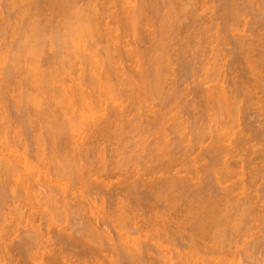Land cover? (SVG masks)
<instances>
[{
	"label": "rangeland",
	"instance_id": "1",
	"mask_svg": "<svg viewBox=\"0 0 264 264\" xmlns=\"http://www.w3.org/2000/svg\"><path fill=\"white\" fill-rule=\"evenodd\" d=\"M12 0H10V1H8V0H0V24H3L0 28V57H1V55L2 54H5V52L7 53V52H9V56H11V53L14 55V50H15V53H18L19 51L18 50H16L17 48H16V46L18 47V45H14V44H18V41L21 39V37L23 38V35L22 34H24V33H22L20 30H22V29H20V30H18V26L17 25H19V28L22 26L21 24H23L24 22H27V21H29V19H27V15H28V12L30 11L31 13H32V15H34V17H35V15H37L36 16V18L38 17V16H40L39 17V19L38 20H46V21H48L49 20V22H47V23H49L50 25L52 24V25H54L55 23L56 24H58L59 23V18H60V16H59V14H60V12H59V14L57 13V12H53V10H50V9H52V8H49L48 6V8H47V10H46V8L45 9H43V15L42 14H40L39 15V13L38 12H32L31 11V9L33 8V5H35V4H33V0H31V1H25L24 2V0L21 2V0H19L20 2H18L17 0V2L16 3H18L17 5H16V8H15V6H14V9H13V11H12V9L10 8L11 6H13L12 4H14L15 3V1H14V3H12L11 2ZM33 1V2H32ZM36 1V0H35ZM45 1V0H44ZM43 0H41V2H43L44 3V5L43 6H46V4H45V2H44ZM107 2H105V0L102 2V4L104 5V6H100L101 7V13H102V15L100 16V18H99V25H100V27L102 28L101 30H104V31H102L103 33H105L104 35L106 36V38H105V36L103 35L102 37H101V41L98 39V37L97 38H94L93 39V41H95L96 43H97V41H98V43L96 44V43H92L89 39H87L86 40V38H84V37H82V38H84V41H87L86 43L85 42H83V39L82 40H79V38L81 39V37H79V38H76V39H78L77 41L79 42H74V43H76V44H73V46L71 47V44H69L70 45V49H66L67 51H70V56H68L65 60L67 61V59H68V61L67 62H69L68 63V65H67V63H66V65H65V63L63 62V64H60V68L58 69L57 67H59V66H56V64H57V61H55V64H52V63H54V60L53 59H51L52 58V56L54 55L51 51H60L61 50V52H62V50H63V47L61 46V45H58V44H54L53 43V45H52V47H54L55 49L54 50H52L51 48V44L49 43H47V40L49 39H46L47 37V35L50 33V30L51 31H53L52 30V28H53V26L51 27L50 25V27H48L47 25L45 26V27H47V28H45L43 25H41V26H43V27H41V26H39V27H41V28H43V31H41V33L42 32H45L44 34H47V35H45V37H43L42 35H41V38H34V37H32L31 35H29V34H31V33H29V32H31L32 30V28L29 30V32H27L25 29H24V31H26L27 33H29V34H27V35H24L25 36V43L27 44V46L31 43V44H33L32 46H34L35 48H36V46H41V48L40 47H37L36 48V50L38 49L39 50V53H38V56H39V60H41L40 61V63L39 64H41L42 65V70H44L45 72H44V76L46 77H48L49 75L48 74H51V76H49L47 79H49V82L51 81V79L52 78H54L55 76L57 77L55 80L57 81H55V80H53L52 79V82H54V84L55 85H53V86H56L57 87V89L59 90V88H58V85H56V84H59L61 87H62V85H65L64 86V88H63V90L65 89V90H68L67 92L68 93H73V91L74 90H76V89H73V91H71V92H69V89H72L73 87H75L78 83H80L81 85L79 86L80 87V89H84V93H87L86 95H89V103H86V104H84V103H81V101H79V100H77V98H72V99H69L68 101H69V104H71L72 105V108L74 109V117H76V115H79V114H82L83 116H88L90 113V110H94L93 111V118L92 117H90V118H88V119H92V120H94V118H95V121L98 123L99 122V120L101 121V119L103 118V119H105L106 118V116L104 115V114H106V112H108V111H110V112H113V111H116V117H117V115H118V117H120V118H116V120H115V118H113L112 117V124L110 123L109 125L107 124V125H105V124H103L104 122H101L103 125H105V126H109V127H105V128H107V129H103L104 131H98L96 134L95 133H89L90 131H88L87 132V130H85L86 132H80V134L79 133H74L73 135L72 134H70L69 135V133H68V131L66 130V132H67V134H65L66 135V138H65V135H63L64 133L62 132V134H60V136L61 137H63V139L62 138H60L59 139V136H57L58 138L56 139L55 138V143L54 144H51V142H50V140H47L48 139V137L46 136V134L43 132V138H44V141L43 142H38L36 139V141H34V138L37 136V135H39L40 133L38 132V129H39V131H40V129H43V127L42 126H44V124L46 123V126H49L50 124H48L47 123V121L49 122V120L51 121V118L48 116L47 118H50V119H48V120H46V116H47V114L45 113V116L42 114L41 115V113L43 112V110H44V108L46 109V107H44L43 109H42V111L41 110H39L40 111V114H38L36 111H35V109H36V107L35 106H33L32 104H31V106H29L28 105V107H27V105L26 106H24V104H23V106H24V109H26L25 111H27V113H25L24 114V111H22L20 108V110L18 111V101H19V104H21L22 105V103H20V99L18 100L17 98L19 97H21L20 96V93H19V95L18 96H16V101L14 100L15 99V94H14V92L15 91H17L18 90V86H21L24 82L23 81H25V76H21V75H24L23 73H20L23 69H27L28 70V68H31V66L32 65H34L35 66V62H31V61H33V59H35L36 61H38L39 62V60L38 59H36L37 58V54L35 55V53H34V57L35 58H33V54H32V56L30 55V53L29 52H31V50L29 51V48H25V49H28V52L27 53H25V51H23L22 53V56L20 57V55H19V53L18 54H15V55H18V56H16L15 57V55L14 56H11V57H14V58H18V60H17V62H16V60L14 59V61H15V65L16 66H18L19 65V67H16L15 65H13V66H15L16 67V69L14 70L15 71V73L17 72L18 74H20V78L21 79H17V77H19V75L18 74H14V76H13V74H11V78L13 79V80H11V78H8L7 76H3L2 74L4 73L3 72V70H2V68H0V74L2 75V77H0V85H1V87H2V89H1V91L3 90V94L0 96V140L1 139H3L4 140V142L5 143H7V145L5 144V145H3L2 144V146H0V160L3 158V157H5L6 159H8V158H12V159H8V160H5L4 161V159H2L1 161H0V164H1V167H0V170L2 171H0V173H3L4 171H6L7 170V166H10L11 167V163L14 165H12V167H13V170H14V167H16V171L14 170V171H12V173H13V177L11 176L12 174H8V175H3V174H0V181H3V184H2V182H1V184L3 185V186H0V187H4V189H5V192L3 191V189L1 188V190H0V194H2V195H0V199L1 200H4V199H6V200H4L3 201V205L2 204H0V250H1V252H0V264H8L10 261H17V262H19L18 264H50L51 263V260H52V252L54 253V251H55V249L54 248H56L57 247V245H56V241H55V237L54 236H50V235H44L43 237H40V238H37L36 240H33L31 237L33 236V234H30V235H32L31 237H28V239L30 238V239H32L33 241L32 242H27V243H31L30 245H28L27 246V244H26V247L28 248V249H26L27 251H28V253H26L27 251L26 250H22V248L19 246V250H20V252H19V250L17 249V250H15V247L17 246V245H15V247H13L14 246V244H18L19 242L18 241H20L18 238L20 237V239H21V232L24 230V229H26L27 228V225H30V224H32V222H34L35 220V222L33 223V224H35V225H38L39 223H42L44 220L46 221H48L51 225H53L54 226V224H59L60 226H67V227H69V228H72L73 230H69V231H74L73 233L74 234H79L80 232H82V231H84V229H85V227H86V224H87V221L89 220V217H90V220L89 221H94L93 222V224L95 225V222H96V218H99V216H103V217H105V215H107L108 214V212H109V210L111 211V212H109V214L107 215V217H109V218H107V217H105V219L107 220V223H109V225L107 226L106 225V227H107V229H105L104 228V226H101L102 228H104L105 229V231L106 232H110L113 236H116V234L114 235L113 234V232L115 231V230H118V228H119V230H120V232L122 231V232H124V230L126 231V230H128V228H129V222H131L132 220H134V221H132V222H138V224L140 223V225H144V221L145 222H149V223H152L153 222V224L155 223V224H162L161 225V227H163L165 224H167V227H169V228H172V227H176L175 225H177V227H179L180 225L178 224V223H180V222H182L181 223V225L183 224V223H185V224H183L184 225V227L183 226H181L180 227V229L181 230H179L180 232H182V233H186V228H189L191 225H193V218H194V215L196 214H194L193 212H195L194 210H195V204H197V202H199L198 201V199H199V197H202V199L200 198V201L201 200H204L203 198L205 197V198H207V196H203V193H201L200 191H199V189H201V188H198V192H200L201 193V195L202 196H200V194H198L197 193V195L195 196V194H196V192H195V188L197 187L196 185V187L194 186V184H197L198 182H200V183H202L201 181L203 180V183H204V177H206L205 176V174L207 173H205V171L207 170V168L204 170V167L205 166H207L208 167V164H206V163H208L209 161V159L208 158H206V154L205 153H203V152H201V153H199L201 150L198 148V147H196V143L195 142H197V140L198 139H200V138H197L196 137V135L198 136V131H199V129H200V131L199 132H201V130L203 131V132H201V133H204L206 130H207V134H203L202 135V137L204 136V135H206V137H205V139H204V143L202 144V145H204V144H207L206 142H209V141H211V138H213V139H217V138H221L220 136H223V140H222V138L220 139V140H222L223 141V143L224 144H226V142L227 141H229V140H232L233 138H234V135L233 134H235L234 132H239V133H241V134H245V135H247V134H250V133H252V130L251 129H255L256 131H257V133H258V129H263V131H264V120H261V119H264V96L262 95V93L260 92V89L261 88H263L262 87V85L264 86V70L263 69H261V66H258V65H256V63L254 62V69H252V70H250L251 68L250 67H253V62H252V65L250 64V67L248 66L247 67V64L249 65V63H246V62H244V60L241 58V57H239V60H238V57L235 59L234 57V55H233V53H228L229 51H228V49L230 50V48H232V42H234V37H232L234 34H236V36L238 35V34H242L244 31L243 30H245L246 29V25H247V29L249 28V26L251 25V24H253V25H251V26H256L257 24H259V23H261L262 24V27L264 28V21H262L263 19H264V17H262V13L264 14V3H263V1L264 0H261V3H260V5H259V2L256 4H252V6H253V9H251V7H250V9L248 10V8H249V6H246L248 3H249V1H252V0H240L241 2V4H244V1H245V5H241L239 2H237V1H239V0H236V4L238 3V4H240L239 6H237L239 9H241L242 11H240L238 8H237V11L239 10V12L237 13V15H240L241 16V18L243 17V19H241L239 16L237 17L236 16V18H235V14H232V15H234V18H233V16H231L232 18H230V21H229V18H228V21H227V17H226V21L224 20L225 18L224 17H219V16H217V14L219 13V15H220V13H222L221 11V9L223 8L222 7V2H221V8L217 5V4H219L218 2V0H200V1H195V3L193 2V5L191 4L192 3V1H191V3H188V1L186 0H180V2L181 1H184V2H182L183 3V6L185 5V7L187 8V11L185 10V12L183 13V12H178L177 10H179V9H181L182 7H180L179 9H178V7L179 6H177L175 3L177 2L176 0L174 1V0H172L173 2H171L170 0H149V2H148V0H106ZM152 3H151V2ZM160 1V2H159ZM179 1V0H178ZM190 1V0H189ZM194 1V0H193ZM202 1V2H201ZM218 1V2H217ZM9 2H11V3H9ZM24 2V3H23ZM29 2H31L32 3V7L31 6H29V5H27V3H29ZM37 2V4L40 2V0H37L36 1ZM41 2H40V4H41ZM83 2V3H82ZM101 2V1H100ZM171 2V3H170ZM179 2V3H180ZM186 2V3H185ZM215 2L217 3L216 5H215ZM247 2V3H246ZM10 5H9V4ZM20 3H22V4H20ZM30 3V4H31ZM35 3V2H34ZM42 3V4H43ZM81 3V4H80ZM144 3V4H143ZM154 3V4H153ZM165 3H166V5H165ZM185 3V4H184ZM204 3H206V4H204ZM9 6H8V5ZM25 4V5H24ZM78 5V6H80V7H82L81 5H85L84 4V0H82V1H77L75 4H73V5ZM145 4H147V5H145ZM151 4H153V5H151ZM164 4V5H163ZM177 4H178V2H177ZM194 4H195V6H194ZM197 4V5H196ZM210 4V5H209ZM22 5H24L23 7H26V9L28 8V6H29V11H27L25 8L24 9H22L23 11H24V13H26V14H24L23 13V11L20 9V7L19 6H22ZM27 5V6H26ZM133 5V6H132ZM151 5V6H150ZM182 5V4H181ZM190 5H192V7L190 8ZM203 5V6H202ZM206 5V6H205ZM208 5V6H207ZM220 5V4H219ZM257 5H259V6H257ZM6 6V7H5ZM127 6V7H126ZM141 6V7H140ZM143 6V7H142ZM164 6V7H163ZM169 6H170V8H169ZM171 6H172V8H171ZM175 6V7H174ZM212 6H214L215 8H217L216 10H215V8H214V12H213V8H212ZM242 6V7H241ZM255 6H257L258 7V10L256 9V7ZM31 7V8H30ZM75 7L76 6H74V9H75ZM100 7H98L99 9H100ZM126 7V8H125ZM130 7H132V8H130ZM145 7V8H144ZM163 7V8H162ZM193 7H195L196 8V10H195V8H194V12H196L197 14H201L200 16H203V17H208L209 15V12L210 11H212L213 13H215V15H216V18H215V16H214V14L212 13L211 14V12H210V14L211 15H213V17L211 16V18H215L216 20H217V22H216V20L215 19H213V20H211V21H208L209 20V18H210V16H209V18H208V20H207V18L206 19H204V21L205 20H207V21H205V24H206V26H204V22L202 23L201 21H203V20H201L200 19V21H198L197 22V19H196V21L194 20L193 21V18H192V21H191V18H190V16L188 15L189 13H194V12H188L190 9L193 11ZM205 7H207V8H205ZM263 7V8H262ZM78 8V7H77ZM128 8V9H127ZM144 8V9H143ZM173 8H174V11H173ZM185 8V9H186ZM199 8V9H198ZM247 8V9H246ZM255 8V9H254ZM11 9V10H10ZM17 9H19V10H17ZM34 9V8H33ZM120 9V10H119ZM133 9V11H135L134 12V14L135 13H137V14H135V17H136V22L138 23H136L137 25H135L134 27H132V28H134V29H136V30H131V26L130 25H127L126 24V22L124 21L125 19H123V11L124 10H129V11H131ZM152 9V10H151ZM155 9V10H154ZM220 9V10H219ZM246 11H245V10ZM262 9V10H261ZM4 10H6V11H4ZM9 10V11H8ZM114 10H116V11H114ZM147 10H149V11H147ZM164 10V11H163ZM181 10H183L184 11V9L182 8ZM199 12H198V11ZM203 10V11H202ZM219 10V11H218ZM260 10V11H259ZM4 11V12H3ZM18 11V12H17ZM34 11V10H33ZM53 13V15L52 14H50L51 12ZM55 11V10H54ZM57 11V10H56ZM132 11V12H133ZM143 11V12H142ZM169 11V12H168ZM178 13H177V12ZM200 11H201V13H200ZM216 11H217V13H216ZM235 11H236V9H235ZM236 11V12H237ZM244 11H245V14H244ZM248 11H249V13H248ZM251 11V12H250ZM259 11V13H261L260 14V17L259 18H257V14H259V13H257ZM262 11V12H261ZM14 12H17V13H14ZM21 12V13H20ZM41 11H40V13H42ZM114 12V13H113ZM157 12V13H156ZM188 12V13H187ZM204 12V14H202ZM225 12V11H224ZM236 12H234V13H236ZM240 12H241V14H240ZM246 12H247V14H246ZM253 12V13H252ZM10 13V14H9ZM11 13H13V14H15V15H13V14H11ZM23 13V14H22ZM31 13H30V15H31ZM33 13H35V14H33ZM55 13H57V14H55ZM139 13V14H138ZM144 13V14H143ZM151 13V14H150ZM175 15H174V14ZM205 13H206V15H205ZM243 13V14H242ZM18 14V15H17ZM20 14H22L21 16H20ZM46 14V15H45ZM48 14V15H47ZM56 16H55V15ZM141 14V15H140ZM143 14V15H142ZM146 14V15H145ZM168 14V15H167ZM169 14H171V15H169ZM180 14V15H179ZM184 14H185V16L187 17V15H188V18H186L185 16H184ZM196 14V15H197ZM222 14H224V13H222ZM221 14V15H222ZM17 15V16H16ZM25 15V16H24ZM30 15H28V17L29 18H31V16ZM51 15V16H50ZM137 15V16H136ZM166 15V16H165ZM172 15H173V17H172ZM191 15V14H190ZM193 15V17H194V14H192ZM191 15V16H192ZM205 15V16H204ZM220 15V16H221ZM247 15V16H246ZM253 15V16H252ZM24 16V17H23ZM58 16V19L56 18ZM141 16V17H140ZM167 16H169V17H172V20H174V22L175 23H173V21H171L170 23H172V24H176V26H174V25H170L169 27H168V30H169V28L171 29L172 28V30L173 31H170V33H168V31L167 32H165V34L167 33L168 35H169V37H168V35L166 36V37H164L165 38V40H160V43L162 44H160L159 43V46H157V50L155 51V49L153 48V47H155L154 46V40H156L157 41V39L159 40V38H160V36H159V26L164 22V20H168L169 18H167ZM223 16V15H222ZM249 16V17H248ZM264 16V15H263ZM6 17V19H4ZM16 17V18H15ZM21 17V18H20ZM33 17V18H34ZM47 17H48V19H47ZM53 17V18H52ZM114 17V18H113ZM139 17V18H138ZM144 17V18H143ZM146 17H148V18H146ZM149 17H151V19L149 18ZM153 17V18H152ZM161 17V18H160ZM164 17H166V18H164ZM184 17V18H183ZM263 19H262V18ZM50 18V19H49ZM143 19V21H142V19ZM174 18V19H173ZM179 18H180V20H179ZM182 18V19H181ZM195 18H197V16H195ZM194 18V19H195ZM210 18V19H211ZM237 18H239L238 20H234V19H237ZM10 19V20H9ZM16 19H17V21H16ZM23 19H27V21H25L24 20V22H23ZM53 19H54V21H53ZM116 19H118V20H116ZM122 21H121V20ZM163 19V20H162ZM176 19V20H175ZM186 19V20H185ZM231 19L232 20H234L235 22L233 23L234 25L232 26V24L230 23L231 22ZM251 19V20H250ZM9 22L8 23V26H7V24L5 25V23L7 22V21ZM57 20V21H56ZM146 20V21H145ZM162 20V21H161ZM183 20H185V21H187V23L185 22V21H183ZM190 20V21H189ZM239 20H241V22H242V24L240 23V22H237V21H239ZM255 20H257V21H255ZM259 20V21H258ZM44 21H39L40 22V24H41V22H42V24H44L45 22ZM51 21V22H50ZM145 21V22H144ZM168 21H170V20H168ZM181 21V22H180ZM212 21H214V22H212ZM222 21H223V23H222ZM224 21L226 22V24H227V22L229 23V25L231 26V28L232 27H235L234 29L232 28L231 30H232V34L230 33V32H228V30L227 31H225V32H223L222 30H218V27H221V26H223V24H225L224 23ZM248 21V22H247ZM252 21H254V22H252ZM4 22V23H3ZM19 22H20V24H19ZM58 22V23H57ZM118 22V23H117ZM148 22V23H147ZM192 22H194V23H192ZM209 22H211V24H207V23ZM219 22V23H218ZM237 22V23H236ZM245 22L246 23H248V24H245ZM255 22H258V23H255ZM13 23H17L16 25H14L13 26ZM27 23H29V22H27ZM101 23V24H100ZM105 23V24H104ZM141 23V24H140ZM182 23H185V24H182ZM189 23H191V24H193L194 25V31L192 32V30H193V27H192V29H190L191 28V24H189ZM196 23V24H195ZM215 25H217L218 27L216 28L213 24ZM222 23V24H221ZM9 24H10V26L12 27V29H11V31L9 32V29L11 28H9ZM25 24V23H24ZM39 24V25H40ZM56 24H55V28H56ZM126 24V25H125ZM158 24V25H157ZM179 24H181V25H183L182 27H181V25L179 26ZM189 24V25H188ZM200 24V25H199ZM5 25V26H4ZM21 25V26H20ZM148 27H147V26ZM153 25V26H152ZM163 25V24H162ZM210 25H213V26H209ZM229 25H227V26H229ZM242 25V26H241ZM7 26V27H6ZM30 26H32V25H30ZM128 26V27H127ZM146 26V27H145ZM157 26V27H156ZM173 26L175 27V28H173ZM179 26V27H178ZM187 26V27H186ZM189 26V27H188ZM198 26V27H197ZM238 28H237V27ZM6 27V28H5ZM14 27V28H13ZM22 27H24V28H26L27 29V26L25 25V26H22ZM21 27V28H22ZM28 27H29V24H28ZM58 28L60 27V25L59 26H57ZM130 27V28H129ZM140 27V28H139ZM161 27V26H160ZM178 27V28H177ZM213 28V33H212V31H209V30H212V28L211 29H206V30H208L209 32H207V33H209L210 34V32L212 33V34H210V36L211 35H213L214 36V38H213V36H211V38H210V36L208 37V34L206 33V30H203V29H205V28ZM244 27H245V29H244ZM4 28V29H3ZM8 28V29H7ZM15 28H17L16 30H17V32L15 31ZM44 28L46 29V30H44ZM48 28H50V29H48ZM105 28V29H104ZM139 28V29H138ZM182 28H184V29H182ZM215 28V29H214ZM228 28V27H227ZM243 28V29H242ZM262 28V30H259V32H263L264 31V29ZM54 29V28H53ZM123 29H125V30H123ZM151 29V30H150ZM217 29V33H215L216 30ZM229 29V28H228ZM241 29V30H240ZM247 29L245 30L246 31V33H247V35L249 34V29H248V32H247ZM60 30V29H59ZM139 30H141V31H139ZM185 30V31H184ZM201 32H200V31ZM230 30V29H229ZM230 30V31H231ZM1 31H3V32H1ZM18 31H19V35H20V33H21V35H20V39L19 40H16V39H18V37H19V35L17 36V34H18ZM49 31V33H47ZM55 31H56V29H55ZM110 31V32H109ZM134 31V32H133ZM136 31V32H135ZM155 31V32H154ZM178 31V32H177ZM190 31V32H189ZM221 32L222 31V33H219V32ZM243 31V32H242ZM10 34H9V33ZM25 32V33H26ZM56 32H58V31H56ZM151 32V33H150ZM153 32V33H152ZM172 32V33H171ZM176 32V33H175ZM189 33V36H190V38H189V36H186V35H188V33ZM230 33V34H228V33ZM15 33V35H13V34ZM140 33V34H139ZM156 33V34H155ZM183 35H182V34ZM186 33V34H185ZM199 33V34H198ZM206 33V34H205ZM226 33V34H225ZM245 33V34H246ZM52 35H54L55 34V32H54V34L53 33H51ZM51 34H49V35H51ZM115 34H117V35H115ZM144 34V35H143ZM151 34V35H150ZM176 34V35H175ZM216 34L219 36V35H222V34H224L223 36H225V35H230V37H232V38H234L233 40H232V38H230L229 36V38H227L226 36L224 37L225 39H223V36L221 37H217L216 36ZM11 35H13L12 37H10ZM48 35V37H50ZM172 35V36H171ZM178 35H179V37H181V38H179L178 37ZM200 35V36H199ZM31 36V37H30ZM156 36V37H155ZM171 36V37H170ZM184 36V37H183ZM203 36V37H202ZM207 36V37H206ZM215 36H216V38H217V41H216V38H215ZM10 37V38H9ZM14 37V38H13ZM108 37V38H107ZM111 39H110V38ZM143 37H145V38H143ZM148 37H149V39H148ZM183 37V38H182ZM186 37V38H185ZM187 37H188V39H187ZM192 37V38H191ZM199 37L200 38H202V39H199ZM8 38V39H7ZM16 38V39H15ZM119 38V39H118ZM173 38V39H172ZM227 38V39H226ZM50 39H51V37H50ZM75 39V40H76ZM96 39V40H95ZM105 39H108V40H110V41H108V40H106V41H104ZM116 39H117V41H116ZM172 39V40H171ZM174 39H175V41H174ZM177 39H179V42H178V40ZM190 39V40H189ZM194 39V40H193ZM210 39V40H209ZM223 39V40H222ZM231 39V40H230ZM139 40V41H138ZM144 40V41H143ZM189 40V41H188ZM207 40V41H206ZM226 42H225V41ZM15 41H17V43L15 42ZM81 41V42H80ZM89 41V42H88ZM107 41H108V43H107ZM147 41V42H146ZM174 41V42H173ZM186 41H187V43L188 42H190L191 41V43H188V44H186ZM206 41V42H205ZM210 41H212V42H210ZM232 41V42H231ZM9 42H11V43H9ZM14 42V43H13ZM21 42V41H20ZM23 42V41H22ZM21 42V43H22ZM48 42H49V40H48ZM103 42V43H102ZM118 43V44H116V45H114V43ZM151 42V43H150ZM173 42V43H172ZM192 42H193V46H192ZM202 42V43H201ZM229 42H231V44L229 43ZM29 43V44H28ZM52 43V42H51ZM90 43L92 44L91 46H90ZM106 43V44H105ZM112 43V44H111ZM137 43V44H136ZM176 43V44H175ZM184 43L188 46L189 44V48L186 46V45H184ZM211 44V46H210V44ZM218 43V44H217ZM229 43V44H228ZM94 44H96V46L94 45ZM201 44V45H200ZM219 44H220V47H219ZM12 45H14V47L12 46ZM23 45V44H22ZM47 45V46H46ZM74 45H76L75 47H74ZM81 45V46H80ZM83 45V46H82ZM95 47H94V46ZM107 45V46H106ZM110 45V46H109ZM113 45H114V47L115 46H117V48H116V50L118 51V47L119 48H121V49H119V52H117L116 50V52L114 51V48H113ZM119 45V46H118ZM136 47H135V46ZM149 45H151V46H149ZM153 45V46H152ZM183 45L185 46V49H186V52H185V49H184V47H183ZM200 45V46H199ZM217 45V46H216ZM232 45V46H231ZM11 46V47H10ZM26 46V47H27ZM45 48H44V47ZM80 46V47H79ZM160 46H163L164 48H162V47H160ZM182 46V47H181ZM213 46V47H212ZM214 46H216V49H215V47ZM230 48H229V47ZM24 47H25V45H24ZM30 47V46H29ZM62 47V49H60ZM65 47V46H64ZM67 47V46H66ZM65 47V48H66ZM74 47V48H73ZM83 47H84V49H83ZM106 47H109V50L106 48ZM110 47H111V49H110ZM162 48V51H161V49L160 48ZM187 47V48H186ZM206 47V48H205ZM212 47V48H211ZM5 48V49H4ZM9 48V49H8ZM11 48H14V50L12 49L11 50ZM40 48V49H39ZM50 48V49H49ZM64 48V49H65ZM69 48V47H68ZM80 50H79V49ZM106 48V49H105ZM128 48V49H127ZM132 48V49H131ZM137 48H139V50L140 51H142L143 52V54H142V52H139V51H136V50H138ZM167 48H168V50H167ZM179 48H180V51H179ZM182 48V49H181ZM196 48V49H195ZM208 48H210V49H208ZM228 48V49H227ZM18 49L19 50H21L20 49V45H19V47H18ZM23 49V48H22ZM31 49H32V47H31ZM41 49L43 50V52L41 51ZM49 49V50H48ZM59 49V50H58ZM113 49V50H112ZM122 49H124V53L122 52L123 50ZM142 49V50H141ZM148 49V51L149 52H151V50L152 49H154V51L155 52H152V53H154V54H152V55H154V57L155 58H158V57H156V56H158V55H160L159 56V58L161 57V61H163L164 63H163V69L161 68V73H159L160 74V76L162 75V74H164L163 76H161V85H160V83L158 84V82H157V80L158 79H156V80H154V76H153V73H154V68H153V64H152V61L151 62H149V64L151 63V65H147V54L149 53V52H147L146 50ZM188 49H189V52H188ZM219 49V50H218ZM223 49V50H222ZM226 49H227V51H226ZM10 50H11V52H10ZM34 50V49H33ZM51 50V51H50ZM73 50V51H72ZM75 50V51H74ZM106 50V51H105ZM122 50V51H121ZM128 50V53H125L126 51ZM132 51V53H131V51ZM134 50V51H133ZM167 50V51H166ZM184 50V51H183ZM196 50V51H195ZM3 51V52H2ZM13 51V52H12ZM16 51H18V52H16ZM22 51V50H21ZM20 51V52H21ZM50 51V52H49ZM65 51V50H64ZM76 51H77V53H76ZM78 51H79V53H78ZM108 51L110 52V53H108ZM112 51H113V53H112ZM146 51V52H145ZM153 51V50H152ZM166 51V52H165ZM179 51V52H178ZM183 51V52H182ZM205 53H204V52ZM216 52V53H214V52ZM219 51V52H218ZM33 52V51H32ZM37 52V51H36ZM42 53V55H41V53ZM72 52H74V53H72ZM122 52V53H121ZM135 52V53H134ZM139 52V53H138ZM173 54H172V53ZM176 52V53H175ZM222 52H224L225 53V55H224V58L226 59H224L223 60V54L224 53H222ZM51 53H52V56L50 57V55H51ZM56 53H58V52H56ZM64 53V52H63ZM63 53H62V55H63ZM69 52H66V54H68ZM84 53V54H83ZM106 53V54H105ZM118 53V54H117ZM121 53V54H120ZM138 53V54H137ZM147 53V54H146ZM158 53V54H157ZM183 53V55L182 56H179V55H181ZM188 53V54H187ZM196 53H201V54H198V57L196 56ZM220 53V54H219ZM49 54V57H47V55ZM65 54V53H64ZM83 54V55H82ZM89 54V55H88ZM108 54H112L111 56H109ZM123 54V55H122ZM136 54V55H135ZM178 54V55H177ZM195 54V55H194ZM25 55V56H24ZM44 55V56H43ZM58 55H60V56H58V58L60 59L59 61L60 62H62V61H64V59L63 58H65L66 57V55H65V57H63L62 55H61V53L59 54L58 53ZM86 55H88V56H86ZM116 55V58L114 57ZM121 55V56H120ZM135 55V56H134ZM137 55H139V57L141 56L142 57V55H143V57L141 58H139ZM156 55V56H155ZM162 55V56H161ZM166 55V56H165ZM185 55H187V56H185ZM211 55V56H210ZM222 55V56H221ZM26 56H27V59H26ZM32 58H30V57ZM92 56V57H91ZM107 56H109V58H107L106 59V57ZM119 56H120V58H119ZM131 56H133V57H131ZM146 56V57H145ZM178 56V60H176L177 57ZM195 57V60L197 61H195L193 58ZM3 57V58H2ZM1 58H0V67H2L3 65H5L6 64V62H5V64H2L1 62L4 60L5 61V59H7V57H6V54L5 55H3ZM5 57V58H4ZM20 57V58H19ZM25 57V58H24ZM44 57V58H43ZM49 58V59H47V60H45V58ZM71 57V58H70ZM73 57V58H72ZM163 57V58H162ZM182 57H184V58H182ZM197 57V58H196ZM230 57V58H229ZM10 57H8V59H9ZM29 58V59H28ZM43 58V59H42ZM112 58H113V60H112ZM117 58H119V59H117ZM145 58V59H144ZM158 58V59H159ZM166 58V59H165ZM187 58V59H186ZM189 58V59H188ZM210 58V59H209ZM7 59V61H9V60H13L12 58L11 59H9L8 60ZM24 59V60H23ZM92 59H95V60H92ZM103 59H105V61H103ZM108 59H110V60H112L110 63H109V61L110 60H108ZM116 59V61H114ZM127 59V60H126ZM164 59L165 60H167V61H164ZM175 59V60H174ZM198 59H199V61H198ZM235 61H234V60ZM242 59V60H241ZM23 60V61H22ZM34 60V61H35ZM45 60V61H44ZM52 60V61H51ZM58 60V59H57ZM124 62H123V61ZM141 60V61H140ZM143 60H145V61H143ZM151 60V59H150ZM170 60V61H169ZM194 60V61H193ZM230 60V61H229ZM3 61V62H4ZM59 61H58V65H59ZM70 61L72 62V64H71V67L69 68V66H70ZM100 61H103V63L102 62H100ZM131 61V62H130ZM134 61V62H133ZM184 61V62H183ZM187 61H189V62H192V63H194V64H191V63H189L190 65V67L189 68H187L186 66L188 65V63H187ZM201 61V62H200ZM10 62V61H9ZM24 62H27V63H24ZM32 64H31V63ZM115 62V63H114ZM144 62H146V63H144ZM168 63V64H165V63ZM178 62V63H177ZM230 62H232V63H230ZM11 63V62H10ZM105 64L106 63V67H105V65H102V64ZM108 63L110 64L109 66H108ZM186 64V66L184 65V64ZM199 63V64H198ZM202 63V64H201ZM234 63V64H233ZM240 63V64H239ZM2 64V65H1ZM38 64V65H39ZM74 64V65H73ZM113 64V65H112ZM142 64V65H141ZM179 64H180V66H179ZM12 65V64H11ZM37 65V64H36ZM115 65H117V66H115ZM165 65H166V67H165ZM169 65H170V67H172V69L169 67ZM183 65H184V67H183ZM242 65V66H241ZM63 66H65L64 67V69H63ZM119 66V67H118ZM140 66V67H139ZM142 66V67H141ZM148 66H151V67H148ZM233 66V67H232ZM258 66V67H257ZM116 67H117V69H116ZM123 67V68H122ZM176 67V68H175ZM179 67V68H178ZM182 67V69H180ZM232 67V68H231ZM237 67V68H236ZM238 67H239V69H238ZM13 68V67H12ZM11 68V70H13ZM17 68H19L21 71L20 72H18L19 70H17ZM62 68V69H61ZM135 68V69H134ZM146 68V69H145ZM148 68V69H147ZM152 68V71L151 70H149V69H151ZM156 68V67H155ZM191 68H193V69H191ZM248 68V69H247ZM250 68V69H249ZM256 68V69H255ZM88 69H90V70H88ZM122 69V70H121ZM133 69V70H132ZM137 69H139L140 70V72L137 70ZM166 69V70H165ZM171 69V70H170ZM176 69V70H175ZM185 69V70H184ZM187 69H191L190 70V72H189V70L187 71ZM233 69V70H232ZM237 69V70H236ZM260 69V70H259ZM17 70V71H16ZM26 70V71H27ZM61 70V71H60ZM84 70V71H83ZM86 70H88V71H86ZM104 70H107V75H105L106 74V71L104 72ZM118 70V71H117ZM141 70L142 71H144V73L142 72L141 73ZM173 70V71H172ZM178 70V71H177ZM180 70H181V72H180ZM236 70V71H235ZM260 71V73L261 74H263V75H261L260 73H259V71ZM2 71V72H1ZM9 71V70H8ZM14 71H13V73H14ZM24 71V70H23ZM22 71V72H23ZM102 71V72H101ZM115 71V72H114ZM133 71V72H132ZM136 71V72H135ZM169 71V72H168ZM175 71V72H174ZM187 71V72H186ZM192 71V72H191ZM240 71V72H239ZM10 72V71H9ZM8 72V73H9ZM25 72V71H24ZM30 72V71H29ZM29 72L27 71V74H29ZM91 74H90V73ZM111 72H112V74H111ZM113 72H114V74H113ZM146 72V73H145ZM156 72V71H155ZM158 72H160V70L158 71ZM163 72V73H162ZM173 72H174V74H173ZM184 72V73H183ZM232 72V73H231ZM244 72H245V74H244ZM6 73V72H5ZM4 73V74H5ZM11 73V72H10ZM54 75H53V74ZM89 73V74H88ZM129 73V74H128ZM141 73V74H140ZM152 74V75H150V74ZM192 73V74H191ZM240 73H243L244 74V77H246V78H244ZM27 74H25V75H27ZM82 74V75H81ZM84 74V75H83ZM96 74V75H95ZM103 74V75H102ZM133 74V75H132ZM142 74H144V77L145 76H147V78H142V77H140ZM147 74V75H146ZM171 74V75H170ZM176 74H178V75H176ZM183 74V75H182ZM236 75V74H238L239 75V77H236V78H240V80H242L243 81V83H245V85H246V87L247 88H249L250 90H253V92L254 91H256V93H261V94H258V95H260V96H258L257 97V94L256 93H254V95H255V97H253V98H234L235 100H233V98L231 99L232 100V102H235V107L237 108V110L235 109V107H233L234 105L232 104V103H230L231 102V100L230 99H228L227 98V101H224L223 102V100L221 99L220 101L219 100H216V99H212V100H214V102L212 101V102H210L209 100H207L208 98H203L202 97V95H201V98H200V95L198 96V94H196L194 91H196V90H198V89H201L202 87V89H204V88H206L207 87V85L208 86H210V85H214L215 83H217V81H218V83L217 84H220V83H222L223 81H224V79H227V77H228V80L231 78V77H233L234 75ZM6 75V74H5ZM10 75V74H9ZM17 77H16V76ZM53 75V76H52ZM81 75V76H80ZM90 75H95V77L97 76V79L98 80H96V82L94 81V83H93V78L91 79V76ZM105 75V76H104ZM111 75V76H110ZM139 75V76H138ZM173 75V76H172ZM181 75H182V77H181ZM189 75V76H188ZM221 75H224V77L225 78H223V76L220 78V76ZM229 75V76H228ZM231 75V76H230ZM261 75V76H260ZM79 76L80 77H82V79L81 78H79ZM87 76V77H86ZM104 76V77H103ZM114 76V77H113ZM120 78L119 79V81H118V78ZM143 76V75H142ZM152 76H153V78H152ZM178 76H179V78H178ZM13 77H15V78H13ZM31 77V76H30ZM30 77H29V79H30ZM45 77H44V79H45ZM84 77V78H83ZM100 77V78H99ZM101 77L102 78H104L105 80H106V78L105 77H108V80L110 81L111 79V82L110 83H107V84H109V85H107V84H105V82H108L107 80L106 81H102L103 83L102 84H105L104 86H107L106 88L105 87H103V86H101ZM136 77V78H135ZM151 77V79L149 80V78ZM241 77H243V78H241ZM4 78H7V79H5L4 80ZM24 78V79H23ZM27 78H28V76H27ZM89 78V79H88ZM110 78V79H109ZM133 78V79H132ZM137 78H138V81L140 80V79H143V81L145 82L146 81V79H147V84L146 83H144L142 80H140L139 82L138 81H136L137 80ZM140 78V79H139ZM157 78V77H156ZM174 78V79H173ZM250 78V79H249ZM257 78V79H256ZM259 78V79H258ZM15 79H17V80H15ZM29 79H27V81H29L30 83H32L31 81L32 80H29ZM31 79H33L32 77H31ZM46 79V80H47ZM81 79V80H80ZM86 79V80H85ZM103 79V80H104ZM122 79V80H121ZM164 81H163V80ZM248 79V80H247ZM3 80V81H2ZM18 80H19V82L21 83L20 85H19V82H18ZM60 80H62V82L60 81ZM84 81V82H81V81ZM121 80V81H120ZM153 80V81H152ZM169 80H170V82H169ZM194 80H196V81H194ZM199 80V81H198ZM201 80H202V82H201ZM223 80V81H222ZM2 81V82H1ZM10 81V82H9ZM16 81V82H15ZM27 81H26V83H24V84H27ZM45 81V80H44ZM43 81V82H44ZM86 81V82H85ZM117 81V82H116ZM150 81H152V82H150ZM174 81V83H172ZM198 81V83H196ZM248 81H249V83H248ZM6 82V83H5ZM9 82V83H8ZM23 82V83H22ZM28 82V84H30ZM91 82H92V85L93 86H91ZM100 84H99V83ZM123 82V83H122ZM135 82H137L136 84H135ZM163 82V83H162ZM185 82V83H184ZM227 83V81L225 80L224 81V83ZM252 84H251V83ZM257 82V83H256ZM1 83H5V85L7 84V86L5 87L4 85L2 86V84ZM10 83H12L13 85L14 84H17L18 83V85H14V86H16V87H14L13 85H11ZM39 83H42V81L41 82H39ZM46 85H45V87H43V88H45V90L44 89H41V88H39L40 90L39 91H46L47 93H49L50 91V93H52V91H54V93H56V88H55V90L53 89H50V88H53V87H51L52 86V84L53 83H51V85L48 83V80H47V82H44ZM90 85H89V84ZM112 83V89L111 88H109L110 87V84ZM113 83H115V84H113ZM119 83V84H118ZM140 83V84H139ZM154 83H156V85H154L153 86V84ZM171 83V84H170ZM176 83V84H175ZM177 83H178V85H177ZM200 83V84H199ZM204 83L206 84V85H204ZM43 84V83H42ZM42 84H39V86L41 85V86H44V84L42 85ZM62 84V85H61ZM76 84V85H75ZM96 84V85H95ZM134 84H135V86H134ZM147 85H149V86H147V88L148 89H150L149 91H147L146 92V90L144 89V88H146V86ZM164 84V85H163ZM167 84V85H166ZM175 84V85H174ZM195 84V85H194ZM202 84V85H201ZM249 84V85H248ZM47 85L48 86H50V88L49 87H47ZM75 85V86H74ZM142 86V85H144V87L142 86V88H138V86ZM153 87H152V86ZM166 85V86H165ZM171 85H173V86H171ZM244 85V86H245ZM8 86H10L11 87V89H10V87H8ZM13 86V87H12ZM24 87H25V85H23ZM28 86V85H27ZM31 86V85H30ZM30 86L28 87V88H30ZM59 86V87H60ZM77 86V87H78ZM98 86H100V89H99V87ZM109 86V87H108ZM150 86L153 88H150ZM157 87V90L156 91H160L161 93H159V91L157 92V93H159V94H157V93H155L156 91H155V89H156V87ZM159 86H161L160 88H161V90L164 88V90H160V88H159ZM164 86V87H163ZM180 86V88H178ZM186 86V87H185ZM206 86V87H205ZM250 86V87H249ZM253 86V89L251 88ZM32 87V86H31ZM66 87V88H65ZM70 87V88H69ZM72 87V88H71ZM83 87V88H82ZM92 87H95V89H93ZM105 88L106 90H108V89H110V90H112L111 92H113V93H110L109 91H106L105 89H103V88ZM116 87V88H115ZM166 87V88H165ZM177 87V88H176ZM255 87V88H254ZM12 88H13V92H12ZM17 90H16V89ZM21 88H22V86H21ZM28 88H25V89H28ZM50 89V91H49V89ZM62 88L60 89L61 91H63L62 90ZM68 88V89H67ZM134 88V89H133ZM171 88H172V90H174V91H172L171 90ZM185 88V89H184ZM194 88V89H193ZM5 89V90H4ZM6 89H10L9 90V92H7L8 90H6ZM19 89H20V87H19ZM25 89H24V92H23V89H22V93L24 94L25 93ZM33 89H37V91H36V93H34L35 91H33V93H31L30 92V95H35V94H37V92H39L38 91V88L37 87H34L33 86ZM46 89H48V90H46ZM147 89V90H148ZM168 89H169V92H170V94L168 93ZM182 89V90H181ZM191 89V90H190ZM31 91V89H28V90H26V93H27V91ZM59 90V91H60ZM64 90V91H65ZM79 90V89H78ZM88 90V91H87ZM100 90V91H99ZM117 90V91H116ZM184 90V91H183ZM247 90V89H246ZM0 91V92H1ZM95 91V92H94ZM97 91H99V92H97ZM135 91V92H134ZM145 91V92H144ZM151 91V92H150ZM155 91V92H154ZM179 91V92H178ZM183 91V92H182ZM187 93H186V92ZM262 91V90H261ZM7 92V93H6ZM45 92V94L44 95H46L47 93ZM66 92V91H65ZM66 92V93H67ZM106 92V93H105ZM141 92L143 93V94H141ZM166 92H167V95H166ZM175 92V93H174ZM248 92L249 91H247L246 93L248 94ZM10 93V94H9ZM95 95H94V94ZM128 93H129V95H128ZM179 93V94H178ZM185 93V94H184ZM245 93V94H246ZM1 94V93H0ZM9 94V95H8ZM17 94H18V92H17ZM16 94V95H17ZM28 94H29V92H28ZM27 94V95H28ZM161 94V96H159ZM168 94H169V96H168ZM178 94V95H177ZM184 94V95H183ZM194 94H196L198 97H196V95H194ZM246 94V95H247ZM11 95V98L9 97ZM148 95V96H147ZM165 95V97H162V96H164ZM172 95H173V97H172ZM177 95V96H176ZM181 95H183V96H185V98L184 97H182ZM3 96V97H2ZM23 96V95H22ZM94 98H93V97ZM110 96V98H108ZM151 96V98H149ZM175 96H176V98H175ZM180 96H181V98H180ZM189 96H192V97H189ZM193 96H194V98H193ZM14 97V98H13ZM92 97V98H91ZM172 97V98H171ZM179 97V98H178ZM21 98H23V97H21ZM24 98H25V94H24ZM40 98L42 99V96H40ZM4 99V100H3ZM12 101H11V100ZM26 99V98H25ZM44 99V98H43ZM46 100L47 99H50V98H45ZM43 100V101H45V102H49L50 103V101L48 100V101H46V100ZM56 99V98H55ZM58 99V98H57ZM57 99L55 100L57 103H59L58 101H61L60 100V98H59V100L57 101ZM61 99H64V98H61ZM77 100V101H75V100ZM206 99V100H205ZM246 99V101H244ZM239 100V102H238V104L236 103L237 101ZM7 101H9V102H7ZM17 103V105H16V103ZM25 101V100H24ZM42 100H39V103L40 102H43ZM53 101V100H52ZM62 101H64V100H62ZM66 101V100H65ZM207 101H209V102H207ZM222 101V102H221ZM228 101H229V104H230V106H228L229 104H227L228 103ZM244 101V102H243ZM11 102H13V104L11 103ZM21 102H22V99H21ZM26 102V101H25ZM24 102V103H25ZM67 102V101H66ZM65 102V103H66ZM185 102V103H184ZM189 102V103H188ZM246 102V103H245ZM8 103V104H7ZM44 103V102H43ZM47 103H44V106H45V104H47ZM48 103V104H49ZM183 103H184V105H183ZM206 103V104H205ZM210 103V104H209ZM214 103H215V105H214ZM217 103H219L220 104V106H219V108H218V110H216L217 108L216 107H218V105L219 104H217ZM225 103V104H224ZM28 104V103H27ZM47 104V105H48ZM51 104V103H50ZM55 105V103L53 102L52 103V105H49L50 107L52 106L53 108L55 107L54 105ZM60 104H62V102H60ZM59 104V105H60ZM63 104H64V102H63ZM68 104V102L66 103V106H68L67 105ZM189 104V105H188ZM227 104V105H226ZM236 104H237V106H236ZM41 105V104H40ZM39 105V106H40ZM58 105V106H59ZM186 105V106H185ZM208 105V107L206 108V106ZM226 105V106H225ZM239 105V106H238ZM8 106V107H7ZM14 106V107H13ZM22 106V107H23ZM35 108L34 110H33V107ZM57 106V105H56ZM60 106H63V105H60ZM64 106H65V104H64ZM65 106V107H66ZM70 106V105H69ZM114 106V107H113ZM215 106V107H214ZM223 106V107H222ZM11 107V108H10ZM30 107V108H29ZM43 106H41V108H42ZM51 107V108H52ZM184 107V108H183ZM187 107L188 108H190V109H188V111H190L189 112V114H188V111H186L187 110ZM221 107V108H220ZM229 109H235L234 110V112L232 113V112H230V111H233V110H229ZM231 107V108H230ZM261 107V108H260ZM263 107V108H262ZM15 108L17 109V110H15ZM29 108V109H28ZM40 108V107H39ZM109 108H115V110H113V109H109ZM120 108H121V111H120ZM193 108V109H192ZM209 108V109H208ZM240 108V109H239ZM9 109V110H8ZM89 109V110H88ZM106 109H107V111H106ZM184 109V110H183ZM213 109V110H212ZM223 109V110H222ZM36 110H38V107H37V109ZM197 110V111H196ZM208 110V111H207ZM227 110H228V113H227ZM12 111V112H11ZM17 111V112H16ZM20 111H22L23 112V116L21 115L22 113L20 112ZM96 111V112H95ZM130 111V112H129ZM144 111V112H143ZM149 111V112H148ZM152 111V112H151ZM166 111V112H165ZM167 111H169V114L167 113ZM192 111H193V113H192ZM199 111V112H198ZM202 111V112H201ZM216 111V112H215ZM235 111H236V113H235ZM2 112H6V114H2ZM29 112V113H28ZM101 112V113H100ZM119 112V113H118ZM122 112V113H121ZM126 112V113H125ZM146 112V113H145ZM155 112V113H154ZM160 112V113H159ZM196 112L200 115V116H198V114H196ZM204 112V113H203ZM19 113V115H17ZM44 113V112H43ZM91 113H92V111H91ZM96 113V114H95ZM99 113V114H98ZM104 113V114H103ZM129 113V114H128ZM151 113V114H150ZM153 113V114H152ZM166 113H167V115H166ZM179 113V114H178ZM205 114V115H203V114ZM208 113H209V115H208ZM263 113V114H262ZM15 114H16V116H15ZM101 114H103V115H101ZM108 114L109 113H107L106 115L108 116ZM124 114V115H123ZM143 114V115H142ZM158 115V117H160V116H163V118H162V120L161 121H159V123H156L154 120H153V117H152V115ZM161 114V115H160ZM164 114V115H163ZM175 116H174V115ZM188 114V115H187ZM191 114V115H190ZM197 116H196V115ZM232 114V115H231ZM4 115H6V117H2V116ZM20 115L22 116V117H20ZM39 115V116H38ZM121 115V116H120ZM129 115V116H128ZM156 115V116H157ZM160 115V116H159ZM166 115V116H165ZM170 117H169V116ZM176 115H178V116H176ZM181 115V116H180ZM195 115V116H194ZM202 115L204 116V118L202 117ZM262 115H263V117H262ZM31 116V117H30ZM71 116V115H70ZM99 116V117H98ZM100 116H103V117H100ZM140 117V118H136V117ZM149 116V117H148ZM174 116V117H173ZM10 119H9V118ZM26 117H28L27 118V120H26ZM34 117H35V119H34ZM45 117V119H43ZM72 117V116H71ZM98 117V118H97ZM105 117V118H104ZM122 117V118H121ZM177 117V118H176ZM191 117V118H190ZM200 117V118H199ZM22 118V119H21ZM76 118H78V117H76ZM99 118H101V119H99ZM161 118H159V120L161 119ZM169 120H168V119ZM173 118H176V119H178L177 121L178 122H180V120H181V122H180V124L176 121H174V120H172ZM186 118V119H185ZM187 118H188V120H187ZM19 119V120H18ZM25 119V120H24ZM33 122H29L30 120ZM38 119V120H37ZM79 119V118H78ZM78 119L76 120V121H78ZM87 119V120H88ZM103 119H102V121H103ZM128 120V121H130L131 119H133L131 122V126H134V124H133V122H135V120H139V121H141V126H143L144 127V129L142 128V130L141 129H139V128H135L134 127V129L132 130V127H129L130 125L128 124V123H126V120ZM164 119V120H163ZM184 119V120H183ZM199 119H200V121H199ZM9 120V121H8ZM44 120H46V121H44ZM92 120H90V121H92ZM98 120V121H97ZM110 120V121H111ZM118 120V121H117ZM125 120V121H124ZM153 120V121H152ZM165 120H166V122H165ZM190 120V121H189ZM191 120H193V121H196V125L194 124V122L193 123H191L192 121ZM250 120V121H249ZM95 121H92L93 123L95 122ZM113 121H115V122H113ZM117 121V122H116ZM171 121V122H170ZM249 121V122H248ZM26 122H28V125H27V123ZM143 122V123H142ZM153 122V123H152ZM186 122V123H185ZM189 122L191 123V124H189ZM262 122V123H261ZM23 123V124H22ZM31 125H30V124ZM38 123V124H37ZM40 123V124H39ZM96 123V124H97ZM100 123V122H99ZM98 123V125H95V123H94V127L95 128H97V127H100L99 125H101V124H99ZM115 123H117V124H115ZM144 123H145V125H144ZM147 123V124H146ZM177 124L178 126H176L175 124ZM115 124V125H114ZM121 124V125H120ZM128 125V127H126L127 125ZM133 124V125H132ZM159 124V125H158ZM163 124V125H162ZM171 124V125H170ZM174 124V125H173ZM182 124V125H181ZM189 124V125H188ZM19 127H18V126ZM42 125V126H41ZM102 125V126H103ZM111 125V126H110ZM123 125V126H122ZM152 125V126H151ZM179 125H181V127L179 126ZM201 125H203L202 127H205V131H204V129L203 128H201ZM249 127H248V126ZM31 126V127H30ZM36 126V127H35ZM97 126V127H96ZM112 126L114 127V129L112 128ZM146 126V127H145ZM162 128H161V127ZM165 126V127H164ZM168 126V127H167ZM169 126H174V127H169ZM182 126H184V127H182ZM189 126V127H188ZM190 126L192 127V128H190ZM245 126V127H244ZM4 127V128H3ZM14 127H16V129L14 128ZM42 127V128H41ZM83 127H85V124L83 125ZM122 127V128H121ZM180 127V128H179ZM207 127V128H206ZM253 127V128H252ZM256 127H258V129H256ZM260 127V128H259ZM14 128V129H13ZM32 129V133L30 132L31 130L30 129ZM116 128H117V130H116ZM128 128V129H127ZM129 128H131V130L129 129ZM170 128H173V129H170ZM246 128H248V129H246ZM2 129V130H1ZM9 129V130H8ZM13 129V130H12ZM20 130V133H18L19 132V130ZM35 129V130H34ZM127 129V130H126ZM136 129V130H135ZM138 129V130H137ZM147 129V130H146ZM149 129V130H148ZM158 129V130H157ZM164 129V130H163ZM166 129V130H165ZM168 129H169V131H168ZM175 129V130H174ZM182 129V130H181ZM198 129V130H197ZM243 129V130H242ZM4 130V131H3ZM11 130V131H10ZM108 130V131H107ZM124 130V131H123ZM128 130H130V132L128 131ZM135 130V131H134ZM152 130V131H151ZM172 130V131H171ZM177 130V131H176ZM184 130V131H183ZM193 132H192V131ZM239 130H241V131H239ZM245 130V131H244ZM16 131V132H15ZM44 131V130H43ZM126 131H128V132H126ZM141 131V132H140ZM156 131V132H155ZM178 131H180V132H178ZM36 132H37V134H36ZM65 132V131H64ZM115 132V133H114ZM117 132V133H116ZM144 132H146V133H144ZM184 132V133H183ZM189 132V133H188ZM253 132H255V131H253ZM261 133H263L262 131H260ZM8 133H9V135H8ZM141 133H143V134H141ZM173 133H174V135L176 134L177 136H179V137H177V136H173ZM181 133V134H180ZM190 133H191V135H190ZM201 133H199V135L201 134ZM238 133V134H239ZM256 132H255V134H257ZM6 134V135H5ZM20 134V135H19ZM45 134V135H44ZM116 134H118V136L116 135ZM162 134V135H161ZM188 134V135H187ZM212 134H214L215 136L216 135H218L217 137H214V135H212ZM254 134V135H255ZM30 135V136H29ZM32 135V136H31ZM33 135H36V136H34L33 137ZM69 135V136H68ZM82 136V139H81V136ZM92 135H94L93 137H92ZM96 135V136H95ZM164 135V136H163ZM170 135H172V136H170ZM181 135V136H180ZM236 135V134H235ZM257 135H261L260 137L259 136H257ZM256 136L258 137V139L259 138H261V137H264L263 135H264V133H263V135L262 134H260V133H258ZM45 136V137H44ZM184 136L186 137V138H184ZM191 136V137H190ZM201 136V135H200ZM200 136H198V137H200ZM208 136V137H207ZM255 136V137H256ZM56 137V136H55ZM92 137V138H91ZM96 137V138H95ZM158 137V138H157ZM170 137V138H169ZM173 137L175 138V142H177V141H179V143L181 144H184L185 145V147L187 148V144H191V145H193V143H194V146L196 147H194L193 149L191 148V150H190V147H191V145H190V147L189 148H184V145H183V148H182V150H180V151H178V149H180V148H178L177 149V151H175V149L173 150V153H172V155H171V152H172V150L171 151H169L170 149H171V147L169 148V145H168V150H166L165 149V147L167 146V145H165V143H172V142H174V140H173ZM183 137V138H182ZM189 138V140H188V138ZM236 137V136H235ZM33 138V139H32ZM42 138V139H43ZM69 138V139H68ZM172 138V139H171ZM179 138V140H177ZM184 140V139H187V140H184L183 142L181 141L182 139ZM193 140H192V139ZM6 139V140H5ZM30 139H32V140H30ZM83 139H85V140H83ZM86 139H88V141L86 142ZM151 140V142H150V140ZM157 139V140H156ZM166 139L168 140L167 142H166ZM181 139V140H180ZM195 139H197V140H195ZM207 139V140H206ZM229 139V140H228ZM254 138H253V136H252V138H251V142H249L247 145L248 146H250V144H252V145H254L255 146V148H259V149H261V147H263V145H264V141L262 140V138L259 140V141H263V144H262V142L261 143H259V142H257L258 141V139H256V141H255V139L253 140ZM264 139V138H263ZM3 140H1L0 142H2ZM58 140V141H57ZM70 140H72L73 141V143H71L70 144V142H72V141H70ZM149 140V141H148ZM171 140H173V141H171ZM206 140V141H205ZM225 140V141H224ZM35 143H34V142ZM46 141V142H45ZM69 141V144H67L66 145V142H68ZM74 141H75V143H74ZM155 141V142H154ZM158 141V142H157ZM163 141H165V142H163ZM185 141H187V144H186V142ZM192 141H194V142H192ZM32 142V143H31ZM62 142V143H61ZM79 142V143H78ZM91 142V143H90ZM149 142V143H148ZM253 142H255V143H253ZM36 143H37V145H36ZM58 143V144H57ZM76 143H77V145H76ZM83 143V144H82ZM9 144V145H8ZM13 144V145H12ZM34 144V145H33ZM80 144V145H79ZM87 144V145H86ZM227 144H228V142H227ZM261 144H262V146H261ZM55 145V146H54ZM83 145V147H78V146H82ZM92 147H91V146ZM151 145V146H150ZM155 145V146H154ZM247 145H245V146H247ZM257 145V146H256ZM4 146V147H3ZM10 146V147H9ZM15 146V147H14ZM39 146V147H38ZM61 146V147H60ZM88 146V147H87ZM171 146V145H170ZM259 146V147H258ZM6 147H7V149H8V152H7V149H6ZM57 147H59V148H57ZM157 147H158V149H157ZM173 147V146H172ZM244 147V146H243ZM38 148V149H37ZM62 148V149H61ZM85 148H87V149H85ZM94 148V149H93ZM197 148H198V150H197ZM248 148V147H247ZM247 148L245 149L246 151H247ZM254 148V147H253ZM4 149V150H3ZM6 149V150H5ZM10 149V150H9ZM78 149V150H77ZM83 149V150H82ZM95 149H97V150H95ZM148 149V150H147ZM163 149V150H162ZM164 149H165V151L166 152H164ZM242 149V148H241ZM241 149H240V147H239V149H237V147L236 148H234V150L236 151V150H239L241 153H243L242 151H243V149H242V151H241ZM257 149H255V150H257ZM16 150V151H15ZM38 150V151H37ZM41 150V151H40ZM155 150V152L154 153H156V154H154L153 153V151ZM184 150V151H183ZM200 150V151H199ZM234 150H232V151H234ZM250 150H254V149H250ZM2 151V152H1ZM4 151V152H3ZM12 153H11V152ZM13 151H14V153H13ZM61 151V152H60ZM73 151V152H72ZM149 151V152H148ZM168 151V152H167ZM183 151V152H182ZM239 151H238V153H239ZM246 151H244V153L246 152ZM37 152V153H36ZM67 152V153H66ZM72 152V153H71ZM77 152H79V153H77ZM87 152V154H85ZM170 152V154L168 155V153ZM249 152V151H248ZM247 152V153H248ZM253 151H251L250 153H252ZM7 153H8V155H7ZM17 153V154H16ZM60 153H62V154H60ZM77 153V154H76ZM101 153V154H100ZM150 153V154H149ZM231 154H228V156L227 157H230V155H234L235 153H233V152H230ZM238 153H236V154H238ZM243 153V154H244ZM246 153V154H247ZM9 154H10V156H9ZM38 154H39V156H38ZM67 154V155H66ZM73 154V155H72ZM90 154V155H89ZM145 156H144V155ZM161 154V155H160ZM163 154V155H162ZM198 154H199V156H198ZM203 154V155H202ZM255 154V153H254ZM257 154V156H258V153H256ZM3 155V156H2ZM18 155V156H17ZM26 155V156H25ZM66 157H65V156ZM76 155L78 156V157H76ZM85 155H87V156H85ZM148 155H150V157H151V155L152 156H154V160H156L155 159V156L158 158V156L160 155L161 157L159 158V160L157 161V164H156V161L154 162L153 161V167H155L154 169H153V172L154 173H149V174H147L148 176H146L145 177V175H146V173L144 174L143 172L145 171H143V169H142V172H140L141 171V167H143L142 165H145V164H143L144 162V160L146 159V160H148L147 158H150ZM206 155V156H205ZM240 156H241V154H239ZM238 155V157H239V159H241V157ZM245 155V154H244ZM250 155V154H249ZM21 156L23 157V156H25L24 158H22V160L23 159H26V157H27V161H29V165L28 166H26V170H24V172L21 170V168L23 167H25V164H24V166H23V163L24 162H21L22 160H20L19 161V159L21 158ZM33 156H35V157H33ZM69 156V157H68ZM73 156V157H72ZM91 158H89V157ZM143 156V157H142ZM166 156V157H165ZM169 156V157H168ZM177 156V157H176ZM204 156V157H203ZM237 156V155H236ZM235 156V158L236 159H238V157H236ZM252 156V157H251ZM255 156V155H254ZM15 157V158H14ZM17 157L19 158L18 160H17ZM59 157V158H58ZM86 157V158H85ZM170 157H172V161H169L170 163L172 162V164L173 165H171L170 164V167L171 166H173L172 168H169L168 170L166 169V168H168L169 167V165H168V161H166V160H171V158ZM176 157V158H175ZM40 158V159H39ZM58 158V159H57ZM73 158V159H72ZM75 158H77V159H75ZM89 158V159H88ZM169 158V159H168ZM243 158H246V159H248L249 158V156H248V154H247V157H244L243 156ZM250 158L252 159L253 158V153L250 155ZM256 158V157H255ZM32 159H33V162H32ZM62 159V160H61ZM70 159H71V162H73V163H71L70 162ZM75 159V161H73ZM144 159V160H143ZM162 159V160H161ZM234 158H232V160H233ZM261 158H257V159H255V161L256 162H258L259 160H260ZM15 160V161H14ZM146 160H145V162H146ZM163 160H164V163H161V162H163ZM189 160V161H188ZM229 160V159H228ZM235 160V159H234ZM250 160V159H249ZM263 160V161H262ZM262 163H263V165H264V158L262 157ZM4 161V162H3ZM9 162V164L10 165H7V163H5V162ZM17 161V162H16ZM24 161V160H23ZM38 162V163H36V162ZM43 161V162H42ZM61 161V162H60ZM79 161V162H78ZM93 161V162H92ZM142 161V162H141ZM175 161V162H174ZM188 161V162H187ZM4 163L3 164V166H5V164H6V169L4 170L3 169V167H2V163ZM19 162L20 163H22V165L20 164V166L18 165L19 164ZM45 162V163H44ZM58 162V163H57ZM89 162V163H88ZM158 162H160L162 165V167L164 166V168H165V166L166 165H168V167L166 166V168H165V172H164V168H162L159 164H158ZM238 162H240L239 160H238ZM260 162V161H259ZM57 163V164H56ZM72 165H71V164ZM88 163V164H87ZM140 163H141V165H140ZM231 163H232V161H231ZM234 163V162H233ZM32 164H34V165H32ZM154 164H155V166H154ZM166 164V165H165ZM201 164H204V165H201ZM235 164V163H234ZM238 164V163H237ZM17 165L20 167H17ZM31 165V166H30ZM37 165V166H36ZM41 165V166H40ZM74 165V166H73ZM75 165H76V168H74L75 167ZM138 165V166H137ZM159 165V166H158ZM239 165V164H238ZM29 166H30V168H29ZM36 166V167H35ZM39 166V167H38ZM42 166H44V167H42ZM137 166V167H136ZM139 166H141V167H139ZM146 166V165H145ZM246 166V165H245ZM244 166V167H245ZM27 167L30 169V171H29V169H27ZM32 167V168H31ZM118 167H119V169H118ZM156 167H158V168H156ZM198 167V168H197ZM37 168V169H36ZM46 168H47V170H46ZM72 168V169H71ZM89 168V169H88ZM92 168V169H91ZM144 168V167H143ZM160 168H162V169H160ZM196 168V169H195ZM200 168V169H199ZM217 168H218V166H217ZM217 168H215V169H217ZM36 171H35V170ZM73 169H77L78 170V173L75 171V170H73ZM140 169V170H139ZM157 169V170H156ZM171 169V170H170ZM173 169V170H172ZM199 169V170H198ZM214 169V173L213 174H215V175H219L220 173L219 172H217L216 170ZM219 169L220 168H218L217 170L219 171ZM246 169V170H245ZM260 169H262V167L260 168ZM20 170H21V172H20ZM32 170V171H31ZM40 170L42 171V172H40ZM43 170H45V171H43ZM73 170V171H72ZM159 170V171H158ZM167 170V171H166ZM171 172H170V171ZM198 170V171H197ZM221 170V169H220ZM28 173V174H26V176H25V173L26 172ZM56 171V172H55ZM62 171V172H61ZM80 171V172H79ZM169 171V172H168ZM175 171V174H176V176L178 175V176H180V177H183V181L186 179V181L185 182H187V183H183V184H187V186L186 185H184L183 186V184H182V187L181 188H178V189H176L174 192H176V193H174L173 192V195H171V193L169 192V191H167V190H165V192L164 191H162V193H161V195L160 194H156L157 196H159L158 198H156V195L154 196V198H156V200L154 199L153 200V197H151L150 195H152V194H149L148 196H149V198H150V200H153V202H151L150 200H149V198H148V200L149 201H147V199H146V201L148 202H145V199L144 198H146V197H148V196H145L144 198H142L141 199V197H143V195L141 196V195H138V196H141V197H139L138 199H141L140 200V203H142V204H137L138 206H136L135 205V203H133L132 201H131V199L130 198H132L133 197V199H135V198H137V194H135L134 196H132L131 194H130V191H125V187H124V183L122 184V181H121V179H123V178H128V177H132V175H133V177L134 178H131V179H135L136 177H137V175L138 174H141V176H142V178H145V179H147L148 177H150L151 178V176H153L154 178H155V176H161V174L164 176V175H168L169 174V176H170V174L172 175L173 174V172ZM213 171V170H212ZM216 171V172H215ZM258 171H259V168H258ZM19 172H20V174H19ZM47 172V173H46ZM74 172H75V174H74ZM93 172V173H92ZM140 172V173H139ZM146 172V171H145ZM157 172V173H156ZM168 172V173H167ZM221 172L222 173H224V170L222 171L221 170ZM247 172H248V168H244V174H242V175H240V174H238L236 177L235 176H233V177H231V179L230 180H228L229 182L228 183H225V184H230L231 182L230 181H232L233 182V180H234V184L238 187V186H240L241 185V181H244V183L242 182V185H243V187L245 188V190L247 191L248 190V188H249V190H248V192L250 193L251 192V194L253 195V198L254 197H256L255 199H253L252 198V200L255 202V204L253 205V208H254V206H255V208H258L257 210L259 211L258 212V216L261 214V212H262V214L260 215L261 217H262V219H260L259 218V220H262L263 222H264V218H263V216H264V189L263 188H261V189H259L260 188V186H262L263 187V185H264V183L262 182V184H261V181H264V174L263 175H261V177H263V178H261L260 177V175L259 174H262V172L264 173V171H262L261 170V172L258 174L259 176L258 177H256L255 179L257 180V181H255V180H253L255 183H250L249 182V180L247 179V178H249L248 177V175H247ZM33 173V174H32ZM41 175H40V174ZM45 173V174H44ZM55 173V174H54ZM81 173H82V175H81ZM163 173H165V174H163ZM178 173V174H177ZM203 173H204V175H203ZM6 174H7V172H6ZM19 174V175H18ZM31 175L30 177L28 176V175ZM36 174V175H35ZM54 174V175H53ZM80 174V175H79ZM125 174H126V176H125ZM158 174V175H157ZM200 174V175H199ZM257 174V173H256ZM2 175V176H1ZM22 175H24V177L22 176ZM45 175V176H44ZM52 175V176H51ZM131 175V176H130ZM202 175V176H201ZM247 175V176H246ZM254 175H255V173H254ZM5 176V177H4ZM9 176V177H8ZM16 176V177H15ZM64 176V177H63ZM80 176V177H79ZM100 176V177H99ZM140 176V175H139ZM138 176V177H139ZM190 176V178H188ZM199 176V177H198ZM239 176H241L240 178H239ZM256 176V175H255ZM7 177V178H6ZM20 177V178H19ZM25 177H27V178H25ZM28 177H29V179H28ZM46 177H48L47 179H46ZM79 177V178H78ZM92 179H91V178ZM123 177V178H122ZM152 177V178H153ZM185 177H187V178H185ZM203 177V178H202ZM238 177V178H237ZM247 177V178H246ZM9 178V179H8ZM15 178H17L16 180H15ZM23 178H25V179H23ZM32 180H31V179ZM37 178V179H36ZM57 178H58V180H57ZM81 178V179H80ZM104 178H105V180L107 181V179H108V183L110 184V185H108L107 184V182L106 181H104L106 184H107V186L108 187H105V186H103V187H105V188H102L104 191H106L107 190V188H108V190L107 191H109V192H105V193H101V192H103V190L102 189H100L101 187H102V185H101V187L99 188H97V186H99L97 183H99V181H103L104 180ZM125 178V179H126ZM151 178V179H152ZM185 178V179H184ZM192 178V179H191ZM202 178V179H201ZM236 178V179H235ZM242 178V179H241ZM243 178H245V179H243ZM258 178H261V179H258ZM21 179V181H18V180H20ZM26 179H28V181H26ZM90 179V180H89ZM99 181H98V180ZM119 179V180H118ZM124 179V180H125ZM130 179V178H129ZM233 179V180H232ZM247 179V183L245 182V180ZM250 179V178H249ZM23 180H24V182L26 181V183H28L29 185H28V189H26V190H24L25 192H27V190H32L31 192H27V193H25V192H23V191H21L22 189V185H23ZM44 180V181H43ZM51 180V181H50ZM52 180H53V182H52ZM54 180H55V182H54ZM91 182H89V181ZM91 180H93V181H91ZM110 180V181H109ZM199 180V181H198ZM239 180V181H238ZM252 180V179H251ZM40 181V182H39ZM46 181V182H45ZM59 181V182H58ZM84 181V182H83ZM86 181V182H85ZM189 181H193L192 182V184H191V182H189ZM237 181V182H236ZM260 181V182H259ZM94 182V183H93ZM124 182V181H123ZM189 182V183H188ZM239 182V183H238ZM17 183V184H16ZM22 183V184H21ZM26 183H25V185H26ZM39 183V184H38ZM53 183V184H52ZM59 183V184H58ZM85 183V184H84ZM93 183V184H92ZM112 183H113V185H112ZM202 183V184H203ZM237 183V184H236ZM251 184V186H250V184ZM12 184H14V185H12ZM20 184V185H19ZM51 185V186H49V185ZM64 184V185H63ZM91 185V186H89V185ZM95 184V185H94ZM97 184V185H96ZM115 184V185H114ZM189 184H191V185H189ZM199 184V183H198ZM197 184V185H198ZM225 184H223V185H225ZM246 184H249V185H246ZM261 184V185H260ZM16 185V186H15ZM18 185V186H17ZM41 185V186H40ZM56 188H54L53 186ZM59 185H60V187H59ZM86 185V186H85ZM121 185H123V187L121 186ZM245 185V186H244ZM255 185V186H254ZM44 186V187H43ZM49 186V187H48ZM95 186V187H94ZM113 186H115V187H113ZM119 186V187H118ZM190 186H192V187H190ZM249 186V187H248ZM253 186H254V188H253ZM14 187V188H13ZM31 187H32V189H31ZM33 187H34V189H33ZM50 187H53L51 190H53L54 189V191L56 190V192H54L55 194L56 193H58L59 191H60V193H58V194H54V193H52V195H53V197H54V195H55V201H53V203L51 202L54 198L51 196V193L49 194V197L51 198L52 197V200L51 199H45L44 201H43V195L42 194H40L39 192H41L42 190H44V191H42V193H47V189H49ZM90 187H92V188H90ZM118 187V188H117ZM148 187V186H147ZM190 187V188H189ZM242 186H240L239 188H241ZM251 187H252V189H251ZM36 188H38V189H36ZM40 188V189H39ZM45 188V189H44ZM110 188V189H109ZM114 188V189H113ZM121 188V189H120ZM144 188V187H143ZM205 188H207V187H205ZM255 188H257V190H255ZM20 189V190H19ZM64 189V190H63ZM93 189V190H92ZM94 189H96V191L94 190ZM100 189V190H99ZM115 189H117V190H115ZM122 189H124V190H122ZM148 189V188H147ZM146 189V190H147ZM180 189L182 190V191H180ZM189 189H192V190H190L189 191ZM203 189V188H202ZM212 189V188H211ZM258 189H259V191H258ZM17 190L19 191L18 193H17ZM34 190V191H33ZM36 190V191H35ZM57 190H58V192H57ZM63 190V191H62ZM74 190L77 192H74ZM112 190V191H111ZM145 189H143V190H141V192H143ZM146 190H145V192H146ZM204 190V189H203ZM213 190V189H212ZM212 190H210V188H209V190H208V188H207V191H208V193H209V191H210V194H211V192H212ZM242 190H244L243 188H242ZM252 190V191H251ZM1 191H3V192H1ZM9 191V192H8ZM50 191V190H49ZM71 191V192H70ZM94 191V193H91V192H93ZM98 191H99V193H98ZM115 191V192H114ZM123 191H125V192H123ZM178 191V192H177ZM192 191H194L193 193L194 194H192V196H191V193H192ZM206 191V190H205ZM204 191V192H205ZM206 191V192H207ZM37 192V193H36ZM68 192H69V194H70V196L68 195ZM170 193V194H168V195H166L167 193ZM180 192V193H179ZM183 194H182V193ZM188 192H191V193H188ZM205 192V193H206ZM20 193V194H19ZM22 193V194H21ZM26 195H25V194ZM66 193H67V195L69 196V197H67V195H66ZM87 193V194H86ZM109 193H110V195H112L113 193H114V195H112V196H109ZM116 193V194H115ZM117 193H119L118 194V196H117ZM164 193V194H163ZM184 193H186V194H184ZM15 194H16V196H15ZM25 196H24V195ZM28 194V195H27ZM31 194H32V196H31ZM36 194V195H35ZM41 195V197H40V195ZM65 194V195H64ZM93 194V195H92ZM96 194V195H95ZM99 194V195H98ZM108 194V195H107ZM125 194H127V195H125ZM128 194H130L132 197H130V195H128ZM176 196H175V195ZM178 194V195H177ZM190 194V196H188V195ZM209 194V195H210ZM59 195V196H58ZM64 195V196H63ZM80 195V196H79ZM165 195V196H164ZM170 195V196H169ZM206 195H207V193H206ZM208 195V196H209ZM263 195V196H262ZM24 196V197H23ZM34 196H35V198H36V196L38 197V198H34ZM87 196V197H86ZM104 196H107V197H109V199L107 198V197H104ZM113 196H115V197H113ZM121 196V197H120ZM123 196V197H122ZM125 196V197H124ZM136 196V197H135ZM174 196V197H173ZM178 196V197H177ZM181 196V198H179ZM262 196V197H261ZM26 197H27V200H26ZM64 197H66V198H64ZM102 197V198H101ZM129 197V199H127ZM135 197V198H134ZM165 197H167V199L165 198ZM169 197L171 198V197H173V198H171L172 200H169ZM175 197H177V199L175 198ZM184 197V198H183ZM189 197V198H188ZM193 197H195V199L193 198ZM198 199H197V198ZM260 197V198H259ZM2 198H4V199H2ZM39 198H41L40 199V201L42 200V202L39 204V202L40 201H38L39 200ZM68 198H69V200H68ZM73 198V199H72ZM85 198V199H84ZM107 198V199H106ZM113 198H114V202L112 201L113 200ZM118 198V199H117ZM121 198V199H120ZM123 198V199H122ZM175 198V199H174ZM257 198H259V199H257ZM25 199V200H24ZM66 199V200H65ZM91 199V200H90ZM112 199V200H111ZM159 199V200H158ZM162 199V200H161ZM191 199V200H190ZM197 199V200H196ZM257 199V200H256ZM51 200V201H50ZM63 200V201H62ZM75 200V201H74ZM110 200V201H109ZM121 202H120V201ZM130 200V201H129ZM160 200L162 201L161 203H160ZM169 200V201H168ZM181 200H182V202H181ZM195 200H196V202H195ZM64 201H65V203H64ZM78 201V202H77ZM85 201V202H84ZM108 201V202H107ZM112 201V202H111ZM159 201V202H158ZM173 201V202H172ZM174 201H177V202H175L174 203ZM191 201V202H190ZM2 202V201H1ZM0 202V203H1ZM5 202V203H4ZM32 202V203H31ZM68 202H70V203H68ZM110 202V203H109ZM118 202H119V204H118ZM165 203V205H164V203ZM257 202V203H256ZM6 203H9V204H6ZM18 203V204H17ZM20 203V204H19ZM38 203V204H37ZM42 203H44V204H42ZM46 203V204H45ZM67 203V204H66ZM157 205H156V204ZM173 203V204H172ZM259 203V204H258ZM6 206H5V205ZM13 204V205H12ZM63 204V205H62ZM71 204V205H70ZM78 204V205H77ZM82 204H83V206H82ZM114 204V206H115V208H113L112 207V205ZM126 204H127V206H126ZM164 205V207H163V205ZM169 204H170V206H169ZM11 205V206H10ZM21 205V206H20ZM41 205V206H40ZM43 205V206H42ZM75 205V206H74ZM120 205H121V207L125 210H123L121 207H120ZM135 205V206H134ZM145 205V206H144ZM185 205V206H184ZM192 205V206H191ZM260 205V206H259ZM13 206V207H12ZM23 206V207H22ZM28 206V207H27ZM38 206V207H37ZM46 206H47V208H46ZM81 208H80V207ZM104 206H107V208L106 207H104ZM124 206V207H123ZM130 206V207H129ZM162 206V207H161ZM176 206V207H175ZM19 207V208H18ZM66 209H65V208ZM71 207V208H70ZM73 207H74V209H73ZM87 207V208H86ZM93 207H95L96 209H94ZM108 207H109V209H108ZM120 207V208H119ZM142 207V208H141ZM148 207V209H146ZM157 207V208H156ZM160 207V208H159ZM174 207V208H173ZM183 207V208H182ZM192 207V208H191ZM14 208V209H13ZM37 208V209H36ZM42 208V209H41ZM44 208V209H43ZM50 208V209H49ZM61 208H62V210H61ZM110 208H112V209H110ZM131 208V209H130ZM134 210H133V209ZM163 208V209H162ZM164 208H166V210L164 209ZM173 208V209H172ZM179 208V209H178ZM187 208V209H186ZM190 208V209H189ZM4 209H6V210H4ZM21 209V210H20ZM64 209V210H63ZM70 209H72L71 211L72 212H70ZM77 209V210H76ZM81 211H80V210ZM93 209V210H92ZM139 209V210H138ZM140 209H142V212H140L141 210ZM145 209V210H144ZM193 209V210H192ZM260 209V210H259ZM263 209V210H262ZM3 210V211H2ZM18 210V211H17ZM24 210V211H23ZM42 210V211H41ZM47 210V211H46ZM68 210V211H67ZM84 211V213H82L83 211ZM104 210V212H105V215H103L104 214V212H102ZM118 210L120 211V212H118ZM135 210H138V211H135ZM153 211V212H151V211ZM158 210V211H157ZM163 210V211H162ZM180 210V211H179ZM181 210H183V211H181ZM262 210V211H261ZM13 211H14V213H13ZM20 211V212H19ZM34 211V212H33ZM65 211V212H64ZM76 211H77V213H76ZM96 211H98V212H101L102 213V215H101V213L99 214L98 212H96ZM106 211H108V212H106ZM122 211H123V213H122ZM127 211V212H126ZM134 211H135V213H134ZM150 211V212H149ZM175 211V212H174ZM188 211V212H187ZM191 211V212H190ZM233 212V214L234 213H236L235 212V210H232ZM248 211V210H247ZM247 211H246V213H247ZM6 212V213H5ZM19 212V213H18ZM38 212V213H37ZM42 212V213H41ZM69 212V213H68ZM80 214H79V213ZM113 212V213H112ZM115 212V213H114ZM119 213L118 215L116 214V213ZM130 212H132V213H130ZM138 212V213H137ZM140 212V213H139ZM146 212V213H145ZM177 212V213H176ZM182 212V213H181ZM18 213V214H17ZM43 213H45V214H43ZM90 213V214H89ZM95 213V214H94ZM112 213V214H111ZM124 213H126L125 215H124ZM149 213V214H148ZM157 213V214H156ZM180 213V214H179ZM187 213V214H186ZM192 213V214H191ZM250 213V212H249ZM37 214V215H36ZM41 214V215H40ZM42 214H43V216L45 217V218H47V219H40V217L42 216ZM67 214H69V215H67ZM78 214V215H77ZM99 214V215H98ZM127 214H129V215H127ZM132 214H133V216H132ZM138 214V215H137ZM144 214V215H143ZM155 214H156V216H155ZM160 214H161V216H160ZM164 214V215H163ZM175 214V215H174ZM177 214V215H176ZM185 214V215H184ZM191 214V215H190ZM194 214V215H193ZM23 217H22V216ZM36 215V216H35ZM65 215V216H64ZM67 215V216H66ZM72 215V216H71ZM89 215V216H88ZM121 215L123 216V217H121ZM153 216V217H151V216ZM189 215L192 217V221L190 220V221H188L187 220V218L189 217ZM193 215V216H192ZM252 215V214H251ZM254 215V214H253ZM252 215V216H253ZM256 215V214H255ZM256 215V216H257ZM263 215V216H262ZM21 216V217H20ZM35 216V217H34ZM38 216V217H37ZM42 216V217H43ZM59 216H61V217H59ZM70 216V217H69ZM76 216V217H75ZM92 216V217H91ZM124 216H126V218L124 217ZM159 216V217H158ZM171 216H173V217H171ZM184 218H183V217ZM251 216V217H252ZM255 216V217H256ZM25 217V218H24ZM34 217V218H33ZM63 217V218H62ZM95 217V218H94ZM102 217V218H103ZM113 217V218H112ZM128 217V218H127ZM130 217V218H129ZM164 219H163V218ZM36 218V219H35ZM37 218H39V219H37ZM85 218V219H84ZM95 220H94V219ZM118 218V219H117ZM122 218H124V219H122ZM132 218V219H131ZM161 218V219H160ZM171 218V219H170ZM253 218H254V216H253ZM252 218V220L250 221V219H249V217H248V219H249V222L247 221L246 222V224L243 226V225H241V224H237V223H235V225L238 227H235V225H234V227H233V225L231 226V229H235L236 230V232H233V231H235V230H228L227 232L229 233V234H225L224 236L222 235V237L220 238V237H218L217 238V240H218V242L217 243H220V244H218V245H220L221 247H223V246H225V247H227V248H225V249H227V250H225L224 249V247L223 248H221V250L219 249L218 251H215V252H213V253H207V254H200V257H198V259H197V257H195V256H199L198 254L197 255H192L191 253H194V251L191 249V248H188V246H187V244L185 243V245H183V246H185L186 247V249H185V247L182 249V248H180V246H181V244L179 243V242H183V241H185L186 242V240H187V238H185V240H179V239H177L176 240V242H174V241H172V242H170V243H172V244H170L169 245V242L167 243V245H169L170 247H169V249H171V250H169V255H172L171 256V258H173V259H171V260H169V262H170V264H178L179 262V264H190V262H191V264L193 263V264H195L194 262H196V264H214V262H215V264H223V261H224V264H234L233 262H238V260L240 259V262L242 261L241 260V258L242 257H246V256H243L242 255V252L241 251H243V249L244 248H246L245 250L247 251V253H250V254H248V259H246V258H243V259H246V261L245 260H243L242 262H241V264H264V261H263V259H264V244H262L261 246H263V247H260V246H258L260 243V241L259 240H261L262 239V241H263V239L264 238H258L257 240L259 241L258 243H257V240H256V242H255V237H257L258 235H259V237H260V235L262 236V234H263V237H264V232H263V230H264V224H263V222L262 221H259V220H257L256 218H254L253 219ZM23 219H24V221H23ZM66 219V220H65ZM79 219V220H78ZM83 219V220H82ZM131 219V220H130ZM167 219V220H166ZM178 219V220H177ZM186 219V220H185ZM26 220H27V222H26ZM43 220V221H42ZM62 220V221H61ZM69 220V221H68ZM72 220V221H71ZM74 220H76L75 222H74ZM104 220V219H103ZM103 220H101V219H99V220H97L99 223V226H100V223L103 221ZM164 220V221H163ZM172 220V221H171ZM174 220H176V221H174ZM180 220V221H179ZM183 220L185 221V222H183ZM3 221V222H2ZM5 221H7V223L5 222ZM101 221V222H100ZM111 223H110V222ZM121 221H124L123 222V224H122V222ZM127 221H128V223H127ZM169 223H171L172 224V227H171V224H169ZM171 221V222H170ZM179 221V222H178ZM7 224V225H4L5 223ZM25 222H26V224H25ZM64 222H67V223H64ZM78 222V223H77ZM119 222V223H118ZM142 222V223H141ZM190 222V223H192V224H188V223ZM250 222H252L251 224H249ZM256 222V223H255ZM260 222V223H259ZM45 223V222H44ZM47 223V222H46ZM76 224V226H77V229H76V227H74L75 226V224ZM92 223V222H91ZM148 223V225H146V226H148L147 228L148 229H150L151 227L150 226H152L151 224H149ZM163 223H164V225H163ZM174 223H177V224H174ZM248 223V224H247ZM43 224V223H42ZM74 224V225H73ZM96 224H97V222H96ZM97 224V225H98ZM104 224H106V221H105V223ZM104 224H102V225H104ZM126 224V225H125ZM174 224V225H173ZM231 224V223H230ZM258 224V225H257ZM96 225V226H97ZM118 225V226H117ZM120 225V226H119ZM170 225V226H169ZM179 225V226H178ZM186 225V226H185ZM190 225V226H189ZM248 225V226H247ZM249 225H250V228H249ZM5 226V227H4ZM8 226V227H7ZM72 226V227H71ZM114 226V227H113ZM124 226H125V228H124ZM145 226V225H144ZM143 226V227H144ZM145 226V227H146ZM157 227H160L159 225H156ZM166 226V225H165ZM189 226V227H188ZM240 226H241V228L242 227H245V228H243L242 230L240 229V230H238L239 228H240ZM3 227V228H2ZM7 227V228H6ZM20 227H21V229H20ZM98 227V226H97ZM109 227V228H108ZM113 227V228H112ZM116 227H118L117 229H116ZM186 227V228H185ZM192 227V226H191ZM191 227H190V229H191ZM233 227V228H232ZM253 227H254V229H253ZM5 228V229H4ZM18 228V229H17ZM44 228V227H43ZM124 228V229H123ZM226 228H228V225L226 226ZM229 228H230V225H229ZM248 228V229H247ZM263 228V229H262ZM16 229V230H15ZM77 230V231H75V230ZM80 231H79V230ZM83 229V230H82ZM110 229V230H109ZM185 230V232H184V230ZM190 229H188V231H190ZM248 231H247V230ZM5 230V231H4ZM13 230V231H12ZM27 230V229H26ZM82 230V231H81ZM113 230V231H112ZM183 230V231H182ZM179 231H178V233H179ZM229 231H231V232H229ZM240 231H241V234H240ZM244 231V232H243ZM254 231V232H253ZM4 232V233H3ZM14 232V233H13ZM15 232H16V234H15ZM24 232V231H23ZM78 232V233H77ZM128 232H130L131 233V235H130V233H129V235H130V237L132 238L133 236L135 237V235L137 236L138 234H136V232L134 233L133 231H131V230H129ZM226 232V231H225ZM246 232H248V233H246ZM252 232V233H251ZM258 232V234H256ZM262 232V234H260ZM9 233H10V235H9ZM116 233V232H115ZM143 233H147V231H143ZM189 233V232H188ZM231 233H232V235H234L233 233H235V235L234 236H232L231 237ZM5 234V235H4ZM29 234V233H28ZM133 234V235H132ZM135 234V235H134ZM187 234V233H186ZM189 234H191V231H190V233ZM240 234V235H239ZM3 235H4V237H3ZM12 235V236H11ZM16 236V237H14V236ZM19 235V236H18ZM24 235H26V234H23L22 236V238H24ZM29 235V236H30ZM111 235V236H112ZM228 235H230V237H228ZM18 236V237H17ZM48 236V237H47ZM221 236V235H220ZM7 237H9V238H7ZM46 237V238H45ZM138 237V236H137ZM226 237H228L227 238V240H231V238H234V239H232L231 241L232 242H227V240H224V238H226ZM240 237H241V239H240ZM249 237H251V238H249ZM18 239V240H16V239ZM26 238V237H25ZM24 238V239H25ZM43 238V239H42ZM45 238V239H44ZM96 238V237H95ZM115 238V237H114ZM230 238V239H229ZM242 238H244V239H242ZM246 238V239H245ZM254 238V239H253ZM27 239V238H26ZM42 239V240H41ZM48 239V240H47ZM52 239V240H51ZM97 239V238H96ZM103 239V240H102ZM221 239V240H220ZM254 240V242L253 241H250V240ZM3 240V241H2ZM101 240V241H100ZM234 240H236V243L234 244ZM240 240V241H239ZM6 241V242H5ZM9 241V242H8ZM22 241V240H21ZM24 241V240H23ZM22 241V242H23ZM30 241V240H29ZM36 241V242H35ZM44 241V242H43ZM45 241H48V242H45ZM96 241V240H95ZM177 241H179V242H177ZM225 241L226 243H229V245L228 246H226L227 244L224 242ZM14 242V243H13ZM18 242V243H17ZM50 242V243H49ZM97 242L99 243V246L101 247V248H103V250L104 249H106V250H104L105 252H104V254L106 253V255H107V257L110 255V253L112 252V251H110V250H112L111 248H113L112 246H110L108 243H106V241H105V239L103 238V237H100L99 238V241H98V239H97ZM181 242V243H182ZM245 242V243H244ZM252 242L255 244H252ZM2 243V244H1ZM13 243V244H12ZM33 243V244H32ZM102 245H101V244ZM165 243V244H166ZM177 244V246H176V244ZM224 245H223V244ZM233 243V244H232ZM245 244V245H243V244ZM250 243V244H249ZM263 243V242H262ZM6 244H7V246H6ZM42 244V245H41ZM43 244H44V248H43ZM49 244V245H48ZM58 244V243H57ZM184 244V243H183ZM226 244V245H225ZM237 244V245H236ZM241 244V245H240ZM251 244H252V246H251ZM4 247H3V246ZM31 245L32 246H34V247H31ZM104 245V246H103ZM166 245V246H167ZM179 245V246H178ZM235 245H236V247H237V249H234L235 248ZM248 245V246H247ZM23 246V245H22ZM51 246H53V247H51ZM55 246V247H54ZM232 246V247H231ZM239 246H240V248H239ZM242 246V247H241ZM244 246V247H243ZM254 246V247H253ZM25 247V246H24ZM48 247V248H47ZM119 247V246H118ZM118 247H115V248H113V250L114 249H116V252L115 251H113V253L115 252L116 253V256L115 257H118L117 258V262L119 261L120 263H118V264H136L135 262V259H125L124 258V253H125V251L121 248V249H119ZM171 247H173L174 249H175V251H176V249L178 248V250H179V257H181V255L180 254H182L183 255V257H181V258H177V256H175V254L174 253H172V249L173 248H171ZM176 247V248H175ZM182 247V246H181ZM229 247V248H228ZM248 247V248H247ZM250 247V248H249ZM254 248L255 250H256V252H254L255 250H253L252 248ZM260 247V248H259ZM7 250H6V249ZM9 248V249H8ZM256 248H258V249H256ZM262 248V249H261ZM11 249V250H10ZM25 249V248H24ZM40 249V250H39ZM46 249V250H45ZM109 249V250H108ZM174 249H173V251H174ZM182 249V250H181ZM188 249V250H187ZM191 249V250H190ZM239 249V250H238ZM259 249H260V251L263 253V254H261V253H259L260 251H259ZM14 250V251H13ZM31 250V251H30ZM48 250V251H47ZM190 250V251H189ZM223 250V251H222ZM233 250V251H232ZM235 250V251H234ZM237 250V251H236ZM263 250V251H262ZM9 251V252H8ZM18 251V252H17ZM36 253H35V252ZM46 251V252H45ZM52 251V252H51ZM78 251V248L77 247H74L73 249H71V253H70V255H69V257L72 255V257L74 256V258H72V259H75V257H76V252ZM102 251V250H101ZM108 251H110V252H108ZM186 251V252H185ZM193 251V252H192ZM221 251V252H220ZM227 251V252H226ZM229 251V252H228ZM245 251V252H246ZM249 251V252H248ZM253 251V252H252ZM5 252V253H4ZM38 252V253H37ZM42 252H44V253H42ZM108 252V253H107ZM124 252V253H123ZM180 252H182V253H180ZM189 254H188V253ZM191 252V253H190ZM225 252V253H224ZM230 252H231V254H230ZM239 252V253H238ZM18 253V254H17ZM22 253H24V256L26 257H23V254ZM176 253V252H175ZM222 253V254H221ZM241 253V254H240ZM10 254V255H9ZM28 254V255H27ZM33 254V256H31ZM49 254H51V255H49ZM75 254V255H74ZM103 254V253H102ZM173 254H174V256H173ZM185 254V255H184ZM212 256H210V255ZM13 255V256H12ZM38 255V256H37ZM43 255V256H42ZM190 255V256H189ZM203 256V258H204V260H203V258H202V256ZM224 255V256H223ZM234 255V256H233ZM250 255V256H249ZM253 255V256H252ZM4 256V257H3ZM6 256V257H5ZM37 256V257H36ZM40 256H41V258H40ZM46 256H51L50 258H51V260H50V258H49V260H47V258L48 257H46ZM99 257H95L96 259H94V261H96V262H89L88 264H99V262H100V264H109L110 262V258L112 257V253H111V257H108V258H105L103 255L101 256V254L100 255H98ZM187 256V257H186ZM218 257V260L219 259H221V260H216V257ZM227 256V257H226ZM228 256H230V257H228ZM237 256V257H236ZM11 257V258H10ZM25 258V260H23V258ZM32 257V258H31ZM175 257L177 258V259H175ZM191 259H190V258ZM193 257V258H192ZM195 257V258H194ZM206 257V258H205ZM215 257V258H214ZM222 257V258H221ZM225 257V258H224ZM232 257H234L233 259L235 260H233V262H232ZM14 258V259H13ZM36 258V259H35ZM39 258V259H38ZM113 258H114V256H113ZM228 258V259H227ZM229 258H230V260H229ZM10 259V261H8ZM31 259V260H30ZM41 259V260H40ZM98 259V260H97ZM108 259V260H107ZM112 259V258H111ZM116 259V258H115ZM145 259V258H144ZM147 259V258H146ZM184 259V260H183ZM191 261H190V260ZM194 259H196L195 261H194ZM200 259V260H199ZM207 259V260H206ZM212 259H214V260H212ZM224 259V260H223ZM227 259V260H226ZM4 260H5V262H4ZM20 260V261H19ZM32 260H36V261H33L32 262ZM43 260V261H42ZM112 260H114V259H112ZM130 260V261H129ZM149 261H151L150 259H148ZM148 260H145V262H143V260H137L140 264H153V262L151 261L150 263H149V261ZM168 260V258L166 259V263H168L169 264V262L167 261ZM179 260V261H178ZM209 260H211V261H209ZM259 260V261H258ZM22 261V262H21ZM24 261V262H23ZM26 261V262H25ZM28 261H29V263H28ZM47 261H50V262H48V263H46ZM147 261V262H146ZM188 261V262H187ZM194 261V262H193ZM200 261V262H199ZM202 261H204V263L202 262ZM208 263H207V262ZM227 261V262H226ZM17 262H16V264H17ZM42 262V263H41ZM80 262V261H79ZM79 262H75V263H73V264H80ZM109 262V263H108ZM116 262V261H115ZM114 262V263H115ZM116 262V263H117ZM143 262V263H142ZM198 262V263H197ZM220 262V263H219ZM235 262V263H236ZM239 262V263H240ZM258 262V263H257ZM261 262H263V263H261ZM139 263H137V264H139ZM14 264H15V262H14ZM82 264V263H81ZM111 264V263H110ZM154 264H156V263H154Z\"/></svg>",
	"mask_w": 264,
	"mask_h": 264
},
{
	"label": "bare ground",
	"instance_id": "2",
	"mask_svg": "<svg viewBox=\"0 0 264 264\" xmlns=\"http://www.w3.org/2000/svg\"><path fill=\"white\" fill-rule=\"evenodd\" d=\"M6 1V0H5ZM8 1H10V0H8ZM13 1V0H12ZM11 1V2H12ZM14 1H15V3H14ZM12 3H14V4H12L13 6H11L10 8L12 9H14V6H15V8H16V5L18 4V3H16L17 1L18 2H20L19 0H14ZM23 0H21V2H22ZM26 0H24V2H25ZM27 1H31V0H27ZM26 1V2H27ZM35 3H34V2ZM32 2H33V4H35V5H33V8L31 9V11L32 12H38L39 13V15L40 14H42L43 15V12L45 11H43V9H45L47 6L49 7V8H52V9H50V10H53V12H57L58 14H59V12H60V14H59V16H60V18H59V23L58 24H56V28H55V24L54 25H50L49 23H47V22H49V20L48 21H44V20H38L39 19V17L40 16H38L37 18H36V16L38 15H35V17H34V15H32V13L29 11L30 9H29V6H31L32 5V3L31 2H29V3H27V5H29L28 6V8L26 9V7H23L24 5H22V6H19L20 7V9L22 10V9H26L27 11H29L28 12V15H30V13H31V18H29L28 17V15L26 14V13H24V11H23V13L24 14H26L27 15V19H29V21H27V19L25 20V19H23V22H24V20L25 21H27V22H29V23H27V22H24L23 24H21L22 26H27V29L26 28H24V27H22L21 25V27L19 28V25H17L18 27V30H20V29H22V30H20L22 33H24V34H22L23 35V38L21 37V39H20V35H21V33H20V35H19V31H18V34H17V36L19 35V37H18V39H16V40H19L18 41V44H14V45H18V47H19V45H20V49L22 50H19L18 49V47L16 46V50H18V51H16V52H18L19 53V55H20V57L22 56V54L24 53L23 51H25V53H27L28 52V49H25V48H29V51L31 50V52H29L30 53V55L32 56V54H33V58H35L34 56L36 55L37 56V58L36 59H38L39 60V56H38V53H39V50L37 49L36 50V48L37 47H40L41 48V46H36V48L34 47V46H32L33 44H29L28 46H27V44L25 43V36L24 35H27V34H29V33H31V34H29V35H31L32 37H34V38H41V35L43 36V37H45V35H47V34H44L45 32H42L41 33V31H43V28H41V27H43L44 25L46 26L47 24V26L48 27H52L53 26V28H52V30L53 31H51L50 30V33H49V31L47 32V33H49V34H51V33H53L54 34V32H55V34L54 35H49L50 37H51V39H50V37H48V35L46 36L47 38L46 39H48L49 40V42H48V40H47V43L49 44H51V47H52V45H53V43L54 44H58V45H61L62 47H63V50H62V52H61V50L60 51H56V52H58L59 54L61 53V55H62V53H63V57H65V55H66V57L65 58H63L64 59V61H62V62H60L59 60V58H58V56H60V55H58V53H56L55 51H51L54 55L52 56V53H51V55H50V57L52 56V58L51 59H53L54 60V63H52V64H55V61H57V64H56V66H59V67H57L58 69L62 66H60V64H63V62L65 63H67V65H68V63L69 62H67L68 61V59H67V61L65 60L68 56H70V51H67L66 49H70V45L69 44H71V47L73 46V44H76V43H74V42H76L78 39H76V38H79V37H81V39L79 38V40H82L83 39V42H87V41H84V38H86V40L87 39H89L92 43H96L95 41H93V39L94 38H97L98 37V39L101 41L102 39H101V37L105 34V33H103L102 31H104V30H101L102 28L100 27V25H99V18H100V16L102 15V11H101V7L100 6H104L103 4H102V2L104 1V0H84V6L83 5H81L82 7H80V6H78L77 4L76 5H73V4H75L78 0H43L44 2H45V4H46V6H43L44 5V3L43 2H41V0H40V2H41V4H40V2L37 4V0L35 1V0H33ZM79 1H82V0H79ZM101 1V2H100ZM163 1V0H162ZM171 2H173L172 0H170ZM175 1V0H174ZM177 2H178V4H177V2L175 3L177 6H179L178 7V9L180 8V7H182L183 9H184V11L183 10H181V9H179V10H177L178 12L180 11V12H185V10L187 11V8L185 7V5L183 6V3L182 2H184V1H181L180 2V0L178 1V0H176ZM186 1V0H185ZM188 1V3H191V1H192V5H193V2L195 3V1L197 2V1H200V0H187ZM203 1V0H202ZM201 1V2H202ZM211 1V0H210ZM219 1V0H218ZM217 1V2H218ZM221 2H222V13H224V14H222V13H220V15H219V13L217 14V16H219V17H224L225 19V21H226V17H227V21H228V18L230 17V18H232L231 16H233V18H234V15H232V14H235V18H236V16L238 17H240L241 18V16L240 15H237V13L239 12V10L240 11H242L241 9H239L237 6H239L241 3V1L239 0V1H237V2H239L240 4H236L235 2H236V0H220ZM218 2L219 4H217L216 2H215V5L217 4L220 8H221V2ZM260 1V2H259ZM252 0V1H249V3L246 5V6H249V8H248V10L250 9V7L252 6V4L254 3H258L259 2V5H260V3H261V0ZM11 2H9V3H11ZM23 2V3H24ZM105 2H107L106 0H105ZM148 2H149V0H148ZM151 2V1H150ZM153 2V1H152ZM151 2V3H152ZM160 2V1H159ZM170 2V3H171ZM180 2V3H179ZM8 3V4H9ZM31 3V4H30ZM43 3V4H42ZM83 3V2H82ZM186 3V2H185ZM184 3V4H185ZM247 3V2H246ZM263 3H264V1H263ZM7 4V5H8ZM20 4H22V3H20ZM81 4V3H80ZM101 4V5H100ZM144 4V3H143ZM154 4V3H153ZM153 4H151V5H153ZM182 4V5H181ZM204 4H206V3H204ZM253 4V5H254ZM10 5V4H9ZM8 5V6H9ZM26 5V6H27ZM100 5V6H99ZM145 5H147V4H145ZM150 5V6H151ZM164 5V4H163ZM165 5H166V3H165ZM192 5H190V8L192 7ZM197 5V4H196ZM210 5V4H209ZM216 5V6H217ZM242 6L243 5H245V1H244V4H241ZM259 5H257V6H259ZM74 6H76L75 7V9H74ZM133 6V5H132ZM194 6H195V4H194ZM203 6V5H202ZM206 6V5H205ZM208 6V5H207ZM241 6V7H242ZM257 6H255L256 7V9L258 10V7ZM6 7V6H5ZM32 7V6H31ZM30 7V8H31ZM45 7V8H44ZM47 7V8H48ZM78 7V8H77ZM98 7H100V9L98 8ZM127 7V6H126ZM125 7V8H126ZM141 7V6H140ZM143 7V6H142ZM164 7V6H163ZM162 7V8H163ZM175 7V6H174ZM244 7V6H243ZM47 8H46V10H47ZM48 8V9H49ZM130 8H132V7H130ZM145 8V7H144ZM143 8V9H144ZM169 8H170V6H169ZM171 8H172V6H171ZM186 8V9H185ZM194 8L195 7H193L192 9H193V11L190 9L188 12H194L195 10H196V8H195V10H194ZM205 8H207V7H205ZM212 8H213V12H214V6H212ZM218 8V7H217ZM217 8H215V10L217 9ZM237 8L239 9L238 11H237ZM245 8V7H244ZM263 8V7H262ZM10 9V10H11ZM13 9H12V11H13ZM29 9V10H28ZM128 9V8H127ZM199 9V8H198ZM235 9H236V11H235ZM247 9V8H246ZM251 9H253V6L251 7ZM255 9V8H254ZM17 10H19V9H17ZM34 10V11H33ZM55 10V11H54ZM57 10V11H56ZM120 10V9H119ZM152 10V9H151ZM155 10V9H154ZM220 10V9H219ZM218 10V11H219ZM245 10V9H244ZM262 10V9H261ZM4 11H6V10H4ZM3 11V12H4ZM9 11V10H8ZM20 11V10H19ZM40 11L42 12V13H40ZM114 11H116V10H114ZM133 9L131 10V11H129V10H124L123 11V19H125L124 21L126 22V24L127 25H130L131 26V30H133L136 26L135 25H137L138 23L136 22L137 20H136V17H135V14H137V13H135L134 14V12L135 11H133ZM147 11H149V10H147ZM164 11V10H163ZM173 11H174V8H173ZM176 11V12H177ZM198 11V10H197ZM203 11V10H202ZM225 11V12H224ZM246 11V10H245ZM245 11H244V14H245ZM260 11V10H259ZM259 11L257 12V13H259ZM7 12V11H6ZM18 12V11H17ZM17 12H14V13H17ZM51 12V11H50ZM143 12V11H142ZM169 12V11H168ZM177 12V13H178ZM187 12V13H188ZM199 12V11H198ZM211 12V14L213 13L212 11H210ZM210 12H209V16H210V18H211V16L213 17V15H211L210 14ZM234 12H236V13H234ZM251 12V11H250ZM262 12V11H261ZM21 13V12H20ZM22 13V14H23ZM57 13H55V14H57ZM114 13V12H113ZM157 13V12H156ZM186 13V12H185ZM200 13H201V11H200ZM216 13H217V11H216ZM248 13H249V11H248ZM253 13V12H252ZM10 14V13H9ZM11 14H13V13H11ZM22 14H20V16L22 15ZM33 14H35V13H33ZM50 14H52L53 15V13L51 12ZM54 14V15H55ZM139 14V13H138ZM144 14V13H143ZM142 14V15H143ZM151 14V13H150ZM174 14V13H173ZM192 14H194V17H193V15L191 16ZM196 12H194V13H189L188 15L190 16V18H191V21H192V18H193V21L195 20L196 21V19H197V22L198 21H200V19L201 20H203V21H201L202 23L204 22V26H206V24H205V21H207L208 20V18H209V16L208 17H206L207 18V20H205L204 21V19H206L205 17H203V16H200L201 14H197ZM202 14H204V12L202 13ZM214 14V16H215V18H216V15H215V13H213ZM240 14H241V12H240ZM243 14V13H242ZM246 14H247V12H246ZM260 14L261 13H259V14H257L258 16H257V18H259L260 17ZM1 15V14H0ZM13 15H15V14H13ZM18 15V14H17ZM16 15V16H17ZM46 15V14H45ZM48 15V14H47ZM141 15V14H140ZM146 15V14H145ZM168 15V14H167ZM169 15H171V14H169ZM175 15V14H174ZM180 15V14H179ZM188 15H187V17L185 16V14H184V16L186 17V18H188ZM205 15H206V13H205ZM204 15V16H205ZM264 14L262 13V17H264L263 16ZM25 16V15H24ZM23 16V17H24ZM51 16V15H50ZM56 16V15H55ZM137 16V15H136ZM166 16V15H165ZM195 16H197V18H195ZM207 16V15H206ZM247 16V15H246ZM253 16V15H252ZM22 17V16H21ZM20 17V18H21ZM34 17V18H33ZM141 17V16H140ZM172 17H173V15H172ZM172 17H169V16H167V18H169L168 20H170V21H168V20H164V22L159 26V36H160V38H159V40L157 39V41L156 40H154V46L155 47H153L154 49H155V51L158 49L157 48V46H159V43H160V40H162L164 37H166L168 34L166 33L165 34V32H167L168 31V33H170V31H173L172 30V28L170 29L169 28V30H168V27L172 24V23H170L171 21H173V23H175L174 22V20H172ZM249 17V16H248ZM261 17V18H262ZM16 18V17H15ZM53 18V17H52ZM57 19H58V16L56 17ZM114 18V17H113ZM139 18V17H138ZM144 18V17H143ZM146 18H148V17H146ZM150 19H151V17H149ZM153 18V17H152ZM161 18V17H160ZM164 18H166V17H164ZM184 18V17H183ZM195 18V19H194ZM209 18V20L208 21H211V20H213V19H215V18H211L210 19ZM230 18H229V21H230ZM4 19H6V17L4 18ZM47 19H48V17H47ZM50 19V18H49ZM142 19V18H141ZM174 19V18H173ZM182 19V18H181ZM217 19V18H216ZM215 19V20H216ZM239 18H237V19H234V20H238ZM241 19H243V17L241 18ZM263 19V18H262ZM10 20V19H9ZM116 20H118V19H116ZM121 20V19H120ZM163 20V19H162ZM161 20V21H162ZM176 20V19H175ZM179 20H180V18H179ZM186 20V19H185ZM185 20H183V21H185ZM234 20H232L231 19V24H232V26L234 25L233 23L235 22ZM251 20V19H250ZM7 21V20H6ZM16 21H17V19H16ZM39 21H44L45 23L44 24H42V22H41V24H40V22ZM53 21H54V19H53ZM57 21V20H56ZM122 21V20H121ZM142 21H143V19H142ZM146 21V20H145ZM144 21V22H145ZM188 21V20H187ZM187 21H185L186 23H187ZM190 21V20H189ZM224 21V23L225 24H223V26H221V27H218L216 24V28L218 27V30H222L223 32H225V31H227L228 30V32H232V28L234 29L235 27H232L231 28V24L229 25V23L227 22V24H226V22ZM255 21H257V20H255ZM259 21V20H258ZM262 21H264V19L262 20ZM51 22V21H50ZM181 22V21H180ZM212 22H214V21H212ZM216 22H217V20H216ZM233 22V23H232ZM237 22H240L241 24H242V22H241V20H239V21H237ZM236 22V23H237ZM248 22V21H247ZM252 22H254V21H252ZM1 23V22H0ZM4 23V22H3ZM8 21L5 23V25L7 24V26H8ZM47 23V24H46ZM118 23V22H117ZM137 23V24H136ZM148 23V22H147ZM192 23H194V22H192ZM207 23V22H206ZM209 23V22H208ZM207 23V24H208ZM219 23V22H218ZM222 23H223V21H222ZM221 23V24H222ZM255 23H258V22H255ZM262 23V22H261ZM261 23H259V24H257L256 26H251V25H253V24H251L250 26H249V34L247 35V33H246V29H247V25L245 26L246 27V29H245V27H244V29L245 30H243L242 32V34H238L237 36H236V34H232L233 36L232 37H234V38H232V37H230V35H228L230 38H232V40L234 39V42H232L233 44V46H232V48H230L229 46V48H230V50L228 49V53H233V55L235 56L234 58L236 59L237 57H238V60H239V57H241L243 60H244V62H246V63H249V65L247 64V67L249 66L250 67V64L252 65V62H253V67H250L249 69L250 70H252V69H254V67L256 66V65H258V66H261V69H263L264 70V31L263 32H259V30H262V24ZM17 23H13V26L14 25H16ZM19 24H20V22H19ZM28 24H29V27H28ZM40 24V25H39ZM101 24V23H100ZM105 24V23H104ZM125 24V25H126ZM141 24V23H140ZM170 24V25H169ZM182 24H185V23H182ZM189 24H191V23H189ZM188 24V25H189ZM196 24V23H195ZM209 24H211V22L209 23ZM245 24H248V23H246L245 22ZM3 24H0V27L2 26ZM4 25V26H5ZM30 25H32V26H30ZM41 25H43V26H41ZM50 25V26H49ZM60 25V27L58 28L57 26H59ZM158 25V24H157ZM172 25H174V26H176V24H172ZM181 24H179V26H180ZM192 26H191V28L190 29H192V27H193V30H192V32L194 31V25L193 24H191ZM200 25V24H199ZM213 25H210V26H213ZM227 25H229V26H227ZM6 26V27H7ZM39 26H41V27H39ZM44 26V27H45ZM135 26V27H134ZM147 26V25H146ZM145 26V27H146ZM153 26V25H152ZM173 26V28H175ZM178 26V27H179ZM183 25H181V27H182ZM209 26V25H208ZM209 26V27H210ZM242 26V25H241ZM5 27V28H6ZM11 26H10V24H9V28H10ZM15 27V26H14ZM13 27V28H14ZM50 27V28H51ZM128 27V26H127ZM132 27H134V28H132ZM148 27V26H147ZM157 27V26H156ZM171 27V26H170ZM177 27V28H178ZM187 27V26H186ZM189 27V26H188ZM198 27V26H197ZM208 27V28H209ZM231 30H229L228 28ZM237 27V26H236ZM17 28H15V31L17 32ZM32 28V29H31ZM45 28H47V27H45ZM44 28V30H46ZM50 28H48V29H50ZM130 28V27H129ZM140 28V27H139ZM138 28V29H139ZM205 28V27H204ZM208 28H205V29H203V30H206V29H208ZM212 28V27H211ZM211 28H209V29H211ZM238 28V27H237ZM1 29V28H0ZM4 29V28H3ZM8 29V28H7ZM11 29H12V27L9 29V32L11 31ZM24 29L27 31L28 29L30 30H32L31 32H29V30L27 31V32H29V33H27L26 31H24ZM55 29H56V31H58V32H56L55 31ZM60 29V30H59ZM105 29V28H104ZM182 29H184V28H182ZM215 29V28H214ZM243 29V28H242ZM248 29H247V32H248ZM264 29V28H263ZM123 30H125V29H123ZM134 30H136V29H134ZM151 30V29H150ZM241 30V29H240ZM13 31V30H12ZM11 31V32H12ZM139 31H141V30H139ZM185 31V30H184ZM200 31V30H199ZM209 31H212V33L214 32L213 31V28H212V30H209ZM208 30H206V33L207 32H209ZM216 32L215 33H217V29L215 30ZM222 31L221 32H219V33H222ZM1 32H3V31H1ZM8 32V33H9ZM26 32V33H25ZM110 32V31H109ZM134 32V31H133ZM136 32V31H135ZM155 32V31H154ZM178 32V31H177ZM190 32V31H189ZM201 32V31H200ZM227 32V33H228ZM151 33V32H150ZM153 33V32H152ZM172 33V32H171ZM176 33V32H175ZM188 33V32H187ZM205 33V34H206ZM211 32H210V34H212ZM230 33H228V34H230ZM246 33V34H245ZM10 34V33H9ZM13 34V33H12ZM140 34V33H139ZM156 34V33H155ZM182 34V33H181ZM186 34V33H185ZM199 34V33H198ZM208 34V37L210 36V34L209 33H207ZM214 34V33H213ZM218 34V33H217ZM216 34V36L219 38L220 36L222 37L224 34H222V35H217ZM226 34V33H225ZM13 35H15V33L13 34ZM13 35H11L10 37H12ZM21 35V36H22ZM115 35H117V34H115ZM144 35V34H143ZM151 35V34H150ZM165 35V36H164ZM176 35V34H175ZM183 35V34H182ZM30 36V37H31ZM105 36V35H104ZM164 36V37H163ZM172 36V35H171ZM170 36V37H171ZM186 36H189V33H188V35H186ZM200 36V35H199ZM211 36H213V35H211ZM211 36H210V38H211ZM216 36H215V38H216ZM227 38H229L227 35H225ZM225 36H223V39H225L224 37ZM9 37V38H10ZM82 37H84V38H82ZM156 37V36H155ZM168 37H169V35H168ZM178 37H179V35H178ZM184 37V36H183ZM182 37V38H183ZM203 37V36H202ZM207 37V36H206ZM14 38V37H13ZM103 38V37H102ZM105 38H106V36H105ZM108 38V37H107ZM110 38V37H109ZM143 38H145V37H143ZM167 38V37H166ZM179 38H181V37H179ZM186 38V37H185ZM189 38H190V36H189ZM192 38V37H191ZM213 38H214V36H213ZM226 38V39H227ZM8 39V38H7ZM76 39V40H75ZM111 39V38H110ZM119 39V38H118ZM148 39H149V37H148ZM173 39V38H172ZM171 39V40H172ZM187 39H188V37H187ZM199 39H202V38H200L199 37ZM222 39V40H223ZM96 40V39H95ZM106 40H108V39H105L104 41H106ZM163 40H165V38L163 39ZM162 40V41H163ZM178 40V42H179V39H177ZM190 40V39H189ZM188 40V41H189ZM194 40V39H193ZM210 40V39H209ZM231 40V39H230ZM22 43H21V42ZM74 41V42H73ZM108 41H110V40H108ZM108 41H107V43H108ZM116 41H117V39H116ZM139 41V40H138ZM144 41V40H143ZM174 41H175V39H174ZM173 41V42H174ZM207 41V40H206ZM205 41V42H206ZM216 41H217V38H216ZM225 41V40H224ZM16 43H17V41H15ZM52 42V43H51ZM78 42V41H77ZM81 42V41H80ZM89 42V41H88ZM147 42V41H146ZM172 42V43H173ZM210 42H212V41H210ZM218 42V41H217ZM226 42V41H225ZM231 42H229L230 44H231ZM9 43H11V42H9ZM14 43V42H13ZM79 43V42H78ZM97 43H98V41H97ZM96 43V44H97ZM103 43V42H102ZM151 43V42H150ZM162 43V42H161ZM160 43V44H161ZM188 43H191V41L190 42H188ZM187 43V41H186V44H188ZM202 43V42H201ZM228 43V44H229ZM23 44V45H22ZM96 44H94L95 46H96ZM106 44V43H105ZM112 44V43H111ZM116 44H118V43H114V45H116ZM137 44V43H136ZM176 44V43H175ZM185 43H184V45H186ZM210 44V43H209ZM218 44V43H217ZM14 45H12L13 47H14ZM24 45H25V47H24ZM77 45V44H76ZM76 45H74V47L76 46ZM92 44L90 43V46H91ZM93 45V46H94ZM114 45H113V48H114V51L116 50V48H117V46H115L114 47ZM162 45V44H161ZM183 45V47H184V49H185V46ZM190 45V44H189ZM189 45L187 46L188 48H189ZM201 45V44H200ZM199 45V46H200ZM27 46V47H26ZM30 46V47H29ZM47 46V45H46ZM66 48H65V47ZM81 46V45H80ZM79 46V47H80ZM83 46V45H82ZM94 46V47H95ZM107 46V45H106ZM110 46V45H109ZM119 46V45H118ZM135 46V45H134ZM149 46H151V45H149ZM153 46V45H152ZM192 46H193V42H192ZM210 46H211V44H210ZM217 46V45H216ZM216 46H214L215 47V49H216ZM11 47V46H10ZM31 47H32V49H31ZM44 47V46H43ZM55 47V46H54ZM54 47H52L51 49L52 50H54L55 48ZM62 47L60 48V49H62ZM69 47V48H68ZM73 47V48H74ZM136 47V46H135ZM160 47H162V48H164L163 46H160ZM159 47V48H160ZM182 47V46H181ZM186 47V48H187ZM213 47V46H212ZM211 47V48H212ZM219 47H220V44H219ZM23 48V49H22ZM39 48V49H40ZM45 48V47H44ZM65 48V49H64ZM108 50H109V47H106ZM105 48V49H106ZM162 48H160L161 49V51H162ZM206 48V47H205ZM5 49V48H4ZM9 49V48H8ZM14 50V48H11V50ZM34 49V50H33ZM50 49V48H49ZM48 49V50H49ZM79 49V48H78ZM83 49H84V47H83ZM110 49H111V47H110ZM119 49H121V48H119L118 47V51L117 52H119ZM128 49V48H127ZM132 49V48H131ZM138 50H136V51H139V52H142V51H140L139 50V48H137ZM154 49H152L151 50V52H149L148 51V49L146 50L147 52H149L148 54H147V65L149 64V62H151L152 61V64H153V70H154V73H153V76L155 77L154 78V80H156V79H158L157 80V82H158V84L161 82V76H163L164 74H162L161 76H160V74L159 73H161V68L164 66L163 65V61H161L160 59H161V57L159 58V56L160 55H158V56H156V57H158V58H155L154 57V55H152V54H154V53H152V52H155L154 51ZM182 49V48H181ZM190 49V48H189ZM189 49H188V52H189ZM196 49V48H195ZM208 49H210V48H208ZM227 49H226V51H227ZM11 50H10V52H11ZM59 50V49H58ZM65 50V51H64ZM80 50V49H79ZM113 50V49H112ZM123 50V51H122ZM121 51L124 53V49H122ZM142 50V49H141ZM167 50H168V48H167ZM166 50V51H167ZM219 50V49H218ZM223 50V49H222ZM21 51V52H20ZM33 51V52H32ZM37 51V52H36ZM41 51L43 52V50L41 49ZM49 51V52H50ZM73 51V50H72ZM75 51V50H74ZM106 51V50H105ZM115 51V52H116ZM126 51V50H125ZM131 51V50H130ZM134 51V50H133ZM145 51V52H146ZM158 51V50H157ZM165 51V52H166ZM179 51H180V48H179ZM178 51V52H179ZM184 51V50H183ZM182 51V52H183ZM196 51V50H195ZM3 52V51H2ZM13 52V51H12ZM23 52V53H22ZM66 52H69L68 54H66ZM111 52V51H110ZM109 51H108V53H110ZM121 52V53H122ZM138 52V53H139ZM185 52H186V49H185ZM204 52V51H203ZM214 52V51H213ZM219 52V51H218ZM1 53V52H0ZM8 54H9V52H7ZM6 52H5V54H6V57L8 56V57H10L9 59H13V60H9L8 59V57H7V59L11 62H9V61H7V59H5V61L3 62H1L2 64H5V62H6V64L5 65H3L2 67H0V68H2V70H3V72L6 74H2L3 76H9L8 78H11V74H13V76H14V74H18L17 72L15 73V69H16V67H19V65L18 66H16L14 63H15V61H14V59L16 60V62H17V60H18V58H14V57H11V56H14L15 54H18V53H15V50H14V55L11 53V56H9L8 54H7ZM34 53H35V55H34ZM41 53V52H40ZM72 53H74V52H72ZM76 53H77V51H76ZM78 53H79V51H78ZM112 53H113V51H112ZM120 53V54H121ZM125 53H128V50L125 52ZM131 53H132V51H131ZM135 53V52H134ZM137 53V54H138ZM172 53V52H171ZM176 53V52H175ZM205 53V52H204ZM214 53H216V52H214ZM222 53H224V52H222ZM5 54H2L1 55V57L3 56V55H5ZM84 54V53H83ZM82 54V55H83ZM106 54V53H105ZM118 54V53H117ZM142 54H143V52H142ZM158 54V53H157ZM173 54V53H172ZM188 54V53H187ZM198 54H201V53H196V56L198 57ZM220 54V53H219ZM41 55H42V53H41ZM68 55V56H67ZM89 55V54H88ZM88 55H86V56H88ZM109 56H111L112 54H108ZM123 55V54H122ZM136 55V54H135ZM134 55V56H135ZM144 55V54H143ZM143 55H142V57H143ZM178 55V54H177ZM183 55V53L181 54V55H179V56H182ZM195 55V54H194ZM224 55H225V53L223 54V60L225 59L224 58ZM16 56H18V55H15V57ZM25 56V55H24ZM44 56V55H43ZM109 56H107L106 57V59L107 58H109ZM113 56V55H112ZM111 56V57H112ZM121 56V55H120ZM120 56H119V58H120ZM138 57H139V55H137ZM162 56V55H161ZM166 56V55H165ZM185 56H187V55H185ZM211 56V55H210ZM222 56V55H221ZM0 57V58H1ZM19 57V58H20ZM23 57V56H22ZM30 57V56H29ZM47 57H49V54L47 55ZM45 58V60H47V59H49V58ZM92 57V56H91ZM115 58H116V55L114 56ZM131 57H133V56H131ZM141 57V56H140ZM139 57V58H140ZM141 57V58H142ZM194 57V56H193ZM196 57V58H197ZM3 58V57H2ZM5 58V57H4ZM25 58V57H24ZM31 58V57H30ZM44 58V57H43ZM42 58V59H43ZM71 58V57H70ZM73 58V57H72ZM119 58H117V59H119ZM163 58V57H162ZM177 59L176 60H178V56L176 57ZM182 58H184V57H182ZM230 58V57H229ZM26 59H27V56H26ZM29 59V58H28ZM32 59V58H31ZM58 59V60H57ZM145 59V58H144ZM151 59V60H150ZM166 59V58H165ZM164 59V61H167V60H165ZM187 59V58H186ZM189 59V58H188ZM194 60H195V57L193 58ZM210 59V58H209ZM241 59V60H242ZM24 60V59H23ZM22 60V61H23ZM35 59H33V61H31V62H35V66L34 65H32L31 66V68H28V72H29V74H27V71L25 70V69H23L22 71L19 69V68H17V70H19L18 72H20V73H23L24 75H21V76H25V81H23L24 83H26V81H27V79H29V77L31 76L33 79H31V77H30V79L29 80H32L31 82L32 83H30L29 81H27V84H24L23 82V84L21 85L22 86V88H21V86H18V90L17 91H15L14 92V94L16 93L17 94V92H18V94L16 95L15 94V101H16V96H18L19 95V93H20V96L21 97H23V98H17L18 100L20 99V103H22V105L21 104H19V101H18V111L21 109H23L22 111H24V114L25 113H27V111H25L26 109H24V106H26L27 105V107H28V105L29 106H31V104L33 105V106H35L36 107V109H37V107H38V110H36L33 106V110L35 109V111L38 113V114H40V111L39 110H41L42 111V109L44 108V107H46V109L44 108V110H43V112L41 113V115L43 114L44 116H45V113L47 114V116H46V120H48V119H50L51 118V121L49 120V122L47 121V123L48 124H50L49 126H46V123L44 124V126H42L43 127V129H40V131H39V129H38V132L40 133L39 135H33V137L34 136H36L35 138H34V141H38L39 143L40 142H43L44 141V138H43V132L46 134V136L48 137V139L47 140H50V142H51V144H54L55 143V138L57 139L58 137L57 136H59V139L60 138H62L63 139V137H61L60 136V134H62V132L64 133L63 135H65V134H67V132H66V130L68 131V133H69V135L70 134H76V133H79L80 134V132H86L85 130H87V132L88 131H90L89 133H97L98 131L100 132V131H104L103 129L105 128V127H109V126H105V125H109L111 122H112V117L113 118H115V120H116V118L118 117V115H117V117H116V111H113V112H110V111H108V112H106V114L107 113H109L108 114V116L106 115V114H104L105 116H106V118L105 119H103V121H102V119L101 118H99V119H101V121L99 120V124H101V125H99L100 127H97V128H95L94 127V123H95V125H98V123L95 121V118H94V120H92V119H88V118H90V117H92L93 118V111L94 110H90V114L87 116H83L82 114H79V115H76V117H78V118H76V117H74V109L72 108V105L71 104H69V99H72V98H77V100H79V101H81V103H84V104H86V103H89V95H86L87 93H84L85 91H84V89L82 90V89H80V83H78L75 87H71L72 89H69V92H71V91H73V89H76V90H74L73 91V93H68L67 91L68 90H63V88H64V86L65 85H62V87L59 85V84H56V85H58V88H59V90L62 88V90L63 91H59L58 89H57V87L56 86H53V85H55L54 84V82H52V79L53 80H55L57 77L55 76L54 78H52L51 79V83H53L52 84V86L51 87H53V88H50V86H48L47 85V87H49L50 89H54L55 90V88H56V93H54V91H52V93H50L51 91H50V89H49V93H47L46 91H44L45 90V85L47 84H45L44 82H47V80H48V83L51 85V83L49 82V79H47L49 76H51V74H48L49 76L46 78L45 76H44V70H42V65L41 64H39L40 63V61L41 60H39V62L38 61H34ZM44 60V61H45ZM70 60V59H69ZM92 60H95V59H92ZM108 60H110V59H108ZM112 60H113V58H112ZM112 60H110L109 61V63L112 61ZM127 60V59H126ZM175 60V59H174ZM193 60V61H194ZM226 60V59H225ZM234 60V59H233ZM19 61V60H18ZM52 61V60H51ZM58 61H59V65H58ZM103 61H105V59H103ZM103 61H100V62H102L103 63ZM114 61H116V59L114 60ZM123 61V60H122ZM141 61V60H140ZM143 61H145V60H143ZM170 61V60H169ZM196 61V60H195ZM198 61H199V59H198ZM230 61V60H229ZM235 61V60H234ZM14 62V63H13ZM30 62V63H31ZM124 62V61H123ZM131 62V61H130ZM134 62V61H133ZM168 62V61H167ZM165 63V64H168V63ZM184 62V61H183ZM197 62V61H196ZM201 62V61H200ZM254 62L256 63V65L254 66ZM24 63H27V62H24ZM66 63H65V65H66ZM101 63V64H102ZM108 63V66L110 65ZM115 63V62H114ZM144 63H146V62H144ZM178 63V62H177ZM187 63H188V65L186 66V64H184L187 68H189L191 65L189 64V63H191V64H194V63H192V62H189V61H187ZM230 63H232V62H230ZM1 64V65H2ZM12 64V65H11ZM32 64V63H31ZM37 64V65H36ZM39 64V65H38ZM71 64H72V62L70 61V66H69V68L71 67ZM199 64V63H198ZM202 64V63H201ZM234 64V63H233ZM240 64V63H239ZM13 65H15V66H13ZM74 65V64H73ZM102 65H105V67H106V63L105 64H102ZM113 65V64H112ZM142 65V64H141ZM149 65H151V63L149 64ZM184 65H183V67H184ZM190 65V66H189ZM115 66H117V65H115ZM179 66H180V64H179ZM242 66V65H241ZM257 66V67H258ZM13 67V68H12ZM64 67L65 66H63V69H64ZM119 67V66H118ZM140 67V66H139ZM142 67V66H141ZM148 67H151V66H148ZM156 67V68H155ZM165 67H166V65H165ZM169 67H170V65H169ZM233 67V66H232ZM231 67V68H232ZM11 68L13 69V70H11ZM66 68V67H65ZM123 68V67H122ZM171 69H172V67H170ZM176 68V67H175ZM179 68V67H178ZM237 68V67H236ZM62 69V68H61ZM116 69H117V67H116ZM135 69V68H134ZM146 69V68H145ZM148 69V68H147ZM163 69V68H162ZM170 69V70H171ZM180 69H182V67L180 68ZM191 69H193V68H191ZM191 69H187V71L189 70V72H190V70ZM238 69H239V67H238ZM248 69V68H247ZM256 69V68H255ZM11 72H9V71ZM16 70V71H17ZM88 70H90V69H88ZM88 70H86V71H88ZM122 70V69H121ZM133 70V69H132ZM139 72H140V70L139 69H137ZM149 70H151L152 71V68L151 69H149ZM160 70V72H158ZM166 70V69H165ZM176 70V69H175ZM185 70V69H184ZM233 70V69H232ZM237 70V69H236ZM235 70V71H236ZM260 70V69H259ZM258 70V71H259ZM13 71H14V73H13ZM61 71V70H60ZM84 71V70H83ZM106 71V74L105 75H107V70H104V72ZM118 71V70H117ZM156 71V72H155ZM173 71V70H172ZM178 71V70H177ZM186 71V72H187ZM2 72V71H1ZM9 72V73H8ZM102 72V71H101ZM115 72V71H114ZM114 72H113V74H114ZM133 72V71H132ZM136 72V71H135ZM144 73V71H142L141 70V73ZM169 72V71H168ZM175 72V71H174ZM174 72H173V74H174ZM180 72H181V70H180ZM192 72V71H191ZM240 72V71H239ZM90 73V72H89ZM88 73V74H89ZM92 73V72H91ZM90 73V74H91ZM140 73V74H141ZM146 73V72H145ZM163 73V72H162ZM184 73V72H183ZM232 73V72H231ZM259 73H260V71H259ZM0 74V77H2V75ZM10 74V75H9ZM25 74H27V75H25ZM53 74V73H52ZM111 74H112V72H111ZM129 74V73H128ZM150 74V73H149ZM192 74V73H191ZM243 77H244V74H245V72H244V74L243 73H240ZM261 74V73H260ZM264 74V73H263ZM263 74H261V75H263ZM19 75V77H17L16 75V77H17V79L19 78V79H21L20 78V74H18ZM54 75V74H53ZM52 75V76H53ZM82 75V74H81ZM80 75V76H81ZM84 75V74H83ZM96 75V74H95ZM95 75H90L91 76V79L93 78V83H94V81L96 82V80H98L97 79V76L95 77ZM103 75V74H102ZM104 75V76H105ZM133 75V74H132ZM143 75V76H142ZM140 77H144V74H142ZM147 75V74H146ZM150 75H152V74H150ZM171 75V74H170ZM176 75H178V74H176ZM183 75V74H182ZM182 75H181V77H182ZM234 75V74H233ZM260 75V76H261ZM27 76H28V78H27ZM79 76V78H81L82 79V77H80ZM103 76V77H104ZM111 76V75H110ZM139 76V75H138ZM153 76H152V78H153ZM173 76V75H172ZM189 76V75H188ZM223 76V78H225L224 77V75H221L220 76V78ZM229 76V75H228ZM231 76V75H230ZM44 77H45V79H44ZM87 77V76H86ZM114 77V76H113ZM117 77V76H116ZM157 77V78H156ZM236 77H239V75L238 74H236V75H234L233 77H231L229 80H228V77H227V79H224V81L226 80L227 81V83L225 82L224 83V81L222 82V83H220V84H217L218 83V81H217V83H215L214 85L212 84V85H210V86H208L207 85V87L206 88H204V89H198V90H196V91H194L196 94H198V96L200 95V98H201V95H202V97L203 98H208L207 100H209L210 102H214V100H212V99H216V100H223V102L224 101H227V98L228 99H232L233 98V100H235L234 98H253V97H255V95H254V93H256V91H254L253 92V90H250L249 88H247L246 87V85H245V83H243V81L242 80H240V78H236ZM243 77H241V78H243ZM13 78H15V77H13ZM84 78V77H83ZM100 78V77H99ZM106 78V80L108 81V82H105V84H107V83H110L111 82V80L109 81L108 80V77H105ZM118 78V77H117ZM121 78V77H120ZM120 78H118V81H119V79ZM136 78V77H135ZM144 78H147V76H145ZM149 78V77H148ZM178 78H179V76H178ZM244 78H246V77H244ZM5 79H7V78H4V80ZM17 79H15V80H17ZM24 79V78H23ZM47 79V80H46ZM80 79V80H81ZM89 79V78H88ZM101 86H103V87H107V86H104L105 84H102L104 81H106L104 78H102L101 77ZM104 79V80H103ZM110 79V78H109ZM133 79V78H132ZM140 79V78H139ZM151 79V77L149 78V80ZM174 79V78H173ZM250 79V78H249ZM257 79V78H256ZM259 79V78H258ZM11 80H13L12 78H11ZM45 80V81H44ZM86 80V79H85ZM122 80V79H121ZM120 80V81H121ZM140 80H142L143 81V79H140ZM139 80V81H140ZM163 80V79H162ZM165 80V79H164ZM163 80V81H164ZM248 80V79H247ZM3 81V80H2ZM1 81V82H2ZM42 81V83L44 84V86H39V84H42V83H39V82H41ZM44 81V82H43ZM56 81V80H55ZM61 82H62V80H60ZM103 81V82H102ZM136 81H138V78H137V80ZM138 81V82H139ZM153 81V80H152ZM152 81H150V82H152ZM194 81H196V80H194ZM199 81V80H198ZM198 81L196 82V83H198ZM10 82V81H9ZM8 82V83H9ZM16 82V81H15ZM18 82H19V80H18ZM28 82L30 83V84H28ZM57 82V81H56ZM81 82H84L83 80L81 81ZM86 82V81H85ZM117 82V81H116ZM144 82V81H143ZM147 82V79H146V81L144 82V83H146ZM169 82H170V80H169ZM201 82H202V80H201ZM6 83V82H5ZM5 83H1L2 84V86L4 85L5 87L7 86V84L5 85ZM99 83V82H98ZM99 83V84H100ZM123 83V82H122ZM137 82H135V84H136ZM163 83V82H162ZM172 83H174V81L172 82ZM185 83V82H184ZM248 83H249V81H248ZM251 83V82H250ZM253 83V82H252ZM251 83V84H252ZM257 83V82H256ZM11 85H13L12 83H10ZM21 83L19 82V85H20ZM42 84V85H43ZM89 84V83H88ZM113 84H115V83H113ZM119 84V83H118ZM135 84H134V86H135ZM140 84V83H139ZM147 84V83H146ZM171 84V83H170ZM176 84V83H175ZM174 84V85H175ZM200 84V83H199ZM247 84V83H246ZM264 84V83H263ZM14 85H18V83L17 84H14ZM13 85V86H14ZM23 85H25V87L23 86ZM28 85V86H27ZM32 87H31V86ZM79 85V86H78ZM90 85V84H89ZM96 85V84H95ZM107 85H109V84H107ZM112 83L110 84V87L109 88H111L112 89ZM145 85V84H144ZM144 85H142L143 87H144ZM150 85V84H149ZM149 85H147V86H149ZM154 85H156V83H154L153 84V86ZM160 85H161V83H160ZM164 85V84H163ZM167 85V84H166ZM165 85V86H166ZM177 85H178V83H177ZM195 85V84H194ZM202 85V84H201ZM204 85H206L205 83H204ZM245 85V86H244ZM249 85V84H248ZM12 86V87H13ZM30 86V88H28ZM33 86L34 87H37L38 88V91L40 90L39 88H41V89H44L43 91L41 90V91H39V92H37V94H35V95H30V92L31 93H33V91H35L34 93H36V91H37V89L35 90V89H33ZM60 86V87H59ZM78 86V87H77ZM91 86H93L92 85V82H91ZM138 86V85H137ZM142 86L140 87V86H138V88L140 87V88H142ZM146 86V85H145ZM147 86H146V88H144L145 90H146V92L147 91H149L150 89H148L147 88ZM152 86V85H151ZM150 86V88H152ZM171 86H173V85H171ZM8 87H10V86H8ZM14 87H16V86H14ZM19 87H20V89H19ZM43 87H45V88H43ZM99 87V89H100V86H98ZM102 87V88H103ZM156 87V86H155ZM161 86H159V88H160ZM164 87V86H163ZM186 87V86H185ZM250 87V86H249ZM262 87L263 88H261L260 89V92L262 93V95L264 96V86L262 85ZM0 88L2 89V87H1V85H0ZM25 88H28V89H31V91L29 90V91H27V93H26V90H28V89H25ZM66 88V87H65ZM70 88V87H69ZM83 88V87H82ZM93 89H95V87H92ZM105 88H103V89H105ZM116 88V87H115ZM139 88V89H140ZM166 88V87H165ZM177 88V87H176ZM178 88H180V86L178 87ZM252 89H253V86L251 87ZM255 88V87H254ZM1 89H0V91H1ZM10 89H11V87H10ZM10 89H6V90H8L7 92H9V90ZM22 89H23V92H24V89H25V98H24V94L22 93ZM48 89H46V90H48ZM68 89V88H67ZM79 89V90H78ZM134 89V88H133ZM148 89V90H147ZM153 89V88H152ZM185 89V88H184ZM194 89V88H193ZM247 89V90H246ZM5 90V89H4ZM106 90V89H105ZM113 90V89H112ZM112 90H110V89H108V90H106V91H109L110 93H113V92H111ZM157 90V87H156V89H155V91ZM160 90H161V88H160ZM162 90H164V88L162 89ZM161 90V91H162ZM171 90H172V88H171ZM182 90V89H181ZM191 90V89H190ZM262 90V91H261ZM88 91V90H87ZM100 91V90H99ZM99 91H97V92H99ZM117 91V90H116ZM154 91V92H155ZM159 91V90H158ZM158 91H156L155 93H157ZM172 91H174V90H172ZM184 91V90H183ZM182 91V92H183ZM247 91H249L248 92V94L246 93ZM3 92V90L0 92L1 94H0V96L3 94L2 93ZM6 92V93H7ZM12 92H13V88H12ZM28 92H29V94H28ZM45 92L47 93L46 95H44L45 94ZM95 92V91H94ZM135 92V91H134ZM145 92V91H144ZM151 92V91H150ZM171 92V91H170ZM170 92H169V89H168V93L170 94ZM179 92V91H178ZM186 92V91H185ZM188 92V91H187ZM186 92V93H187ZM33 93V94H34ZM106 93V92H105ZM148 93V92H147ZM159 93H161L160 91H159ZM159 93H157V94H159ZM172 93V92H171ZM175 93V92H174ZM247 95H246V94ZM261 93H256L257 94V97L258 96H260V95H258V94H261ZM10 94V93H9ZM8 94V95H9ZM28 94V95H27ZM94 94V93H93ZM141 94H143L142 92H141ZM169 94H168V96H169ZM179 94V93H178ZM177 94V95H178ZM185 94V93H184ZM183 94V95H184ZM196 94H194V95H196ZM23 95V96H22ZM95 95V94H94ZM128 95H129V93H128ZM166 95H167V92H166ZM176 95V96H177ZM183 95H181L182 97H184L185 98V96H183ZM40 96H42V99L40 98ZM148 96V95H147ZM159 96H161V94L159 95ZM176 96H175V98H176ZM181 96H180V98H181ZM197 95H196V97H198ZM3 97V96H2ZM10 98H11V95L9 96ZM93 97V96H92ZM91 97V98H92ZM162 97H165V95L164 96H162ZM172 97H173V95H172ZM171 97V98H172ZM189 97H192V96H189ZM14 98V97H13ZM45 98H50V99H45L46 101H50V103L48 104L47 102H45V101H43ZM57 99V101L59 100V98H60V100L61 101H58L59 103H57L55 100ZM61 98H64V99H61ZM94 98V97H93ZM108 98H110V96L108 97ZM149 98H151V96L149 97ZM166 98V97H165ZM179 98V97H178ZM193 98H194V96H193ZM21 99H22V102H21ZM230 99V100H231ZM246 99L244 100V101H246ZM4 100V99H3ZM11 100V99H10ZM26 102H25V101ZM39 100H42L44 103H47V104H45V106H44V103L43 102H40L39 103ZM53 100V101H52ZM62 100H64V101H62ZM68 102V104L70 105H68V106H66V101ZM75 100V99H74ZM77 100H75V101H77ZM206 100V99H205ZM248 100V99H247ZM12 101V100H11ZM14 101V102H15ZM16 101V102H17ZM209 101H207V102H209ZM237 101V100H236ZM243 101V102H244ZM7 102H9V101H7ZM15 102V103H16ZM25 102V103H24ZM55 103V107L53 108L52 106V108L49 106V105H52V103ZM60 102H62V104H60ZM63 102H64V104H65V106H64V104H63ZM66 102V103H65ZM222 102V101H221ZM238 102H239V100L236 102L237 104H238ZM12 104H13V102H11ZM28 103V104H27ZM185 103V102H184ZM184 103H183V105H184ZM189 103V102H188ZM230 103H232L233 105L235 104V102H232V100H231V102ZM246 103V102H245ZM8 104V103H7ZM23 104H24V106H23ZM41 104V105H40ZM63 105V106H60V105ZM206 104V103H205ZM210 104V103H209ZM217 104H219V103H217ZM225 104V103H224ZM227 104H229V101H228V103ZM226 104V105H227ZM237 104H236V106H237ZM16 105H17V103H16ZM40 105V106H39ZM57 105V106H56ZM59 105V106H58ZM189 105V104H188ZM214 105H215V103H214ZM225 105V106H226ZM23 106V107H22ZM41 106H43L42 108H41ZM186 106V105H185ZM219 106H220V104L218 105V107H216L217 109L216 110H218V108H219ZM228 106H230V104L228 105ZM239 106V105H238ZM264 106V105H263ZM8 107V106H7ZM14 107V106H13ZM40 107V108H39ZM114 107V106H113ZM208 107V105L206 106V108ZM215 107V106H214ZM223 107V106H222ZM233 107H235V105L233 106ZM11 108V107H10ZM20 108V109H19ZM30 108V107H29ZM28 108V109H29ZM184 108V107H183ZM221 108V107H220ZM228 108V107H227ZM231 108V107H230ZM238 108V107H237ZM237 108L235 107V109L237 110ZM261 108V107H260ZM263 108V107H262ZM110 110L111 109H113V110H115V108H109ZM188 109H190V108H188L187 107V110L186 111H188ZM193 109V108H192ZM209 109V108H208ZM229 109V108H228ZM234 109V110H235ZM240 109V108H239ZM9 110V109H8ZM15 110H17L16 108H15ZM89 110V109H88ZM184 110V109H183ZM213 110V109H212ZM223 110V109H222ZM229 110H233L232 108L231 109H229ZM234 110L233 111H230V112H234ZM22 111H20L22 114V116L24 115L23 114V112ZM91 111H92V113H91ZM106 111H107V109H106ZM120 111H121V108H120ZM197 111V110H196ZM208 111V110H207ZM12 112V111H11ZM17 112V111H16ZM96 112V111H95ZM130 112V111H129ZM144 112V111H143ZM149 112V111H148ZM152 112V111H151ZM166 112V111H165ZM189 112L190 111H188V114H189ZM199 112V111H198ZM202 112V111H201ZM216 112V111H215ZM1 113V112H0ZM4 112H2V114H3ZM29 113V112H28ZM101 113V112H100ZM119 113V112H118ZM122 113V112H121ZM126 113V112H125ZM146 113V112H145ZM155 113V112H154ZM160 113V112H159ZM167 113L169 114V111H167ZM167 113H166V115H167ZM191 113V112H190ZM192 113H193V111H192ZM195 113V112H194ZM193 113V114H194ZM204 113V112H203ZM202 113V114H203ZM227 113H228V110H227ZM235 113H236V111H235ZM4 114H6V112L4 113ZM96 114V113H95ZM99 114V113H98ZM103 114H101V115H103ZM129 114V113H128ZM151 114V113H150ZM153 114V113H152ZM179 114V113H178ZM187 114V115H188ZM196 114H198L197 112H196ZM195 114V115H196ZM229 114V113H228ZM263 114V113H262ZM17 115H19V113L17 114ZM20 115V117H22ZM72 117H71V116ZM103 115V116H104ZM124 115V114H123ZM143 115V114H142ZM157 115V114H156ZM156 115H152V117H153V120L156 122V123H159V121H161L162 120V118H163V116H160V117H158V115L156 116ZM164 115V114H163ZM165 115V116H166ZM174 115V114H173ZM191 115V114H190ZM194 115V116H195ZM203 115H205V114H203ZM202 115V117L204 118V116ZM208 115H209V113H208ZM232 115V114H231ZM2 116V115H1ZM15 116H16V114H15ZM39 116V115H38ZM50 117V118H47V117ZM103 116H100V117H103ZM121 116V115H120ZM129 116V115H128ZM169 116V115H168ZM175 116V115H174ZM173 116V117H174ZM176 116H178V115H176ZM181 116V115H180ZM197 116V115H196ZM198 116H200L199 114H198ZM2 117H6V115L4 116H2ZM24 117V116H23ZM31 117V116H30ZM99 117V116H98ZM97 117V118H98ZM149 117V116H148ZM162 117V118H161ZM170 117V116H169ZM262 117H263V115H262ZM9 118V117H8ZM27 118L28 117H26V120H27ZM118 118H120V117H118ZM122 118V117H121ZM136 118H140V117H136ZM159 118H161L160 120H159ZM177 118V117H176ZM176 118H173L172 120H178V119H176ZM191 118V117H190ZM200 118V117H199ZM10 119V118H9ZM22 119V118H21ZM34 119H35V117H34ZM43 119H45V117L43 118ZM78 119V121H76ZM88 119V120H87ZM168 119V118H167ZM186 119V118H185ZM19 120V119H18ZM25 120V119H24ZM30 120V119H29ZM38 120V119H37ZM46 120H44V121H46ZM90 120H92V121H95L94 123L92 122V121H90ZM111 120V121H110ZM126 120V119H125ZM124 120V121H125ZM133 119H131L130 121H128V120H126V123H128L130 126L129 127H132V130L134 129V127L135 128H139V129H141L142 130V128L144 129V127L143 126H141V121H139V120H135V122H133V124H134V126H131V121H132ZM152 120V121H153ZM164 120V119H163ZM169 120V119H168ZM184 120V119H183ZM187 120H188V118H187ZM261 120H264V119H261ZM9 121V120H8ZM28 121V120H27ZM98 121V120H97ZM105 121V122H104ZM118 121V120H117ZM116 121V122H117ZM175 121V122H176ZM190 121V120H189ZM192 122L191 123H193L194 122V124L196 123V121H193V120H191ZM199 121H200V119H199ZM250 121V120H249ZM248 121V122H249ZM29 122H32L31 120L29 121ZM101 122H104L103 124H105V125H103ZM113 122H115V121H113ZM165 122H166V120H165ZM171 122V121H170ZM178 122V121H177ZM180 122H181V120H180ZM180 122H178L179 124H180ZM183 122V121H182ZM181 122V123H182ZM27 123V125H28V122H26ZM33 123V122H32ZM97 123V124H96ZM143 123V122H142ZM153 123V122H152ZM177 123V124H178ZM184 123V122H183ZM186 123V122H185ZM190 122H189V124H191ZM262 123V122H261ZM23 124V123H22ZM30 124V123H29ZM38 124V123H37ZM40 124V123H39ZM85 124V127H83V125ZM112 124V123H111ZM115 124H117V123H115ZM114 124V125H115ZM132 124V125H133ZM147 124V123H146ZM175 124V123H174ZM173 124V125H174ZM177 124H175L176 126H178ZM188 124V125H189ZM31 125V124H30ZM103 125V126H102ZM121 125V124H120ZM127 125V124H126ZM144 125H145V123H144ZM159 125V124H158ZM163 125V124H162ZM171 125V124H170ZM182 125V124H181ZM181 125H179L180 127H181ZM196 125V124H195ZM18 126V125H17ZM29 126V125H28ZM111 126V125H110ZM123 126V125H122ZM152 126V125H151ZM203 125H201V128H203L204 129V131H205V127H202ZM248 126V125H247ZM19 127V126H18ZM31 127V126H30ZM36 127V126H35ZM41 127V128H42ZM126 127H128V125L126 126ZM146 127V126H145ZM161 127V126H160ZM165 127V126H164ZM168 127V126H167ZM169 127H174V126H169ZM179 127V128H180ZM182 127H184V126H182ZM189 127V126H188ZM245 127V126H244ZM249 127V126H248ZM4 128V127H3ZM15 129H16V127H14ZM13 128V129H14ZM112 128L114 129V127L112 126ZM122 128V127H121ZM162 128V127H161ZM190 128H192L191 126H190ZM207 128V127H206ZM253 128V127H252ZM260 128V127H259ZM12 129V130H13ZM30 129V128H29ZM105 129H107V128H105ZM128 129V128H127ZM126 129V130H127ZM130 130H131V128H129ZM170 129H173V128H170ZM246 129H248V128H246ZM256 129H258V127H256ZM2 130V129H1ZM9 130V129H8ZM19 130V129H18ZM31 131V133H32V129H30ZM35 130V129H34ZM44 130V131H43ZM116 130H117V128H116ZM130 130H128L129 132H130ZM136 130V129H135ZM134 130V131H135ZM138 130V129H137ZM147 130V129H146ZM149 130V129H148ZM158 130V129H157ZM164 130V129H163ZM166 130V129H165ZM175 130V129H174ZM182 130V129H181ZM198 130V129H197ZM243 130V129H242ZM252 130V133H250V134H247V135H245L244 133L243 134H241V133H239V132H234L235 134H233L234 135V138L232 139V140H229V141H227L228 142V144H227V142H226V144H224L223 143V136H220L221 138H222V140H220L221 138H215V139H213V138H211V141H209V142H206L207 144H204V145H202L203 143H204V139H205V137H206V135H204L203 137H202V135L203 134H207L206 132H207V130L204 132V133H201V132H203L202 130H201V132H199L200 131V129H199V131L197 132L198 133V136H200V137H198L197 135H196V137L197 138H200V139H195V140H197V142H195L196 144V147H198L200 150V152L199 153H201V152H203V153H205L206 155V158H208L209 160V162L208 163H206V164H208V167L207 166H205L204 167V170L207 168V170L205 171V176L206 177H204V183H203V180L201 181L202 183H200V182H198L197 184H194V186L196 187L194 190H195V192H196V194H195V196L197 195V193L198 194H200V196H202L201 195V193H203V196L205 195V196H207V198H203L204 200H201L200 201V198L202 199V197H199V199H198V201L199 202H197V204H195V212H193L194 214V220H193V225H189L190 227H191V229H190V227L189 228H186L185 230H186V233L184 234V233H182V232H180L179 230H181L180 229V227L181 226H183L184 227V225L183 224H185V223H183L182 225H181V223L182 222H180V223H178L179 225V227H177V225H175L176 227H172V220L170 221L171 223H169L168 221V223L169 224H171V227L172 228H169V227H167V224H165L164 225V223H163V227H161V225L160 224H153V222L152 223H149V224H153L152 226H150L151 228L150 229H148L147 227L149 226L148 225V223L147 222H145L144 221V225L146 226V225H148V226H144L143 224L142 225H140V223L138 224V222H132V221H134V220H132L131 222H129V228H128V230H124V232H120V230H119V228L118 227H116V229L118 228V230H115L114 232H113V234L115 235L116 234V236H113L110 232H106L105 231V229H107V227H106V225L108 226L109 225V223H107V220L105 219V217H107V215L109 214V212H111L110 210H109V212L108 211H106V212H108V214L107 215H105V212H104V210L102 211V212H104V214L103 215H105V217H101V216H99V218H96L97 220H99V219H101V220H103L101 223H100V226H99V222L96 220V222H97V224H96V222H95V225L93 224V222L94 221H89L90 220V217H89V220L87 221V224H86V227H85V229H84V231H82V232H80L79 234H74L72 231H69L70 229L71 230H73L72 228H69V227H67V226H60L59 224H54V226L53 225H51L47 220L45 221H43L42 223H39L38 225H35V224H33L34 222H32V224H30V225H27V230L26 229H24L20 234H21V239H20V237L18 238L20 241H18L17 243L18 244H14V246L13 247H15V245H17L16 247H15V250H17L18 248H19V246L22 248V250L24 251V250H26V249H28L27 247H26V244H27V246L28 245H30L31 243H27V242H32L33 240H36L37 238H40V237H43L44 235H50V236H54L55 237V241H56V245H57V247L56 248H54L55 249V251H54V253L52 252L51 254L53 255H51V254H49V255H51V256H46V257H48L47 258V260H49V258L51 257L52 258V260H51V258H50V260H51V263L50 264H73V263H75V262H79L80 264L82 263V264H88L90 261L91 262H96V261H94V259H96L95 257H99L98 255H100L101 254V256L103 255L105 258H108V257H111L110 255H111V253H112V259H114V260H112L111 258L109 259L110 261V263L111 264H118V263H120L119 261L117 262V258L119 257H115L116 256V249H114L113 250V248H115V247H118L119 249H123L124 251H125V253H124V258L125 259H135V263L137 264V263H139L137 260H143V262H145V260H148V259H150L152 262H153V264L154 263H156V264H168V263H166V259L168 258V262H169V260H171V259H173V258H171V256L172 255H169V253L171 252H169V250H171V249H169V245L170 244H172L173 242L172 241H174V242H176V240L177 239H179V240H185V238H187V240H186V242L185 241H181V242H179V241H177V242H179L180 244H181V246H180V248H184L185 246H183V245H185V243L187 244V246H188V248H191L193 251H194V253H191L192 255H199V256H195V257H197V259H198V257H200V254H207V253H213V252H215V251H218L219 249L221 250V248H223L224 247V249L225 248H227V247H225V246H223V247H221L220 245V243H217L218 242V240H217V238L218 237H222V235L224 236L225 234L227 235V234H229L227 231L230 229V230H235V229H231V226L233 225V227H234V225H235V223H237V224H241V225H245L246 224V222L248 221L249 222V219H250V221L252 220V218H253V216H254V218H256L257 220H259V218L261 217L260 215L262 214V212H261V214L258 216L257 214H258V208H255V206H254V208H253V205L255 204V202L252 200V198H253V193L251 194V192L249 193L248 192V190H249V188H248V190L246 191L245 190V188L243 187V185H242V182L244 183V181H241V185L240 186H242L241 188H239L240 186H236L235 184H234V180H233V182L232 181H230L231 183L230 184H225V183H228L229 181L228 180H230L231 179V177H233V176H237L238 174H240V175H242V174H244V168H248V172H247V175H248V177L250 178H247L248 180H249V182L250 183H255L253 180H255V181H257L256 179V177H258L259 175H260V177H261V175H263L264 173L262 172V174H259L260 172H261V170L262 171H264V165H263V163H262V157L264 158V145H263V147H261V149H257V148H255V144L254 145H252V144H250V146H248L247 144L249 143V142H251V138H252V136H253V138L255 139V141H256V139H258V137L257 136H261V135H257L258 133H260V134H262L263 135V133H264V131H263V129L261 128V129H258V133H257V131L254 129H251ZM4 131V130H3ZM11 131V130H10ZM65 131V132H64ZM108 131V130H107ZM124 131V130H123ZM128 131H126V132H128ZM152 131V130H151ZM168 131H169V129H168ZM172 131V130H171ZM177 131V130H176ZM184 131V130H183ZM192 131V130H191ZM239 131H241V130H239ZM245 131V130H244ZM253 131H255L257 134H255V132H253ZM260 131H262L263 133H261ZM16 132V131H15ZM141 132V131H140ZM156 132V131H155ZM178 132H180V131H178ZM193 132V131H192ZM18 133H20V130H19V132ZM115 133V132H114ZM117 133V132H116ZM144 133H146V132H144ZM184 133V132H183ZM189 133V132H188ZM199 133H201L200 135H199ZM239 133V134H238ZM36 134H37V132H36ZM44 134V135H45ZM141 134H143V133H141ZM181 134V133H180ZM255 134V135H254ZM6 135V134H5ZM8 135H9V133H8ZM20 135V134H19ZM68 135V136H69ZM117 136H118V134H116ZM162 135V134H161ZM188 135V134H187ZM190 135H191V133H190ZM212 135H214V134H212ZM219 135V134H218ZM218 135H214V137H217ZM257 135V136H256ZM1 136V135H0ZM30 136V135H29ZM32 136V135H31ZM56 136V137H55ZM71 136V135H70ZM81 136V135H80ZM94 135H92V137H93ZM96 136V135H95ZM164 136V135H163ZM170 136H172V135H170ZM173 136H177L176 134L174 135V133H173ZM181 136V135H180ZM236 136V137H235ZM256 136V137H255ZM264 136V135H263ZM45 137V136H44ZM91 137V138H92ZM177 137H179V136H177ZM191 137V136H190ZM208 137V136H207ZM43 138V139H42ZM65 138H66V135H65ZM96 138V137H95ZM158 138V137H157ZM170 138V137H169ZM183 138V137H182ZM181 138V139H182ZM184 138H186L185 136H184ZM188 138V137H187ZM204 138V139H203ZM262 138V140L264 141V137H261ZM261 138H259L258 139V141L257 142H259V143H261L262 142V144H263V141H259ZM33 139V138H32ZM32 139H30V140H32ZM36 139V140H35ZM69 139V138H68ZM81 139H82V136H81ZM172 139V138H171ZM180 139V140H181ZM192 139V138H191ZM253 139V140H254ZM1 140H3V139H1ZM0 140V141H1ZM6 140V139H5ZM43 140V141H42ZM61 140V139H60ZM83 140H85V139H83ZM150 140V139H149ZM148 140V141H149ZM157 140V139H156ZM173 140H174V142H172V143H165V145H167L166 147H165V149L166 150H168L170 147H171V149L169 150V151H171L172 150V152H171V155H172V153H173V150L175 149V151H177V149L178 148H180V149H178V151H180V150H182V148H183V145L184 144H180L179 143V141H177V142H175V138L173 137ZM173 140H171V141H173ZM177 140H179V138L177 139ZM184 140H187V139H184ZM183 139L181 140L182 142L184 141ZM188 140H189V138H188ZM193 140V139H192ZM207 140V139H206ZM205 140V141H206ZM7 141V140H6ZM5 141V142H6ZM33 141V142H34ZM58 141V140H57ZM70 141H72V140H70ZM88 141V139H86V142ZM168 140L166 139V142H167ZM225 141V140H224ZM4 142V140L2 141V142H0V146H2V144L3 145H7V143H5ZM8 142V141H7ZM46 142V141H45ZM89 142V141H88ZM150 142H151V140H150ZM155 142V141H154ZM158 142V141H157ZM163 142H165V141H163ZM186 142V144H187V141H185ZM192 142H194V141H192ZM9 143V142H8ZM32 143V142H31ZM35 143V142H34ZM62 143V142H61ZM71 143H73V141L72 142H70V144ZM74 143H75V141H74ZM79 143V142H78ZM91 143V142H90ZM149 143V142H148ZM152 143V142H151ZM253 143H255V142H253ZM58 144V143H57ZM67 144H69V141L68 142H66V145ZM83 144V143H82ZM192 144V143H191ZM190 143L189 144H187L189 147H190V145H191ZM262 144H261V146H262ZM9 145V144H8ZM13 145V144H12ZM34 145V144H33ZM36 145H37V143H36ZM76 145H77V143H76ZM80 145V144H79ZM87 145V144H86ZM168 145H169V148H168ZM171 145V146H170ZM245 145H247V146H245ZM55 146V145H54ZM91 146V145H90ZM151 146V145H150ZM155 146V145H154ZM173 146V147H172ZM187 146V148H189ZM244 146V147H243ZM257 146V145H256ZM4 147V146H3ZM10 147V146H9ZM15 147V146H14ZM39 147V146H38ZM61 147V146H60ZM78 147H83V145L82 146H78ZM88 147V146H87ZM92 147V146H91ZM195 146H194V143H193V145H191V147H190V150H191V148L193 149ZM195 147V148H196ZM237 147V149H239V147H240V149L242 148H244L243 149V151H242V149H241V151L244 153V151H246L245 149L247 148V151L243 154V153H241L239 150H234V148H236ZM254 147V148H253ZM57 148H59V147H57ZM184 148H186L185 147V145H184ZM186 148V149H187ZM198 148H197V150H198ZM6 149H7V147H6ZM5 149V150H6ZM38 149V148H37ZM62 149V148H61ZM85 149H87V148H85ZM94 149V148H93ZM157 149H158V147H157ZM165 149H164V152H166L165 151ZM250 149H254V150H250ZM255 149H257V150H255ZM4 150V149H3ZM10 150V149H9ZM78 150V149H77ZM83 150V149H82ZM95 150H97V149H95ZM148 150V149H147ZM159 150V149H158ZM163 150V149H162ZM232 150H234V151H232ZM16 151V150H15ZM38 151V150H37ZM41 151V150H40ZM177 151V152H178ZM184 151V150H183ZM182 151V152H183ZM238 151H239V153H238ZM249 151V152H248ZM251 151H253L252 153H253V158L251 159L250 158V155L252 154V153H250ZM2 152V151H1ZM4 152V151H3ZM7 152H8V149H7ZM11 152V151H10ZM61 152V151H60ZM73 152V151H72ZM71 152V153H72ZM149 152V151H148ZM155 152V150L153 151V153ZM168 152V151H167ZM230 152H233V153H235L234 155L232 154V155H230V157H227L228 156V154H231ZM248 152V153H247ZM12 153V152H11ZM13 153H14V151H13ZM37 153V152H36ZM67 153V152H66ZM77 153H79V152H77ZM76 153V154H77ZM236 153H238V154H236ZM248 154V156H249V158L248 159H246V158H243V156L244 157H247V154ZM255 153V154H254ZM256 153H258V156H257V154ZM17 154V153H16ZM60 154H62V153H60ZM85 154H87V152L85 153ZM101 154V153H100ZM150 154V153H149ZM154 154H156V153H154ZM170 154V152L168 153V155ZM174 154V153H173ZM239 154H241V156L239 155ZM250 154V155H249ZM7 155H8V153H7ZM67 155V154H66ZM73 155V154H72ZM90 155V154H89ZM144 155V154H143ZM146 155V154H145ZM144 155V156H145ZM161 155V154H160ZM158 156V158L155 156V159L157 160H159V158L161 157V156ZM163 155V154H162ZM203 155V154H202ZM237 155V156H236ZM238 155L241 157V159H239V157H238ZM255 155V156H254ZM3 156V155H2ZM9 156H10V154H9ZM18 156V155H17ZM26 156V155H25ZM25 156H21V158L19 159L18 157H17V160L19 159V161L20 160H22V158H24ZM38 156H39V154H38ZM65 156V155H64ZM85 156H87V155H85ZM149 157H150V155H148ZM198 156H199V154H198ZM235 156L236 157H238V159H236L235 158ZM33 157H35V156H33ZM66 157V156H65ZM69 157V156H68ZM73 157V156H72ZM76 157H78L77 155H76ZM89 157V156H88ZM143 157V156H142ZM166 157V156H165ZM169 157V156H168ZM177 157V156H176ZM175 157V158H176ZM204 157V156H203ZM252 157V156H251ZM256 157V158H255ZM5 157H3L2 159H4ZM13 158V157H12ZM12 158H8L9 160L10 159H12ZM15 158V157H14ZM59 158V157H58ZM57 158V159H58ZM86 158V157H85ZM90 158V157H89ZM88 158V159H89ZM162 158V157H161ZM171 158V160H166V161H172V157H170ZM232 158H234L233 160H232ZM257 158H261L258 162H256L255 161V159H257ZM1 159V160H2ZM8 159H4V161L5 160H8ZM40 159V158H39ZM73 159V158H72ZM75 159H77V158H75ZM75 159L73 160V161H75ZM91 159V158H90ZM148 160H146V162H145V160L143 161L144 163L143 164H145V165H142L143 167H141V166H139V167H141V171L140 172H142V169H143V173L145 174L146 173V175H145V177L146 176H148L147 174H149V173H154L153 172V169L155 168V167H153V161L155 162L156 160H154V156H152L151 155V157L150 158H147ZM163 159V158H162ZM161 159V160H162ZM169 159V158H168ZM229 159V160H228ZM250 159V160H249ZM0 160V161H1ZM24 160V161H23ZM21 162H24L23 163V166H24V164H25V167L23 168H21V170L24 172V170H26V166H28L29 164V161H27V157H26V159H23ZM62 160V159H61ZM157 160V161H158ZM238 160L240 161V162H238ZM262 160V161H261ZM3 161V162H4ZM15 161V160H14ZM157 161H156V164H157ZM189 161V160H188ZM187 161V162H188ZM231 161H232V163H231ZM17 162V161H16ZM32 162H33V159H32ZM36 162V161H35ZM43 162V161H42ZM61 162V161H60ZM70 162H71V159H70ZM79 162V161H78ZM93 162V161H92ZM142 162V161H141ZM175 162V161H174ZM235 164H234V163ZM2 163V162H1ZM5 163H7V165H10L9 164V162L7 161V162H5ZM36 163H38V162H36ZM45 163V162H44ZM58 163V162H57ZM56 163V164H57ZM71 163H73V162H71ZM70 163V164H71ZM89 163V162H88ZM87 163V164H88ZM161 163H164V160H163V162H161ZM160 162H158V164L161 166L162 164H161ZM239 165H238V164ZM3 164L4 163H2V167H3V169L5 168L6 169V164H5V166H3ZM14 164V163H13ZM12 163H11V167L10 166H7V170L6 171H4L3 173H0V174H3V175H8V174H12L11 176L13 177V173H12V171H14L15 169H16V167H14V170H13V167H12V165H13ZM20 164L22 165V163H20L19 162V166H20ZM170 164L171 165H173L172 164V162L170 163H168V165H169V167H168V165H166L168 168H166V166H165V168L168 170L169 168H172L173 166H171L170 167ZM17 165V167H19ZM32 165H34V164H32ZM72 165V164H71ZM140 165H141V163H140ZM158 165V166H159ZM201 165H204V164H201ZM246 165V166H245ZM14 166V165H13ZM31 166V165H30ZM30 166H29V168H30ZM37 166V165H36ZM35 166V167H36ZM41 166V165H40ZM74 166V165H73ZM138 166V165H137ZM136 166V167H137ZM154 166H155V164H154ZM217 166H218V168H220L222 171L224 170V173H222L221 172V170L219 169V171L217 170L218 168H217ZM245 166V167H244ZM0 167H1V164H0ZM21 167V166H20ZM19 167V168H20ZM39 167V166H38ZM42 167H44V166H42ZM162 167V166H161ZM262 167V169H260ZM28 167H27V169H29ZM32 168V167H31ZM74 168H76V165H75V167ZM156 168H158V167H156ZM162 168H164V166L162 167ZM162 168H160V169H162ZM165 168H164V172H165ZM198 168V167H197ZM215 168H217V169H215ZM258 168H259V171H258ZM4 169V170H5ZM37 169V168H36ZM72 169V168H71ZM89 169V168H88ZM92 169V168H91ZM118 169H119V167H118ZM196 169V168H195ZM200 169V168H199ZM198 169V170H199ZM214 169L217 171V172H219L220 174L218 175H215V174H213L214 173ZM21 170H20V172H21ZM35 170V169H34ZM46 170H47V168H46ZM73 170H75V169H73ZM72 170V171H73ZM140 170V169H139ZM157 170V169H156ZM166 170V171H167ZM171 170V169H170ZM169 170V171H170ZM173 170V169H172ZM197 170V171H198ZM213 170V171H212ZM246 170V169H245ZM1 171V170H0ZM16 171V170H15ZM29 171H30V169H29ZM32 171V170H31ZM36 171V170H35ZM43 171H45V170H43ZM77 173H78V170L76 169L75 170ZM159 171V170H158ZM168 171V172H169ZM215 171V172H216ZM2 172V171H1ZM6 172H7V174H6ZM20 172H19V174H20ZM26 172V171H25ZM40 172H42L41 170H40ZM56 172V171H55ZM62 172V171H61ZM80 172V171H79ZM139 172V173H140ZM167 172V173H168ZM171 172V171H170ZM47 173V172H46ZM93 173V172H92ZM157 173V172H156ZM242 173V174H241ZM254 173H255V175H254ZM257 173V174H256ZM18 174V175H19ZM26 174H28L27 172L25 173V176H26ZM33 174V173H32ZM40 174V173H39ZM45 174V173H44ZM55 174V173H54ZM53 174V175H54ZM74 174H75V172H74ZM163 174H165V173H163ZM178 174V173H177ZM259 174V175H258ZM36 175V174H35ZM41 175V174H40ZM80 175V174H79ZM81 175H82V173H81ZM140 175V176H139ZM150 175V174H149ZM158 175V174H157ZM200 175V174H199ZM203 175H204V173H203ZM246 175V176H247ZM2 176V175H1ZM23 177H24V175H22ZM29 177L31 176L30 174L28 175ZM45 176V175H44ZM52 176V175H51ZM125 176H126V174H125ZM131 176V175H130ZM139 176V177H138ZM202 176V175H201ZM243 176V175H242ZM5 177V176H4ZM9 177V176H8ZM16 177V176H15ZM29 177H28V179H29ZM32 177V176H31ZM64 177V176H63ZM80 177V176H79ZM78 177V178H79ZM100 177V176H99ZM153 176H151V178H152ZM199 177V176H198ZM241 176H239V178H240ZM264 177V176H263ZM263 177H261V178H263ZM7 178V177H6ZM14 178V177H13ZM20 178V177H19ZM25 178H27V177H25ZM25 178H23V179H25ZM48 177H46V179H47ZM91 178V177H90ZM123 178V177H122ZM126 178V177H125ZM123 178V179H121V181H122V184L124 183V187L126 188L125 189V191H130V194L132 195V196H134L135 194H137L136 196H137V198H135V199H133V197L130 195V194H128V195H130V197H132V198H130L131 199V201L133 202V203H135V205L136 206H138L139 204H142V203H140V200L142 199V198H144L145 196H148L149 194H152V195H150L151 197H153V200L155 199L156 200V198H158L160 195H161V193H162V191H164L165 192V190H167V191H169L170 193H171V195H173V192L176 190V189H178V188H181L182 187V184L186 181V179L185 178H187V177H185L184 179V181L182 180L183 179V177H180V176H176V174H175V171L173 172V174L171 175L170 174V176H169V174L168 175H162L161 174V176L159 175L158 177L157 176H155V178L153 177L152 179L150 178V177H148L147 179H145V178H142V176H141V174H138L137 175V177L135 178V179H131V178H134L133 177V175H132V177H128V178ZM130 178V179H129ZM188 178H190V176L188 177ZM203 178V177H202ZM201 178V179H202ZM238 178V177H237ZM256 178V179H255ZM261 178H258V179H261ZM9 179V178H8ZM17 178H15V180H16ZM28 179H26V181H28ZM31 179V178H30ZM37 179V178H36ZM81 179V178H80ZM92 179V178H91ZM125 179V180H124ZM192 179V178H191ZM236 179V178H235ZM242 179V178H241ZM243 179H245V178H243ZM247 179L245 180V182L247 181ZM252 179V180H251ZM1 180V179H0ZM32 180V179H31ZM57 180H58V178H57ZM90 180V179H89ZM88 180V181H89ZM98 180V179H97ZM119 180V179H118ZM17 181V180H16ZM18 181H21V179L20 180H18ZM26 181L24 182V180H23V185H22V190L21 191H23V192H25L24 190H26V189H28V183H26ZM44 181V180H43ZM51 181V180H50ZM91 181H93V180H91ZM99 181V180H98ZM104 181H106L105 180V178H104V180L102 181H99V183H97L99 186H97V188L99 187H101V185H102V187L100 188V189H102V188H105V187H108L107 186V184L108 185H110L109 183H108V179H107V184L104 182ZM110 181V180H109ZM199 181V180H198ZM239 181V180H238ZM1 182H2V184H3V181H0V186H3L2 184H1ZM22 182V181H21ZM40 182V181H39ZM46 182V181H45ZM52 182H53V180H52ZM54 182H55V180H54ZM59 182V181H58ZM84 182V181H83ZM86 182V181H85ZM90 182V181H89ZM189 182H191V181H189ZM188 182V183H189ZM193 182V181H192ZM192 182H191V184H192ZM237 182V181H236ZM260 182V181H259ZM262 182L264 183V181H261V184H262ZM25 183H26V185H25ZM91 183V182H90ZM94 183V182H93ZM92 183V184H93ZM185 183H187V182H185ZM194 183V182H193ZM239 183V182H238ZM247 183V182H246ZM249 183V184H250ZM17 184V183H16ZM22 184V183H21ZM39 184V183H38ZM53 184V183H52ZM59 184V183H58ZM85 184V183H84ZM91 184V185H92ZM96 184V185H97ZM191 184H189V185H191ZM223 184H225V185H223ZM237 184V183H236ZM249 184H246V185H249ZM260 184V185H261ZM12 185H14V184H12ZM20 185V184H19ZM49 185V184H48ZM64 185V184H63ZM89 185V184H88ZM91 185H89V186H91ZM95 185V184H94ZM112 185H113V183H112ZM115 185V184H114ZM184 185H186L187 186V184H183V186ZM16 186V185H15ZM18 186V185H17ZM41 186V185H40ZM49 186H51V185H49ZM48 186V187H49ZM53 186V185H52ZM86 186V185H85ZM103 186H105V187H103ZM122 187H123V185H121ZM148 186V187H147ZM245 186V185H244ZM250 186H251V184H250ZM255 186V185H254ZM254 186H253V188H254ZM44 187V186H43ZM54 187V186H53ZM53 187H50L49 189H47L46 191H47V193H42V191H44V190H42L41 192H39L40 194H42L43 196V201L47 198V199H51L52 200V197H53V195H52V193H54V192H56V190L54 191V189L53 190H51ZM56 187V186H55ZM54 187V188H55ZM59 187H60V185H59ZM95 187V186H94ZM113 187H115V186H113ZM119 187V186H118ZM117 187V188H118ZM144 187V188H143ZM188 187V186H187ZM190 187H192V186H190ZM189 187V188H190ZM205 187H207L208 188V190H209V188H210V190H212V192H211V194H210V191H209V193H208V191H207V188H205ZM249 187V186H248ZM1 188L3 189V191L5 192V189H4V187H0V190H1ZM14 188V187H13ZM90 188H92V187H90ZM148 188V189H147ZM183 188V187H182ZM198 188H201V189H199V191L201 192H198L197 190H198ZM204 190H203V189ZM212 188V189H211ZM242 188L244 189V190H242ZM261 188H263L264 189V185H263V187L262 186H260V188L259 189H261ZM31 189H32V187H31ZM33 189H34V187H33ZM36 189H38V188H36ZM40 189V188H39ZM45 189V188H44ZM56 189V188H55ZM99 189V190H100ZM106 189V188H105ZM110 189V188H109ZM114 189V188H113ZM121 189V188H120ZM143 189H147L146 190V192H145V190L143 191V192H141V190H143ZM251 189H252V187H251ZM259 189H258V191H259ZM20 190V189H19ZM50 190V191H49ZM64 190V189H63ZM62 190V191H63ZM93 190V189H92ZM95 191H96V189H94ZM103 190V189H102ZM107 190H108V188H107ZM106 190V191H107ZM115 190H117V189H115ZM122 190H124V189H122ZM179 190V189H178ZM190 190H192V189H189V191ZM207 192H206V191ZM255 190H257V188H255ZM3 191H1V192H3ZM32 191V190H31ZM30 190H27V192H31ZM34 191V190H33ZM36 191V190H35ZM54 191V192H53ZM106 191H104L103 190V192H101V193H105ZM112 191V190H111ZM125 191H123V192H125ZM180 191H182L181 189H180ZM207 193V195H206V193ZM252 191V190H251ZM264 191V190H263ZM9 192V191H8ZM19 191L17 190V193H18ZM27 192H25V193H27ZM51 193V198L49 197V194ZM57 192H58V190H57ZM71 192V191H70ZM74 192H76L75 190H74ZM107 192H109V191H107ZM106 192V193H107ZM115 192V191H114ZM167 193L166 195H168V194H170V193ZM178 192V191H177ZM194 191H192V193L191 192H188V193H191V196H192V194H194L193 193ZM24 193V194H25ZM37 193V192H36ZM58 193H60V191L58 192ZM58 193H56V194H58ZM77 193V192H76ZM91 193H94V191L93 192H91ZM98 193H99V191H98ZM129 193V192H128ZM166 193V192H165ZM174 193H176V192H174ZM180 193V192H179ZM182 193V192H181ZM20 194V193H19ZM22 194V193H21ZM23 194V195H24ZM39 194V195H40ZM55 194V193H54ZM55 194V195H56ZM87 194V193H86ZM116 194V193H115ZM118 194L119 193H117V196H118ZM158 194H160L159 196H157ZM164 194V193H163ZM183 194V193H182ZM184 194H186V193H184ZM210 194V195H209ZM0 195H2V194H0ZM26 195V194H25ZM24 195V196H25ZM28 195V194H27ZM36 195V194H35ZM55 195H54V197H55ZM65 195V194H64ZM63 195V196H64ZM66 195H67V193H66ZM68 195L70 196V194H69V192H68ZM67 195V197H69ZM93 195V194H92ZM96 195V194H95ZM99 195V194H98ZM108 195V194H107ZM112 195H114V193L112 194ZM112 195H110V193H109V196H112ZM125 195H127V194H125ZM138 195H143V197H141V196H138ZM156 195V198H154V196ZM175 195V194H174ZM178 195V194H177ZM188 195V194H187ZM209 195V196H208ZM3 196V195H2ZM15 196H16V194H15ZM23 196V197H24ZM31 196H32V194H31ZM59 196V195H58ZM80 196V195H79ZM165 196V195H164ZM170 196V195H169ZM176 196V195H175ZM188 196H190V194L188 195ZM198 196V195H197ZM263 196V195H262ZM261 196V197H262ZM33 197V196H32ZM40 197H41V195H40ZM53 197V198H54ZM87 197V196H86ZM104 197H107V196H104ZM113 197H115V196H113ZM121 197V196H120ZM123 197V196H122ZM125 197V196H124ZM139 197H141V199H138ZM161 197V196H160ZM174 197V196H173ZM173 197H171V198H173ZM178 197V196H177ZM177 197H175L176 199H177ZM264 197V196H263ZM1 198V197H0ZM34 198H35V196H34ZM36 198H38L37 196H36ZM35 198V199H36ZM64 198H66V197H64ZM102 198V197H101ZM108 199H109V197H107ZM106 198V199H107ZM148 198H149V196L148 197H146V198H144L145 199V202H147V201H149L150 200V198H149V200H148ZM166 199H167V197H165ZM170 197H169V200H172ZM174 198V199H175ZM179 198H181V196L179 197ZM184 198V197H183ZM189 198V197H188ZM194 199H195V197H193ZM256 197H254L253 199H255ZM260 198V197H259ZM259 198H257V199H259ZM2 199H4V198H2ZM40 199L41 198H39V200L38 201H40ZM73 199V198H72ZM85 199V198H84ZM118 199V198H117ZM121 199V198H120ZM123 199V198H122ZM127 199H129V197L127 198ZM146 199H147V201H146ZM196 199V200H197ZM256 199V200H257ZM4 200H6V199H4ZM4 200H1L0 199V204H2L3 203V201ZM25 200V199H24ZM26 200H27V197H26ZM50 200V201H51ZM56 199L54 198L51 202L53 203V201H55ZM66 200V199H65ZM68 200H69V198H68ZM91 200V199H90ZM112 200V199H111ZM153 200H150L151 202H153ZM159 200V199H158ZM162 200V199H161ZM160 200V203L162 202ZM168 200V201H169ZM191 200V199H190ZM196 200H195V202H196ZM28 201V200H27ZM46 201V200H45ZM63 201V200H62ZM70 201V200H69ZM75 201V200H74ZM110 201V200H109ZM113 202L115 201L114 200V198H113V200H112ZM111 201V202H112ZM120 201V200H119ZM130 201V200H129ZM142 201V200H141ZM42 202V200L39 202V204ZM78 202V201H77ZM85 202V201H84ZM108 202V201H107ZM121 202V201H120ZM159 202V201H158ZM173 202V201H172ZM175 202H177V201H174V203ZM181 202H182V200H181ZM191 202V201H190ZM5 203V202H4ZM32 203V202H31ZM64 203H65V201H64ZM68 203H70V202H68ZM110 203V202H109ZM148 203V202H147ZM154 203V202H153ZM164 203V202H163ZM257 203V202H256ZM6 204H9V203H6ZM18 204V203H17ZM20 204V203H19ZM38 204V203H37ZM42 204H44V203H42ZM46 204V203H45ZM67 204V203H66ZM118 204H119V202H118ZM138 204V205H137ZM156 204V203H155ZM173 204V203H172ZM176 204V203H175ZM259 204V203H258ZM3 205V204H2ZM5 205V204H4ZM13 205V204H12ZM63 205V204H62ZM71 205V204H70ZM78 205V204H77ZM134 205V206H135ZM157 205V204H156ZM163 205V204H162ZM164 205H165V203H164ZM164 205H163V207H164ZM6 206V205H5ZM11 206V205H10ZM21 206V205H20ZM41 206V205H40ZM43 206V205H42ZM75 206V205H74ZM82 206H83V204H82ZM126 206H127V204H126ZM145 206V205H144ZM169 206H170V204H169ZM185 206V205H184ZM192 206V205H191ZM260 206V205H259ZM13 207V206H12ZM23 207V206H22ZM28 207V206H27ZM38 207V206H37ZM80 207V206H79ZM104 207H106L107 208V206H104ZM112 207L113 208H115V206H114V204L112 205ZM120 207H121V205H120ZM119 207V208H120ZM124 207V206H123ZM130 207V206H129ZM139 207V206H138ZM162 207V206H161ZM176 207V206H175ZM19 208V207H18ZM46 208H47V206H46ZM65 208V207H64ZM71 208V207H70ZM81 208V207H80ZM87 208V207H86ZM94 209H96L95 207H93ZM122 208V207H121ZM142 208V207H141ZM157 208V207H156ZM160 208V207H159ZM174 208V207H173ZM172 208V209H173ZM183 208V207H182ZM192 208V207H191ZM14 209V208H13ZM37 209V208H36ZM42 209V208H41ZM44 209V208H43ZM50 209V208H49ZM66 209V208H65ZM73 209H74V207H73ZM108 209H109V207H108ZM110 209H112V208H110ZM123 209V208H122ZM131 209V208H130ZM133 209V208H132ZM146 209H148V207L146 208ZM163 209V208H162ZM165 210H166V208H164ZM179 209V208H178ZM187 209V208H186ZM190 209V208H189ZM4 210H6V209H4ZM21 210V209H20ZM61 210H62V208H61ZM64 210V209H63ZM72 209H70V212H72L71 211ZM75 210V209H74ZM77 210V209H76ZM80 210V209H79ZM93 210V209H92ZM113 210V209H112ZM124 210V209H123ZM126 210V209H125ZM124 210V211H125ZM134 210V209H133ZM139 210V209H138ZM138 210H135V211H138ZM141 211L140 212H142V209H140ZM145 210V209H144ZM193 210V209H192ZM232 210H235V212L236 213H232L233 211ZM248 210V211H247ZM260 210V209H259ZM263 210V209H262ZM261 210V211H262ZM3 211V210H2ZM18 211V210H17ZM24 211V210H23ZM42 211V210H41ZM47 211V210H46ZM68 211V210H67ZM81 211V210H80ZM83 211V210H82ZM121 211V210H120ZM119 210H118V212H120ZM135 211H134V213H135ZM151 211V210H150ZM149 211V212H150ZM158 211V210H157ZM163 211V210H162ZM180 211V210H179ZM181 211H183V210H181ZM246 211H247V213H246ZM20 212V211H19ZM18 212V213H19ZM34 212V211H33ZM65 212V211H64ZM96 212H98V211H96ZM116 213L117 215L119 214V213ZM127 212V211H126ZM139 212V213H140ZM151 212H153V211H151ZM175 212V211H174ZM188 212V211H187ZM191 212V211H190ZM250 212V213H249ZM6 213V212H5ZM13 213H14V211H13ZM17 213V214H18ZM38 213V212H37ZM42 213V212H41ZM69 213V212H68ZM76 213H77V211H76ZM79 213V212H78ZM82 213H84V211L82 212ZM99 214L101 213V212H98ZM113 213V212H112ZM111 213V214H112ZM115 213V212H114ZM122 213H123V211H122ZM130 213H132V212H130ZM138 213V212H137ZM146 213V212H145ZM177 213V212H176ZM182 213V212H181ZM43 214H45V213H43ZM43 214H42V216H43ZM80 214V213H79ZM90 214V213H89ZM95 214V213H94ZM98 214V215H99ZM126 213H124V215H125ZM149 214V213H148ZM157 214V213H156ZM156 214H155V216H156ZM180 214V213H179ZM187 214V213H186ZM192 214V213H191ZM190 214V215H191ZM253 216H252V215ZM257 216H256V215ZM264 214V213H263ZM37 215V214H36ZM35 215V216H36ZM41 215V214H40ZM67 215H69V214H67ZM66 215V216H67ZM78 215V214H77ZM101 215H102V213H101ZM127 215H129V214H127ZM138 215V214H137ZM144 215V214H143ZM164 215V214H163ZM175 215V214H174ZM177 215V214H176ZM185 215V214H184ZM189 215V217L187 218V220L188 221H190L191 219H192V217ZM192 215V216H193ZM22 216V215H21ZM20 216V217H21ZM34 216V217H35ZM40 217V219L42 218H44V219H47V218H45L44 216L43 217ZM65 216V215H64ZM72 216V215H71ZM89 216V215H88ZM130 216V215H129ZM132 216H133V214H132ZM151 216V215H150ZM160 216H161V214H160ZM252 216V217H251ZM256 216V217H255ZM263 216V215H262ZM23 217V216H22ZM33 217V218H34ZM38 217V216H37ZM59 217H61V216H59ZM70 217V216H69ZM76 217V216H75ZM92 217V216H91ZM110 217V216H109ZM109 217H107V218H109ZM121 217H123L122 215H121ZM125 218H126V216H124ZM151 217H153V216H151ZM159 217V216H158ZM171 217H173V216H171ZM183 217V216H182ZM248 217H249V219H248ZM25 218V217H24ZM63 218V217H62ZM95 218V217H94ZM93 218V219H94ZM113 218V217H112ZM128 218V217H127ZM130 218V217H129ZM163 218V217H162ZM165 218V217H164ZM163 218V219H164ZM184 218V217H183ZM253 218V219H254ZM263 218H264V216H263ZM36 219V218H35ZM37 219H39V218H37ZM85 219V218H84ZM118 219V218H117ZM122 219H124V218H122ZM132 219V218H131ZM130 219V220H131ZM161 219V218H160ZM171 219V218H170ZM260 219H262V217L260 218ZM1 220V219H0ZM66 220V219H65ZM79 220V219H78ZM83 220V219H82ZM95 220V219H94ZM167 220V219H166ZM178 220V219H177ZM186 220V219H185ZM263 220V219H262ZM262 220H259V221H262ZM23 221H24V219H23ZM62 221V220H61ZM69 221V220H68ZM72 221V220H71ZM76 220H74V222H75ZM105 221H106V224H104L105 223ZM164 221V220H163ZM174 221H176V220H174ZM180 221V220H179ZM178 221V222H179ZM192 221V220H191ZM3 222V221H2ZM6 223H7V221H5ZM4 222V223H5ZM26 222H27V220H26ZM26 222H25V224H26ZM45 222V223H44ZM47 222V223H46ZM92 222V223H91ZM110 222V221H109ZM122 222V224H123V222L124 221H121ZM183 222H185L184 220H183ZM263 222V221H262ZM4 224V225H7V224ZM64 223H67V222H64ZM78 223V222H77ZM76 223V224H77ZM111 223V222H110ZM119 223V222H118ZM127 223H128V221H127ZM142 223V222H141ZM188 223V222H187ZM190 223V222H189ZM188 223V224H189ZM192 223H190V224H192ZM231 223V224H230ZM245 223V224H244ZM252 222H250L249 224H251ZM256 223V222H255ZM260 223V222H259ZM68 224V223H67ZM75 224V223H74ZM73 224V225H74ZM76 224H75V226L74 227H76V229H77V226H76ZM102 224H104V225H102ZM174 224H177V223H174ZM173 224V225H174ZM248 224V223H247ZM263 224H264V222H263ZM98 227H97V226ZM126 225V224H125ZM156 225H159L160 227H157ZM228 225V228H226V226ZM229 225H230V228H229ZM258 225V224H257ZM101 226H104V228H102ZM118 226V225H117ZM120 226V225H119ZM144 226V227H143ZM170 226V225H169ZM186 226V225H185ZM248 226V225H247ZM5 227V226H4ZM8 227V226H7ZM6 227V228H7ZM44 227V228H43ZM72 227V226H71ZM114 227V226H113ZM112 227V228H113ZM232 227V228H233ZM235 227H237L236 225H235ZM246 227V226H245ZM245 227H242L241 228V226H240V228L238 229V230H242L243 228H245ZM3 228V227H2ZM109 228V227H108ZM124 228H125V226H124ZM123 228V229H124ZM238 228V227H237ZM249 228H250V225H249ZM1 229V228H0ZM5 229V228H4ZM18 229V228H17ZM20 229H21V227H20ZM188 229H190V231H191V234H189L190 233V231H188ZM248 229V228H247ZM246 229V230H247ZM253 229H254V227H253ZM263 229V228H262ZM16 230V229H15ZM75 230V229H74ZM79 230V229H78ZM110 230V229H109ZM129 230H131V231H133L134 233L136 232V234H138L137 236L135 235V237L133 236L132 238L130 237V235H131V233L130 232H128ZM147 231V233H143V231ZM184 230V229H183ZM182 230V231H183ZM185 230H184V232H185ZM5 231V230H4ZM13 231V230H12ZM75 231H77V230H75ZM80 231V230H79ZM113 231V230H112ZM178 231H179V233H178ZM226 231V232H225ZM248 231V230H247ZM116 232V233H115ZM189 232V233H188ZM229 232H231V231H229ZM233 232H236V230L235 231H233ZM244 232V231H243ZM254 232V231H253ZM263 232H264V230H263ZM1 233V232H0ZM4 233V232H3ZM14 233V232H13ZM29 233V234H28ZM78 233V232H77ZM129 233H130V235H129ZM246 233H248V232H246ZM252 233V232H251ZM15 234H16V232H15ZM23 234H26V235H24V238H22L23 236ZM30 234H33V236L32 235H30ZM234 235H235V233H233ZM240 234H241V231H240ZM239 234V235H240ZM249 234V233H248ZM256 234H258V232L256 233ZM260 234H262V232L260 233ZM5 235V234H4ZM4 235H3V237H4ZM9 235H10V233H9ZM17 235V234H16ZM30 235V236H29ZM112 235V236H111ZM133 235V234H132ZM221 235V236H220ZM234 235H232V233H231V237L232 236H234ZM237 235V234H236ZM235 235V236H236ZM1 236V235H0ZM12 236V235H11ZM14 236V235H13ZM19 236V235H18ZM17 236V237H18ZM32 236V237H31ZM14 237H16V236H14ZM28 237H31L32 239H28ZM48 237V236H47ZM98 239V241H99V238L100 237H103L104 239H105V241H106V243H108L110 246H112L113 248H111L112 250H110V251H112L111 253H110V255L107 257V255H106V253L104 254V250H106V249H104L103 250V248H101L100 246H99V243L97 242V239ZM115 237V238H114ZM228 237H230V235H228ZM228 237H226V238H224V240H227V238ZM264 238L263 237V234H262V236L260 235V237H259V235L257 236V237H255V242H256V240L258 239V238ZM7 238H9V237H7ZM46 238V237H45ZM44 238V239H45ZM249 238H251V237H249ZM16 239V238H15ZM18 239H16V240H18ZM43 239V238H42ZM41 239V240H42ZM230 239V238H229ZM232 239H234V238H231V240ZM240 239H241V237H240ZM242 239H244V238H242ZM246 239V238H245ZM254 239V238H253ZM250 240V241H253L254 242V240ZM23 242H22V241ZM30 240V241H29ZM48 240V239H47ZM52 240V239H51ZM96 240V241H95ZM103 240V239H102ZM221 240V239H220ZM231 240H227V242L229 241V242H232ZM3 241V240H2ZM101 241V240H100ZM235 242H234V244L236 243V240H234ZM240 241V240H239ZM260 241V242H259ZM257 240V243L259 242L260 244L258 245V246H260V247H263V246H261L262 244H264V239H263V241H262V239L261 240ZM6 242V241H5ZM9 242V241H8ZM36 242V241H35ZM44 242V241H43ZM45 242H48V241H45ZM169 242V245H167V243ZM170 242H172V243H170ZM223 242V241H222ZM225 242V241H224ZM223 242V243H224ZM252 242V244H254ZM263 242V243H262ZM14 243V242H13ZM12 243V244H13ZM50 243V242H49ZM58 243V244H57ZM166 243V244H165ZM184 243V244H183ZM222 243V244H223ZM226 243V242H225ZM245 243V242H244ZM2 244V243H1ZM33 244V243H32ZM101 244V243H100ZM176 244V243H175ZM218 244H220V245H218ZM227 244V245H226ZM225 245L226 246H228L229 245V243H226ZM233 244V243H232ZM243 244V243H242ZM250 244V243H249ZM252 244H251V246H252ZM23 245V246H22ZM42 245V244H41ZM49 245V244H48ZM102 245V244H101ZM167 245V246H166ZM224 245V244H223ZM237 245V244H236ZM236 245H235V248L234 249H237V247H236ZM241 245V244H240ZM243 245H245V244H243ZM255 245V244H254ZM3 246V245H2ZM6 246H7V244H6ZM25 246V247H24ZM104 246V245H103ZM176 246H177V244H176ZM179 246V245H178ZM230 246V245H229ZM248 246V245H247ZM4 247V246H3ZM31 247H34V246H32L31 245ZM51 247H53V246H51ZM55 247V246H54ZM74 247H77L78 248V251L75 253L76 254V257H75V259H72V258H74V256L72 257V255L69 257V255H70V253H71V249H73ZM221 247V248H220ZM232 247V246H231ZM242 247V246H241ZM244 247V246H243ZM254 247V246H253ZM259 247V248H260ZM17 248V249H16ZM25 248V249H24ZM43 248H44V244H43ZM48 248V247H47ZM171 248H173V247H171ZM176 248V247H175ZM229 248V247H228ZM239 248H240V246H239ZM248 248V247H247ZM250 248V247H249ZM252 248V247H251ZM6 249V248H5ZM9 249V248H8ZM174 249V248H173ZM173 249H172V253H174L175 254V256H177V258L179 257V250H178V248L176 249V251H175V249H174V251H173ZM181 249V250H182ZM185 249H186V247H185ZM190 249V250H191ZM246 248H244L243 249V251H241L242 252V255L243 256H246V257H242L241 258V260L243 261V260H245L246 261V259H248V254H250V253H247V251L245 250ZM253 250H255L254 248H252ZM256 249H258V248H256ZM262 249V248H261ZM264 249V248H263ZM7 250V249H6ZM11 250V249H10ZM19 250V249H18ZM40 250V249H39ZM46 250V249H45ZM102 250V251H101ZM109 250V249H108ZM184 250V249H183ZM188 250V249H187ZM189 250V251H190ZM225 250H227V249H225ZM239 250V249H238ZM14 251V250H13ZM27 251V250H26ZM31 251V250H30ZM48 251V250H47ZM110 251H108V252H110ZM113 251H115L114 253H113ZM192 251V252H193ZM223 251V250H222ZM233 251V250H232ZM235 251V250H234ZM237 251V250H236ZM246 251V252H245ZM259 251H260V249H259ZM263 251V250H262ZM0 252H1V250H0ZM9 252V251H8ZM18 252V251H17ZM19 252H20V250H19ZM35 252V251H34ZM46 252V251H45ZM107 252V253H108ZM169 252V253H168ZM176 252V253H175ZM186 252V251H185ZM221 252V251H220ZM227 252V251H226ZM229 252V251H228ZM249 252V251H248ZM253 252V251H252ZM254 252H256V250L254 251ZM5 253V252H4ZM26 253H28V251L26 252ZM36 253V252H35ZM38 253V252H37ZM42 253H44V252H42ZM103 253V254H102ZM180 253H182V252H180ZM188 253V252H187ZM225 253V252H224ZM239 253V252H238ZM259 253H261V254H263L261 251L259 252ZM18 254V253H17ZM23 254V257H25L24 256V253H22ZM74 254V255H75ZM174 254H173V256H174ZM183 254V253H182ZM182 254H180L181 255V257H183V255ZM189 254V253H188ZM222 254V253H221ZM230 254H231V252H230ZM241 254V253H240ZM10 255V254H9ZM28 255V254H27ZM185 255V254H184ZM210 255V254H209ZM13 256V255H12ZM31 256H33V254L31 255ZM38 256V255H37ZM36 256V257H37ZM43 256V255H42ZM113 256H114V258H113ZM190 256V255H189ZM202 256V255H201ZM211 256V255H210ZM224 256V255H223ZM234 256V255H233ZM250 256V255H249ZM253 256V255H252ZM4 257V256H3ZM6 257V256H5ZM22 257V258H23ZM72 257V258H71ZM181 257H179V258H181ZM187 257V256H186ZM194 257V258H195ZM212 257V256H211ZM216 257V256H215ZM214 257V258H215ZM227 257V256H226ZM228 257H230V256H228ZM237 257V256H236ZM11 258V257H10ZM26 258V257H25ZM25 258H23V260H25ZM32 258V257H31ZM40 258H41V256H40ZM116 258V259H115ZM145 258V259H144ZM147 258V259H146ZM176 257H175V259H177ZM178 258V259H179ZM190 258V257H189ZM193 258V257H192ZM202 258H203V256H202ZM206 258V257H205ZM222 258V257H221ZM225 258V257H224ZM231 258V257H230ZM230 258H229V260H230ZM234 257H232V262H233V259ZM243 258H246V259H243ZM1 259V258H0ZM14 259V258H13ZM36 259V258H35ZM39 259V258H38ZM107 259V260H108ZM119 259V258H118ZM191 259V258H190ZM189 259V260H190ZM228 259V258H227ZM226 259V260H227ZM31 260V259H30ZM41 260V259H40ZM98 260V259H97ZM129 260V261H130ZM184 260V259H183ZM196 259H194V261H195ZM200 260V259H199ZM203 260H204V258H203ZM207 260V259H206ZM212 260H214V259H212ZM216 260H218V257H216ZM219 260H221V259H219ZM218 260V261H219ZM224 260V259H223ZM8 261H10V259L8 260ZM20 261V260H19ZM33 261H36V260H32V262ZM43 261V260H42ZM117 263H116V262ZM149 261V260H148ZM151 261H149V263L151 262ZM179 261V260H178ZM191 261V260H190ZM193 261V262H194ZM205 261V260H204ZM204 261H202L203 263H204ZM209 261H211V260H209ZM235 261V260H234ZM241 261V262H242ZM259 261V260H258ZM263 261H264V259H263ZM4 262H5V260H4ZM14 262H15V264H16V260L15 261H10L8 264H14ZM22 262V261H21ZM24 262V261H23ZM26 262V261H25ZM48 262H50V261H47L46 263H48ZM108 262V263H109ZM115 262V263H114ZM142 262V263H143ZM147 262V261H146ZM171 262V261H170ZM170 262H169V264H170ZM188 262V261H187ZM200 262V261H199ZM207 262V261H206ZM227 262V261H226ZM236 262V261H235ZM233 262L234 264H241V262H240V259L238 260V262ZM240 262V263H239ZM19 262H17V264H18ZM28 263H29V261H28ZM42 263V262H41ZM109 263V264H110ZM180 263V262H179ZM178 263V264H179ZM195 264H196V262H194ZM198 263V262H197ZM208 263V262H207ZM220 263V262H219ZM258 263V262H257ZM261 263H263V262H261ZM26 264V263H25ZM78 264V263H77ZM99 264H100V262H99ZM140 264V263H139ZM151 264V263H150ZM175 264V263H174ZM185 264V263H184ZM190 264H191V262H190ZM193 264V263H192ZM214 264H215V262H214ZM223 264H224V261H223ZM231 264V263H230Z\"/></svg>",
	"mask_w": 264,
	"mask_h": 264
}]
</instances>
